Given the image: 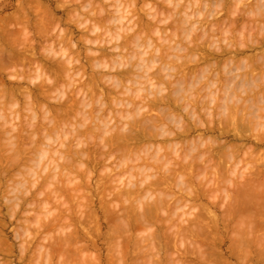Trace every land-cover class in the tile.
<instances>
[{
	"label": "bare ground",
	"instance_id": "6f19581e",
	"mask_svg": "<svg viewBox=\"0 0 264 264\" xmlns=\"http://www.w3.org/2000/svg\"><path fill=\"white\" fill-rule=\"evenodd\" d=\"M35 1L38 2L37 0H35ZM65 1L67 2V0H65ZM71 1H72V2H70V3L74 4L76 1H79V0H76V1L71 0ZM73 1H74V2H73ZM83 1H85V0H81V2H82L81 4H80V2H79L80 6L83 5ZM87 1H89V0H86V2H84V5H83L82 8L85 9V12H86V13H90V12H91L90 14L93 13L92 16L95 14V17H96V16H97V17L99 16V17H98V19H97V17L95 18V17L93 16L95 19H97V21H95V20L90 21L92 25L88 24V26H89V34H88V31H86L87 33H86V32H85V33H82V34H86V35L84 36V35L81 34V37H82V38L80 37L78 43H76L75 45L73 44V43H74V42H73V37H74L73 35L75 34V33L73 32L74 30H72V32H73L74 34H72V35H70V36L68 35L70 38H67L66 35H64V34H62V33L59 32L60 34L58 33L59 35H58V34L56 35L57 39L55 38V39H56V40H55V41H56V45L54 44V45H55V48H54V45H53V46L51 45L53 42L55 43V41H53L54 39H51V40H50V39H49L50 36H49V37L47 36L48 38H47V37H44V38H43L42 36H40V37H42L44 40L46 39V42H49V43L51 42L49 47H48V45L45 44L46 47L49 48V49L47 48V50H45V49H46V48L44 47L45 45H44V46H42V45H41V46L38 45L40 50H43V49H44V51H41V52H40V50L38 49L40 53H42V52L45 53V51H46V54H47V52H48L47 55H46V54L43 55V53L40 54L41 56H42V55L44 56V57H41V56H40L43 60H45V58H46V61H45L46 63H45V62H44V63H45L47 66L43 63V61H42L40 58H37V57H39V55H36L37 52H34V51H36V50H35L34 48H32V44H33V43H32V42L29 43V41H33V42H34V40H32V38L35 39L36 37H35V36H32V35H31V36H30V35H29V36H28V35H25L27 32H25V34H21V30H23L22 28H24L25 26H26V28H24V30L27 29L26 31L30 32L29 29H28V27H29V23H28V22L30 21V19L28 20V22L25 21V19L27 20V18L30 17L29 15H28L27 18H25V19L22 20V18L25 17V14L23 15V14H21V13L19 12V13H17L16 15H14V17H15V16H19V17H20V15H23L22 18L20 17V19H19L18 17H15L14 19H11L12 22H14L15 20L18 19V21H15V22H17V23L20 22V21L22 20L21 22L24 21V22H26V24L28 25V26H27V25H24V26L22 25V26H23L22 28H20V27H21V26H20V27H19V28H20V31H19V30H16V31H19V32H17V34L19 33V34L23 35V39H22V36L19 35V37H18V35H15L16 33L14 34V32H13V34H14L15 38H13V37H14L13 35H12V36H9V35H10V34H9V33H10V32H9L10 30L7 31V29H3V26H2L3 24H4V26L7 25V22H5V21H3V20H0L1 22H2V21L4 22L3 24L1 23L2 25L0 24V28H1V26H2V28L0 29V30H1L0 32H2V34H4V36H2V37H4L3 39H4L5 41L7 40L5 43H7V42L9 43V42H10V44L12 45V41H11L12 39H9V40H8V36H9V38L11 37V38H13V39H16L17 41H18V39H21V40H23V42L21 41V44H22L21 47L23 46V48H25V50L23 49V51L26 52V50H27V52H28L29 50H32V49H33V50L31 51V53L33 52V53L36 55V56H35V55L32 53L31 58H30V59H27V57L29 58L30 55H28L27 53H26V54L23 53V51L21 50L22 48H19L18 46H16V45L20 44V43H18V42H20V41L17 42V41L15 40V43H13V44H15L14 46L17 47V48L15 47L16 49L19 48V49H18L19 51L12 50V49H15V48H13V47H12L13 45L11 46L10 44H8V46L10 45V47L12 48V49H11V48H10V49H11L12 51H14V52H12L11 50L9 51V50H8V47H7L5 44H3V45L1 44V46H0V60H1V62H0V120H1V122H0V147H1V145H2V143H1L2 140H3V141H2V142H3V145L5 144V141H7V142L9 141L8 143H6L7 146L9 145L8 148L6 147V148L8 149L9 154L7 153V154H8V155H7V154L5 153V151H6L7 149L5 148V146L3 147V145H2V147H1V148H3V149L0 148V153H1L2 150L4 151V152L2 151L3 153H1V155L4 154V155H3V161H5V160L9 161V160L11 159V157H12L11 161H9V163H6V164H9V166H12V164H13L14 168L17 170L18 168H16V167H18L19 162H20L19 160H21L20 158L23 157L22 155H25L26 152H27V154H30V152H31L30 155H32V154H33L32 152L34 151V154L32 155V157H33V156H34V157H35V156L39 157V159L37 158L38 160L36 159L37 162H35V163L33 162V160H34L36 157H35V158L33 157L34 159H31L32 157H31V158H30V157L27 158V156H26V158L29 159V161L27 160V163L23 164L24 160L26 161V158L23 157L24 160H22V161H23L22 164H23L24 166H25L26 164H27V165H28V164L31 165V162H33V163H34V164H33L34 166L32 165L33 168H35V164H37V163H38V165H40V164L43 162V161H41V159H42L43 157H45L44 159L46 160V158H47V157H46V154H47V155L51 154V152L53 151V149L57 148V146L55 147V146H52V145H57V143H59V142L55 141L56 144H54L53 140H52L53 143H51V142L48 143L49 141H46V142H45V143H47L46 145H49V148H48V149L46 148L47 146H46V147L44 146V147H45V148H44V147H42V146H40V145L44 143V142H43L44 140H50V138H51L52 135H53L52 137H55V138H58V139L60 138V135H59V137H56L57 134H58L57 132H59L60 130L63 131V130H62L63 127L61 128V124H62V125L64 124V125H65L64 127H67V126H66V122H67L69 119H71V117L74 116L75 113L72 115V113L74 112V110H75V112L77 111V112L80 113V114H75V117H77V115H81V116L85 117V118H83V117H79V116H78V117L76 118L77 120H75V121L78 122V121H79L78 118H80V119L82 118V120L84 119V120H83L84 122H83V121H82V122L79 121V123H76V122H73L74 120H72V119H71L70 121H68L70 124H71L72 122L74 123V128H75L74 135L72 134V133H73V130H72V132H71V130H68V129H67L68 131H70V133H68V131H66V128H65V129L63 128L64 131H63L62 133H66V137H67V133L70 134V136H71V138H72V141L70 140V139H71L70 137H67V139L70 138V139H68V141H67V139H65V138H64V141H60V139H59L58 141L61 142L60 144H63V142H64V146H61V148H64V149H61V148L58 146V148L56 149V151H53L54 153L52 152V155H53V154H56L58 157H61L62 155L59 156V154H60L59 152H61L60 149L62 150V152H64V153L61 152V154H63V155H67V154L70 155V154H71V153L69 152L70 149L67 151L68 153H67V152L65 153L64 150H67V149H68V146H69L70 144L74 143V141H73V137H74V140L76 139L75 141H77V143L73 144L74 147H76L75 145L78 144V143H80L81 140H82V138H84V137L86 136V134H87V135H90V134H91V137H93L92 134H98V133H99V135H97V136H98L100 139H102L101 141H103V145H104V142L106 141V142H105V145H107V146H105V148H106L107 150L109 149V148H107L108 145H109V147H112V148H113V146H115V150H116L117 152L120 151L121 148H124V149L127 150L128 153H130L131 151H129V150H131L132 148L128 150L129 144H127V143H128L130 140L133 141L137 136H138V137H137L136 140H137L138 142H141V140H142V144H141V143L139 144V143L134 142V141H133V142L130 141L132 144H134V143H135V144H136V143L138 144L137 146H136V145H133V146H132V145L130 144L132 147L135 146L134 149H135V148L137 149V147H138L139 150H141V147H143L144 145L147 144V143H146L147 141H146V139H145V141H146L145 143H146V144L143 145V143H144V142H143V141H144L143 138H147V140L150 141V140H152V139H158L157 137L160 138V136H162V137L164 136V138L162 139L163 141H161V138H160V141H161L160 145H161V147H163L162 145L164 144V143H163V142H164V139H165V137L169 134L168 131H167V132H168V134H167L166 130H168V129H169V131L171 130L169 135L173 136V137L170 136V137L173 138V139H174V138L177 139V138H179V137H181V136L184 137V136H186V135H188V134H192L191 132H193V128H191L193 125L190 126V124H192V123H190V124L188 123V125H189L190 127H189L188 125H187L188 127H185L184 125L186 124V122H184L185 124H184V123L181 124V122H180V121L183 120L182 118H184L185 116L182 115L183 113H182V114L179 113V114H180V115H179L177 112H175L174 114L177 113L178 116L181 117V118H179L180 121L177 120L178 117H176V118H177L176 120H177V123L180 122L179 125L181 124L180 126H181L182 129H181V131L178 130V129H180V128H179V125H178V124L175 122V120H174L173 122H175V123H173V124H177V125H178V127H177L178 129H176L175 131L178 130V132H175V131L173 132V131H172L173 127H172V129H171L169 126H174V125H169V124H167V123L165 122V121H167V120H170V119H168V118H169L173 113L167 112L166 110L169 111V109H171V108L168 107V108H169V109H168V108H166V107H167V106H172V105L176 107V105L178 104V107L181 106L182 111L185 112L186 109L189 110V111H186V112H188V114L190 113L191 115H194V116H195V117L192 118V119H191L192 116H190V119H191L192 121L195 119V120H194V123L196 122V123H195V126H196L195 129H196V131H197V127L199 126L198 128H200L201 124H200V125L198 124V123H200V122H198L199 119L196 120V118H198L199 115H201V114H199V111H200V110H195V109H196V108L199 109V107H200L199 105L203 106V108L200 107L201 109H205V105H208L209 100H211L212 97H216V96L218 95V94H215V93H217V92L215 91L216 89H218V90L221 89L220 94H221L222 92L225 91V93H227L228 95H229V93L231 92V90H232V93H235L236 91H235V90L233 91V89H236V88H239L238 90H242V91H240L241 93H242V92H243V93H244V92H247V91L249 90V91H248V94L246 93V94H247V97H243L242 95H244V94L242 93V95H241L237 89H236V90L238 91V93H236V94H234V95L231 93L232 96H237L238 98H237V97H235V98H237L238 100L241 99V100H242V104L244 105V103H245V107L242 106V104L239 103L240 101H238V100H237V102H235L238 106L235 107V103L233 104L235 108L233 107V105H230V106H232V107H229V104H228L227 107H228L229 109L232 108V109H233L232 112L234 111V109H235V110L240 109V111H241V108L243 107L244 109L242 108V110H244V113H245V114H244L243 112H242V113L244 114V117H245V116L249 113V110L246 109V107L248 106V104H249V107H250V106H251L250 103H252V106H251L252 108H250V109H252V110H250V111H251V112H252L253 110L256 111V108H255V109H253V108H254V107H257V108H258V110H257L258 112H252V113H255V114L257 113V114H256L257 118H254L255 120L253 119V121H252V118H253V117L250 118L252 115H255V114H251V115L249 114L250 116H249V115H248V116H249L250 119H248V117L246 116L247 118L245 117V119H247V120H243V118H242L243 116H241L240 118H242V120H241L240 122H242V121H243L244 123L247 122L246 124L241 123V124H243V125H245V126L247 125V126H246V129H244V130L241 129V131H242V132H243V131L245 132V130H248V132L250 131V133H252V131L256 128L257 130L255 129L256 131H254V132H256V133L259 132V131H258L259 124H260L261 122H264V121H262V119L264 120V117H263V118L260 117V116H262V115L264 114V112L262 111V110H263L262 108H264V103L261 104L262 102H264V96H263V94H262V93H264V50H263L262 53H261V52L258 53V51H261L260 48H264V0H257V2H256L257 5H254L255 3H254V4H253V3H248L247 0H235V2H232L233 0H205V1H204V0H193V1L190 0V2H188V3L185 2V0H153V2L155 1L154 3L151 2V0H128V1H126V0H109L110 2H112V4L109 5V3H108V4L105 3V5H107L106 8H108V10H107L106 8L103 9L102 6H101V8H100V6H98V4L95 6V4H96L97 2L100 4V2H102L101 0H99L100 2L96 0V3H95V0H93L92 2L90 1L91 3H88L89 5H88V4H87V5L85 4V3H87ZM103 1H104V2H106V1L108 2V0H103ZM183 1H184V2H183ZM186 1H189V0H186ZM248 1H249V0H248ZM255 1H256V0H255ZM31 2H32V1H31ZM203 2H204V3H203ZM250 2H251V1H250ZM252 2H254V1H252ZM33 3H34V2H33ZM39 3H40V4H39ZM61 3H62V2H61ZM76 3H77V2H76ZM102 3H103V2H102ZM102 3H101L100 5H102ZM140 3H142V4L140 5ZM21 4H22V3H21ZM28 4H29V2H28ZM34 4H35V3H34ZM36 4H37V3H36ZM36 4H35V5H36ZM41 4H43V3H41L40 0H39V2H38V6L41 5ZM77 4H78V3H77ZM77 4H76V5H77ZM92 4H94V5H92ZM213 4H214V5L216 4V5H215V8H216V9H214V6H213V8L210 6V5H213ZM218 4H219V5H218ZM24 5H25V4H24ZM24 5L22 6V10L25 9V8H23ZM35 5H32V6H35ZM45 5H46V4H45ZM65 5H69V4H66V3H65ZM90 5H92L93 7H92V8L90 7V9H86V8H88ZM139 5H140V7H139ZM201 5H202V6H201ZM29 6H30V5H29ZM38 6L35 7V9L37 8V10H35V11H37V12L39 11L38 8L40 7V6H39V7H38ZM42 6H44V5H41V7H42ZM48 6H50V4H49ZM62 6H63V5H62ZM70 6H71V5H70ZM94 6H95V7H94ZM97 6L99 7L100 10L98 9ZM103 6H104V4H103ZM208 6H209L211 9H210ZM216 6H221V7H219V8L221 9V11H226L227 13H225V15L228 16V17H226L227 20H225L226 18L223 20V22H222V26H221V22H219L218 19H215V20H217V22L220 23V24H219V23H217V24H218V28H220L221 30H220V29H216V31H215V29H214L213 32H218V31L220 32V31H221V32H220V35L224 34V36H223V35L221 36L222 38L225 37V34H226L228 37H230V36L233 37L232 35H234V33H235L234 36L237 37V38L235 37L237 40L234 39V41H235V42H234V41L232 40V38L225 37V39L228 38V39H226V41H225L224 39H222V38L219 36V37H220V40H224V42H225L224 44H225V45L222 46L221 44H223V43H222V41H221V44H220V42H218V44H217L218 47H217L216 44H215V42L217 43V41H218V39H219L218 35H217V37H218L217 40H215L216 36H215V35L213 36V40H215V42L211 39V37H212V33H213V32L211 33V31H212L211 29H213L212 26H214V28H215L216 26H215V25H212V26L209 27V28H208V27H207V28L205 27V26H207V25H205V23H207V22H205L206 19H207V18H208V19L210 18V17H206V16H210V15H207L210 11H213V12H210L209 14L213 13V15H214V16L211 15V18H210V19L214 18L215 16H216L215 18H217V17L220 15V14L217 15V12H218V13H222L221 11L219 12L220 9H219L218 7H216ZM46 7H47V6H46ZM77 7H78V6H77ZM77 7H75V9H76ZM104 7H105V6H104ZM203 7H205V8H204L205 11H207V8L210 9V10H208V13H205L206 15H204V16H203V14H204L205 11H204ZM206 7H207V8H206ZM3 8H4V7H3ZM18 8H19V7H18ZM48 8H49V7H48ZM61 8H62V7H61ZM61 8H60V9H61ZM79 8H81V7H79ZM94 8H95V10L98 9L97 13H96V11L94 10ZM110 8H112V9H110ZM113 8H114V10H113ZM20 9H21V8H20ZM30 9H33V8H31V6H30ZM44 9H45V6L42 7L41 10L43 11ZM62 9H64V8H62ZM73 9H74V8H73ZM190 9H191V12H189ZM213 9H214V10H213ZM218 9H219V10H218ZM25 10H26V9H25ZM25 10H24V11H25ZM77 10L79 11L80 9H76V11H77ZM89 10H91V11H89ZM109 10H111V11H110L111 13H110V12H107V11H109ZM112 10H113V11H112ZM215 10H217V11H216V14L214 13ZM20 11H21V10H20ZM24 11H21V12L26 13V12H24ZM42 11H40V12H42ZM45 11H46V10H44L43 12L45 13ZM49 11H50V10H49ZM49 11H48V9H47L46 12L49 13V14H45V16H44L45 18H47L46 15H50L51 13H52V15H54V14H53L54 12H52L53 10H52L51 12H49ZM73 11H74V10H73ZM78 11H77V14H78ZM81 11H82V10H81ZM87 11H88V12H87ZM203 11H204V12H203ZM14 12H15V11H14ZM14 12H13V13H14ZM17 12H18V11H17ZM32 12H33V10H32ZM37 12H36V13H37ZM43 12H42V13H43ZM70 12H72V9H71V11H69V12H67V13H70ZM83 12H84V11L79 12L80 16H83V14L85 13V12H84V13H83ZM42 13H41L40 15L37 14L38 16L36 15L38 19H39V18H40V19L43 18V16L40 17L41 15H44V14H42ZM72 13H73V12H72ZM81 13H82V15H81ZM86 13H85V14H86ZM109 13H110V14H109ZM128 13H137V14H138V13H142L141 15H143V13H146L145 16H146V18L148 19V21H146V20L144 21V19H142L143 17L140 18V16H139L140 14H138V16H139V17H138L137 14H136V15L133 14V16H132V15L129 16L130 14L128 15ZM168 13H171V14H172V17H170V14H168ZM174 13H175V14H174ZM176 13H177V16L179 15V13H181V15H183V14H184V15H183V17H182L181 15H179L178 17H181V18L179 19V18H177ZM182 13H183V14H182ZM188 13H189V14H188ZM192 13H193L194 16L198 15V17L196 16L197 19L194 18L193 15H190V14H192ZM223 13H224V12H223ZM229 13H231V14H230L231 16H230V15H227V14H229ZM7 14H8V13H7ZM19 14H20V15H19ZM27 14H28V13H27ZM33 14H35V13H33ZM79 14L76 15V13H75V15H76V20H77V18H78V20L83 18V17L80 18ZM90 14H88V16H91ZM115 14H116V15H115ZM167 14H168V15H167ZM173 14L176 16V18H174V19H173V17H174ZM195 14H196V15H195ZM200 14H202V16L205 17V18L200 17V16H201ZM8 15H9V14H8ZM86 15H87V14H86ZM86 15H85V16H86ZM189 15H190V16H189ZM199 15H200V16H199ZM221 15L224 16L223 14H221ZM221 15H220V17H222ZM233 15H234V18H233ZM10 16H12V14H11ZM26 16H27V15H26ZM55 16H56V15H55ZM72 16H73V15H72ZM77 16H78V17H77ZM85 16H84V18H85ZM88 16H87V17H88ZM92 16H91V17H92ZM134 16H136V17H135L136 19H137V18L142 19V20H140V22H141L140 27H141V28H139V29H137V28H138L137 25H139V22H136L135 20H133V17H134ZM191 16H192V17H191ZM48 17H50V16H48ZM52 17H53V16H52ZM169 17H170V18H169ZM220 17H219V18H220ZM230 17H231V18H230ZM16 18H17V19H16ZM30 18H31V17H30ZM37 18H35V19L37 20ZM45 18H44V21L46 20ZM58 18H59V17H58ZM72 18H73V17H72ZM88 18L90 19V17H88ZM144 18H145V17H144ZM190 18H193V19H196V20L199 19L200 21H199V20H198L199 22H198V21H195V20L191 21ZM0 19H1V18H0ZM4 19H6L5 16H4ZM40 19H39V21H41ZM50 19H51V18H50ZM50 19H48V20H50ZM54 19L58 20V19L55 18V17H54ZM69 19H70V18H69ZM85 19H87V18H85ZM89 19H88V20H89ZM171 19H172V20H171ZM176 19H179V20H176ZM201 19H205V21H203L204 27H205V29H209L210 31H209V30H203L204 27H203V28H202V27L197 28V25H198L199 23H200L201 25H203V24L201 23V21H202ZM208 19H207V20H208ZM210 19L208 20V22H210ZM221 19H223V18H221ZM13 20H14V21H13ZM19 20H20V21H19ZM48 20H46L45 22H47ZM51 20H53V19H51ZM51 20H50L49 22H47L45 26L43 25V24H45L44 21H42L43 23H41V25H40V22L37 23V21H36V22H34L35 20L33 21L34 23H36L35 25L38 24V25H37L38 28L40 27L39 29H41V30H39V29L37 28L38 31H37V29H36V31L38 32V34H39L40 31H42V25L44 26L43 29H45L46 26H48V27H46L47 29L49 28L48 30H47V29H45V31L43 30V31H42L43 33L41 32V33H42L41 35H44V36H45L44 32H45V33L50 32V29H51V27H53V25H54V27H56L57 24L55 23V24H56V25H55ZM56 20H55V21H56ZM76 20L74 19V23H76V22L78 23V21H76ZM100 20H101L102 22H101ZM168 20H169V21H168ZM219 20H220V19H219ZM245 20H247L248 22H253V24L256 25V26L254 25L255 28H253V27H254L253 24L250 25V23H249V26H250V27L247 28V26H248L247 24H248V23H247ZM53 21H54V20H53ZM66 21H67V19H66ZM93 21L95 22L94 26H93V23H94ZM138 21H139V19H138ZM167 21H168V23H171L170 25L173 26V27H174V24H175V23H177V27H180V25H179L178 23H180L181 26H183L182 30H181L179 33H178V32H177V33L179 34L178 36H179L180 39H181V37H183L184 35H185L184 38L188 36L187 38L190 39V40H188V39L185 38V39L187 40V43L189 42L188 44H183V41H181V40L177 37V35H175V36H176L181 42L179 41V42H180V43H179L178 41H176L175 44H174V42H172V40L175 41V39H177V38L174 39L175 36L172 37V39H170V38H171L170 36H173V35H170V36H168V35H165V36H164V35H163V34L165 33V32H164V28H160L159 26L167 24V23H166ZM172 21H176V22L173 23ZM177 21H178V22H177ZM212 21H214V19H213ZM224 21H225V22H224ZM244 21H245V22H244ZM258 21H260V23L257 24ZM24 22H23V23H24ZM31 22H32V21H31ZM50 22L53 23V24H51V25H52L51 27L49 26L50 24H48V23H50ZM70 22H71V21H70ZM92 22H93V23H92ZM204 22H205V23H204ZM241 22H242V23H241ZM17 23H16V24H17ZM65 23H66V22H65ZM67 23H69V22H67ZM77 23H76V24H77ZM107 23H108V24H107ZM163 23H165V24H163ZM172 23H173V25H172ZM214 23H215V22H214ZM13 24H14V23H13ZM18 24H19V23H18ZM18 24H17V25H18ZM21 24H22V23H20L19 25H21ZM30 24H31V23H30ZM59 24L61 25V23H60V19H59ZM71 24H72V23H71ZM105 24H107L108 26H106ZM109 24H110L111 26H109ZM210 24H211V23H210ZM239 24H241V26H240ZM242 24H244V27L246 26V29L244 30L245 32H244L243 30H241V29H243V25H242ZM245 24H246V25H245ZM32 25H33V24H32ZM35 25H34V26H35ZM39 25H40V26H39ZM77 25H79V24H77ZM80 25H81V26L83 25V26L85 27V30H87V29H86V26H87V25H84V24H80ZM186 25H188V27H186ZM223 25H224V26H223ZM225 25H226V26H225ZM9 26H10V24H9ZM9 26H8V27H9ZM12 26H13V25H12ZM12 26H11V28H13ZM14 26H15V25H14ZM37 26H36V27H37ZM58 26H59V25H58ZM58 26H57L56 28H59V27H60V26H59V27H58ZM83 26H82V27L77 26V29L81 28L80 31L83 30L82 32H84V28H83ZM175 26H176V24H175ZM208 26H209V25H208ZM236 26H237V27H236ZM238 26H240V27H242V28H241V29H238V28H239ZM252 26H253V27H252ZM31 27H33V26H31ZM36 27H34V28H36ZM78 27H79V28H78ZM90 27H91V28H90ZM136 27H137V28H136ZM163 27H164V26H163ZM184 27H186V28H184ZM198 27H199V25H198ZM224 27H226V29H225ZM228 27H229L230 29H229ZM235 27H236V28H235ZM257 27H259V30H260V31L262 30L261 32L258 33V34H261V33H262L261 36H260L259 38H256V37H255V36L257 35V34H256V31H257L256 29H258ZM4 28H7V27L5 26ZM11 28H9V29H11ZM19 28L17 27V29H19ZM82 28H83V29H82ZM201 28H202V30H201ZM250 28H251V29H250ZM252 28H253V31H254L255 33H253ZM14 29H15V27L13 28V30H14ZM30 29H31V28H30ZM53 29H54V28H53ZM64 29H65V28H64ZM64 29H63V31H64ZM66 29H67V28H66ZM74 29H75V28H74ZM144 29H145V30H144ZM146 29H147L148 32H152V31H153L152 35H155V33H157L156 35H159V36H160L162 42H161V41L158 42V44H157L158 47L160 46L159 43H161V45H162L163 42L165 43V41H167L166 44H164L165 47H164V46H163V47L160 46V47H162V49H161L160 47L157 48V47H156L157 45L153 46V43H152V42H153L154 39L152 38V36H151L150 38H148L149 35H150V33H149V35H145L146 37L143 36V33H144L143 31H146ZM199 29H200V30H199ZM228 29H229V30H228ZM236 29H238V31H237L238 35H241V33L243 34V35H242L243 37L241 38V41H240V36L238 37V36L236 35L237 33H236L235 31H233V30H236ZM254 29H255V30H254ZM2 30H4L5 32H3ZM13 30H12V31H13ZM31 30H32V29H31ZM46 30H47V31H46ZM217 30H218V31H217ZM225 30H226V31H225ZM239 30L241 31V33H239V32H240ZM249 30H250V31H249ZM259 30H258V31H259ZM6 31L9 32V33H8L9 35H6L7 38L5 39ZM14 31H15V30H14ZM51 31H52V30H51ZM66 31H67V30H66ZM69 31H70V30H69ZM197 31H198V33L201 31V32H200L201 34L199 33V34H200V35H199V34L197 33ZM228 31L231 32V35H229ZM242 31H243V32H242ZM248 31H249L251 34H250ZM251 31H252V32H251ZM258 31H257V32H258ZM148 32H146V33H148ZM154 32H155V33H154ZM195 32H196L198 35H196ZM222 32H223V33H222ZM232 32H234V33H232ZM22 33H24V32H22ZM31 33L34 35V32H31ZM51 33H53V32H50V35H51ZM56 33H57V32H56ZM168 33H169V32H168ZM177 33H175V34H177ZM180 33H181V34H180ZM182 33H183V35H182ZM194 33H195V34H194ZM227 33H228V34H227ZM245 33H246L247 35H246ZM2 34H1V35H2ZM11 34H12V32H11ZM27 34H29V33H27ZM35 34H37V33H35ZM61 34H62V35H61ZM67 34H68V33H67ZM69 34H70V33H69ZM87 34H88V35H87ZM192 34L194 35L193 37L191 36ZM213 34H214V33H213ZM254 34H256V35H254ZM24 35L26 36V38H25ZM39 35H40V34H39ZM89 35H91V36H89ZM156 35H155V37H156V39H158V37H157ZM180 35H181V36H180ZM195 35H196V36H195ZM244 35H245L246 37L248 36V37L250 38V39H249V38L247 37V38L249 39V42L253 43L254 45L251 44V45L249 46V44H247V43H248V42H247L248 39H246V37H244ZM16 36L18 37V39H17ZM53 36H54V34H53ZM71 36H72V37H71ZM147 36H148V37H147ZM257 36H259V35H257ZM28 37L30 38V40H29V41H26V39L28 40ZM40 37L38 36V38H40ZM54 37H55V36H54ZM54 37H53V38H54ZM83 37H84V38H83ZM169 37H170V38H169ZM191 37H192V39H191ZM38 38H37V39H38ZM50 38H52V37H50ZM74 38H75V37H74ZM146 38H147V39H146ZM168 38H169V39H168ZM184 38H183V40H184ZM1 39H2V38H1ZM47 39H48L49 41H48ZM71 39H72V40H71ZM151 39H153V40L151 41ZM178 39H177V40H178ZM201 39H202V40H201ZM229 39H230V40H229ZM255 39H256V40H255ZM40 40H41V39H40ZM44 40H43V41H44ZM66 40H69V41L71 40V42H73L72 44H73L75 47L78 46V48H80V47L85 48V49H83L85 52H86V51H87V52H89V51L92 52V50L95 51L96 48L98 49V50L96 49L97 51H95V52H92V53L90 52V54H89V53L86 54V56H87V60H86V61L88 62V63H87L88 67H87L85 64H83V63H81V62H80V63L78 62V61H80V59H81V58H80L81 56H79L78 54L82 55V54H85V53H83V52L77 53L76 51H75L76 53H75V52L72 53L71 51H70V52H71V53H70L69 50L73 49L74 46H72L71 42H70V44H69V41H66ZM200 40H201V42H202V45H201V43L199 42ZM203 40L205 41V43H204ZM227 40H228L229 42H228ZM242 40H243V41H242ZM24 41H25V42H24ZM154 41L156 42V40H154ZM168 41H169V42H168ZM197 41H198V42H197ZM230 41H231V42H230ZM232 41H233V42H232ZM237 41H239V43L241 44L240 46H239V43H236ZM0 42L2 43L3 41L0 40ZM13 42H14V41H13ZM26 42L28 43V45L30 44V45L28 46V47H30L29 50H28L27 46L25 47V45H27ZM44 42H45V41H44ZM171 42H172V44H171ZM213 42H214L215 45L213 44ZM3 43H4V42H3ZM25 43H26V44H25ZM34 43H35V42H34ZM49 43H48V44H49ZM57 43L59 44V46H58ZM67 43H68L69 45H67ZM167 43H168V45H167ZM184 43H186V41H185ZM203 43L205 44V45H204L205 47L203 46ZM208 43H209L210 45H209ZM234 43H235V44H234ZM24 44H25V45H24ZM39 44H40V43H39ZM41 44H42V42H41ZM61 44H63L64 47H65V45H66V47L64 48ZM236 44H238V45H236ZM89 45H90V46H89ZM132 45L135 46V49L133 48L134 46L132 47ZM166 45H167V46H166ZM190 45H191V46H190ZM206 45L209 46V47H206ZM219 45H221V46H219ZM19 46H20V45H19ZM34 46H35V45H33V47H34ZM51 46H52V47H51ZM69 46H70V47H69ZM91 46H92V47H93V46H96V47H95V48H92ZM130 46H131V48H132V50H133V53H131L132 50H131ZM40 47H43V48H40ZM56 47H57L58 49H57ZM59 47H60V48H59ZM67 47H68V48H67ZM143 47H144V48L146 47V48H148V49H149V48H152V50H151V51H141V49H144ZM153 47H154V48L156 47V48L154 49ZM129 48H130V51L127 52L126 50H128ZM146 48H145V49H146ZM257 48H259L260 50H258ZM81 49H82V48H81ZM137 49H138V50H137ZM145 49H144V50H145ZM252 49H257V50H256V51H257V55L259 54L258 56L255 55V56H256V57H255V56H253V55L256 54V53H253V55H252V56H253V59H251V56H249L250 54L248 55V53H249L248 50H252ZM20 50H21V51H20ZM73 50H74V49H73ZM75 50H76V49H75ZM134 50H135V51H134ZM153 50H154V51H153ZM67 51H68L70 54L67 53ZM98 51H99L100 53H99ZM125 51H126L127 53H124ZM163 51H164V52H163ZM183 51H185V52H183ZM199 51H201L200 53H202V54H201V56H198L199 58H197V56H196V52L198 53ZM182 52H183V53H182ZM194 52H195V53H194ZM246 52H248V53H247V57H245L246 55L244 56V54H246ZM251 52H253V51H251ZM254 52H255V51H254ZM28 53H30V52H28ZM31 53H30V54H31ZM184 53H185V54H184ZM22 54H24V55H26V56H24V55H22ZM71 54H73V55H71ZM189 54L193 55L194 57H191V55H189ZM70 55H71V56H70ZM74 55H75V56L77 55V57H74ZM202 55H203V56H202ZM50 56H51V57H50ZM57 56H59V59H56V58H58ZM78 56H79V58H78ZM83 56H84V55H83ZM240 56H241V57L243 56V57L241 58ZM22 57H24L23 60H22ZM32 57H33L34 59H35V57H36V59H35L36 62H37V59L40 61V62H37L38 64L41 65V63H42V66L44 65L43 67L46 66V69H45V70H47V69L49 70V71H48V76H49V73L52 72L51 69H52V70L54 69V72L57 71V73H58V74H57L58 77H57L56 73H54V74L56 75V76H54V77H56V78L53 80L54 82L52 81L53 83H51V76L53 77V75L50 74V75H51L50 78L47 76L48 79H46V78H45L46 76H43V75H42V70L39 68V67H41V66H39V65L35 62V63L37 64V66H38V67H37L36 64L34 63L35 60H34ZM49 57H50V58H49ZM84 57H85V56H84ZM248 57H249V58H248ZM26 59H27V61H28L29 64H33V65H31V66H33V67H32L33 69H34V67H35V69L33 70V71H35V72L32 71L34 74H30V73L27 74V69L24 68V67H27L29 64L27 63V61H25ZM53 59H54V60H53ZM55 59H56L57 61H56ZM213 59H217V60H218V61L215 60V62H217V64H215V62H212V61H211V60H213ZM248 59H249V60H248ZM81 60H82V59H81ZM49 61H50V62H49ZM53 61H54V62H53ZM55 61H56L57 63H55ZM203 61H204V63H205L206 65H204V67H203V65H202V66H201V70L198 69V71H197V69H196L194 66H193V67H194V68H193L194 71H193V70H190V65H192L193 63H198V64H199L200 62H202V63H200V64H203ZM221 61H225V62H223V63H224V64L226 63V64L224 65L223 63H220ZM226 61H227V62H226ZM7 62H8V63H7ZM76 62H78V63H76ZM6 63L8 64V66H7ZM219 63H220V64H223L222 66H224V71H226V72L224 73L225 75H224V74L222 75V73H223L224 71H223V69H222L223 67H222V68L218 67V66H219ZM9 64L12 65V69H11V71H10V69H9V68L11 67ZM55 64H57V68H58L57 70H56V68H54ZM76 64H78V65L80 64L79 68H78V66H77ZM235 64H236V65H235ZM19 65H20V66H21V65H24L23 68L26 69L25 72H26L27 76L30 77V75H31V78L28 77V81H26V82L29 83V82H30L29 79L32 80V78H33L34 75H36V76H34V80H35V82L38 80V83H36V84L33 82V80L31 81V82H33L34 85H33V87H31V88L29 87L30 91L28 90V88H27V86H26V89H25V90L29 91V92H27V93H25L26 91H24V89H23V88H25V87H23V84L25 83L24 81L27 80V77H26V75H24V74H25L24 72H21V73H20V71H23V69L21 68L22 70H19V73L21 74V76H22V73H23V76H25L26 78H24L23 76L20 77V78H23L24 81L21 80V79H19L20 74H18V72L16 71V70H18V69L20 68V67H18ZM26 65H27V66H26ZM34 65H35V66H34ZM53 65H54V66H53ZM81 65H82V66H81ZM193 65L196 66V64H193ZM207 65H209V67L206 68V70H204L205 67H206ZM215 65H216V66H215ZM233 65H234L237 69H236V68L233 69ZM9 66H10V67H9ZM13 66H16L15 68H17V67H18V68L15 69ZM52 66H53V68H51ZM6 67H7V68H6ZM8 67H9V68H8ZM21 67H22V66H21ZM81 67H82L83 71L86 70V68H90V69H91L90 71H92V74H90L89 72H88V74L91 76L90 78H92V79L88 78V80H90V82H91L92 80H95V79H96L95 81H92L93 84H94V89L96 88V89H95L96 91H97V89H98L97 86H99L98 84H103V85L105 84V85H107L106 87H108V92H109V91L112 92V90H115L114 92H112V94H114V93L117 92V91L120 92V93L118 92L120 95L117 94V93H115L114 96L117 94V95L121 98V95H123V94L126 93L127 91H128V92H127L126 94H128L129 92H132L133 95L129 96L131 93L128 94L127 96H126V95H123V96H125L124 100L126 99V100H125L126 102L123 100V98H122V100H121L119 97H116V98H115L114 96H111V97H112V99H111L110 95H108V96L110 97V98H109V101H110L109 103H110L111 105L114 104V102H115L113 98H115V100H116L115 105L111 106L110 104H108L107 101L105 102V100H106L105 97H106V96H105L103 99L101 98V100H100L99 98L96 97L97 95L101 94V92H102L103 90H101L100 87H99V89H98V92H99V93H98V94L96 93V91H95L94 89L91 90V88H92L91 84L89 85V81H86V80H85V78L87 77V75H85V74L87 73L88 70H87V71H84V72H86V73H84V72L82 73V71H81V70H82ZM83 67H84V68H83ZM199 67H200V66H199ZM28 68L30 69V72H31L32 68H30V65H29ZM38 68H39V69H38ZM135 68H136V69H135ZM197 68H198V67H197ZM215 68H219L220 70H219V69H218V70L216 69L217 72H215ZM258 68H259V69H258ZM7 69H9L8 72H6ZM13 69H15V70L13 71ZM42 69H44V68H42ZM137 69H138L139 71H138ZM240 69H241L242 71L244 70V73H243L242 71H241V73H238V72H240ZM257 69H258L259 71H258ZM40 70H41V72H40ZM72 70H73V71H72ZM135 70H137V71H135ZM221 70H222L223 72H221ZM233 70H234V71H235V70H238V72L236 71V72H235V75H234V71H233ZM249 70H250V71H249ZM12 71H13V73H12ZM15 71L17 72V74H15V73H16ZM71 71H72V72H71ZM191 71H193V72H191ZM219 71L221 72V75H222V76L219 75V74H220ZM256 71H257V72H256ZM59 72H61V73H59ZM138 72H143L144 74H143V73H142V74H141V73L139 74ZM170 72H171V73H170ZM174 72H175V73H174ZM185 72H186V73H185ZM189 72H191V75H192V76H194L195 72H198V75L195 74V76H194L195 78H192V76H191V78H190V77H188V76H190V73H189ZM218 72H219V74H215V73H218ZM254 72H256V73H254ZM11 73H12V74H11ZM45 73H46V72H45ZM52 73H53V72H52ZM63 73H64V74H63ZM93 73H94V74H93ZM192 73H193V74H192ZM236 73H238V74H236ZM257 73H259V74L257 75ZM43 74H44V72H43ZM65 74H66V75H65ZM130 74H131V75H130ZM178 74H179V75H178ZM185 74H186V76L188 75L187 78H186V76L184 77ZM240 74H241V75H240ZM44 75H45V74H44ZM60 75H62V76L64 75L63 77L66 76L65 78L67 79V81H66L65 79H63V81H62V79L60 78V77H61ZM89 75H88V76H89ZM92 75H94V77H93ZM128 75L131 76V77H129ZM173 75H176V76L173 77ZM177 75H178V76H177ZM180 75H183V77L181 78ZM214 75H215V77H213ZM256 75H257V76H256ZM84 76H85V77H84ZM197 76H198L199 78H198ZM250 76H251V77H250ZM13 77H14V78H13ZM39 77L42 79V81H41V79H40ZM76 77H77V78H76ZM79 77H80V78H83V77H84V78H83L84 80H83V79H80ZM120 77H121L122 79H121ZM137 77H138V78H137ZM139 77H142V78L145 77V78H144L145 80L143 79V80H144L143 83H145V82L147 81L143 86H145L146 84H151L150 87H148L149 85H148V86L146 85V87L149 88V89H152L151 86H153V82L155 83L156 81H157V84H158V83H162V84L164 83L163 86H165V87L162 88V85L158 84V85L161 86V88H162L163 90H162V89H157L159 86L155 83V84L157 85L156 87L154 86V88L156 89V91L153 90L154 88H153L152 90H148V89L146 90V87L143 89V88L141 87V86H142V81H141L142 78H139ZM178 77H180V79H177ZM196 77L198 78V80H196L197 82H196L195 80L192 81L193 79H196ZM11 78H12L13 80H12ZM35 78H37V80H36ZM78 78L81 80L82 85L79 84V83H81V82H80V80H79ZM174 78H175V79H174ZM213 78H215L216 81H215ZM52 79H53V78H52ZM77 79H78L79 81H77ZM139 79H140V80H139ZM153 79L156 80V81H154ZM173 79L176 81V82H175V85H173V86H174V87H175L176 85L179 86V88H178V86L175 87V89H174L175 91H173V88H174V87H173L172 89L169 87L170 85L174 84V83H173V82H174ZM187 79H188V80H187ZM190 79H191V80H190ZM43 80H44V81L46 80V81L44 82ZM47 80H49L48 82H49L50 85L52 84V85H51V88H52V90H54V92L57 90L56 88H54V86H55V85L57 86L58 84H61L62 82H66L67 85H68V87H69V86H70V87L68 88L67 85H66L65 83H62V86L59 85V88H58V86H57V88H58V89H61V90H60V91L57 90V91H56V92H57V95H55V94L53 93V91L50 90V89H51L50 86L47 87V86H48V84L46 83ZM60 80H61L62 82H61ZM82 80H83V81H82ZM189 80H190L191 82H190ZM200 80H203V82L200 81ZM40 81H41L42 83L44 82V85L47 84V86H43V87L46 88V90H47V91H46V90H44V88H43V91H45L44 93H46V94H43V92H42V87H40V86H41L40 84H42V83H39ZM59 81H60V83H58ZM102 81H104V82H102ZM140 81H141V82H140ZM31 82H30V83H31ZM75 82H76V83H75ZM77 82H79V83H77ZM84 82H86V83L84 84ZM92 82H91V83H92ZM101 82H102V83H101ZM195 82H196V83H195ZM201 82H202L203 84H202ZM260 82H261V83H260ZM45 83H46V84H45ZM55 83H56V84H55ZM57 83H58V84H57ZM129 83H130V85L132 84V87H134V86H135V87H134V88H131V87L129 88V86H130ZM200 83H201V85H200ZM54 84H55V85H54ZM76 84H77V86H76ZM86 84H88V85L86 86ZM127 84H128L129 86H128ZM165 84H169V85H165ZM197 84L199 85V90H200V91H203L204 94H206L205 92L207 91V94L204 95V94L201 92V97H198V98L195 97V99H194V97L192 96V93H193V95H194V92H195V94H196V92L198 91V88H197L198 86L196 87ZM216 84H217V85H216ZM29 85H30V84H29ZM42 85H43V84H42ZM53 85H54V86H53ZM63 85H65V87L68 88V91H69V92L72 90L71 86H73L74 89H73L72 91H73L74 94L76 95V98H77L78 95L81 96V98L74 99L75 95H72L73 93L71 94V92H72V91H71V92H70V95L74 96V97H72V99H74L75 101L77 100V101H76V102H75V101H72V102H70V103H71V104H70V103H69V100H67L68 98H66V100L64 99V97H67V96L69 95V94H68L69 92L67 91V88L63 87ZM105 85H104V86H105ZM139 85H140V87H139ZM52 86H53V87H52ZM88 86L91 87V88H87V90H86V87H88ZM95 86H96V87H95ZM127 86H128V87H127ZM247 86H249L250 88L247 87ZM60 87H61V88H60ZM167 87L169 88V91H167L168 89H165V90H164V88H167ZM194 87H195V90H194ZM200 87H201V88H200ZM214 87H217V88H214ZM218 87H219V88H218ZM47 88H48V89H47ZM49 88H50V89H49ZM53 88H54V89H53ZM64 88H65L66 90H65ZM121 88H122V89L125 88L124 90H125L126 92H125L124 90H122ZM128 88H129V89H128ZM240 88H243V89H244V88H247V89L249 88V89H248V90H247V89H244V91H243V89H240ZM22 89H23V91H22ZM62 89H64V90L66 91V93L68 92V93H67L68 95H67L65 92H64V93H61ZM69 89H71V90H69ZM88 89H89V91H88ZM106 89H107V88H106ZM119 89L123 91V94H122V92H121ZM127 89H128V90H127ZM170 89H171V91L174 92L173 94H172V92H170ZM204 89H205L206 91H204ZM212 89H214V90H212ZM258 89H263V90H261V91H263V92L261 93L260 90H258ZM85 90H86L87 92H85ZM100 90H101V92H100ZM189 90H191L192 92H190L191 95L189 94L188 97L191 98V96H192L193 98H191V99H192L193 101H190L191 99H188V97H187V94H188L187 92H188ZM196 90H197V91H196ZM223 90H224V91H223ZM228 90H230V92H229ZM250 90H251V91H250ZM48 91H50V93H52L53 95H55V97L53 98V96H52L51 94H50V95H51L52 97H50V96L48 97V95H49V92H48ZM144 91H145L146 93H144V94L142 93V94H141V92H144ZM153 91H154V92H153ZM157 91H158V92H157ZM164 91H166L167 93L170 92V93L172 94V96H170V94H167L168 96H167V95H166V96H162V95H161V97H160L159 95H160L161 93H163ZM200 91H198V92H200ZM209 91H210V92H209ZM256 91H258V92L261 93V94L259 95V93L257 92V93H258V95H257V94H256ZM47 92H48V93H47ZM59 92H60V95L62 94L61 96H60V95L58 96ZM88 92L91 93L90 95H91L92 97H91V96H89V97H91L92 100L86 99V98H88V95H89ZM94 92H95V93H94ZM103 92H104V91H103ZM103 92H102L101 95H104ZM149 92H150V93H149ZM185 92H186V95L184 96ZM228 92H229V93H228ZM251 92H253V93H251ZM218 93H219V91H218ZM225 93H224V94L222 93V94H223V97H224V95H226ZM249 93H250V94H249ZM47 94H48V95H47ZM65 94H66L67 96H64ZM95 94H96V95H95ZM107 94H108V93H107ZM164 94H165V93H164ZM197 94H200V93H197ZM197 94H196L195 96H197ZM214 94H215L216 96H215ZM220 94H219L218 96H221ZM231 94H230V95H231ZM237 94H238V95H237ZM239 94H240V97H239ZM246 94H245V95H246ZM251 94H252V95H251ZM253 94H254V95H253ZM32 95H33L34 97H33ZM45 95H47L46 98H45ZM70 95H69V96H70ZM93 95H94L95 99H93V98H94ZM134 95L137 97V100H139V101L135 100V101H133V102H130L131 99H127V98H126V97L132 98V97H134ZM203 95H204L206 98H208V97H209V98L211 97V98H210V99L208 98L209 100L206 99L205 97L202 98ZM213 95H214V96H213ZM228 95L225 96V98L227 99V101H228V99H230V101H231V99L234 100V98H229L230 95H229V96H228ZM261 95H262L263 97H261ZM56 96H58V99H56V98H57ZM123 96H122V97H123ZM150 96H151V97H150ZM241 96H242V97H241ZM259 96H260V97H259ZM20 97H23L24 99L27 100V101L25 100L27 106H25V105H26L25 103H24V105H23L25 108L28 107V104H29V106H30V104L33 105V102H32L33 99H34V100H33V101H34V104H35V101H37V102L41 105V109H42V110L39 109L40 105H39V106L36 105L37 103L35 104V106H38L39 111L41 110V112H42L41 115L43 114V115H42L43 117L41 116L43 119L41 118L40 120H42V123H43L44 120H45V122H47V123L50 122V123H49V124H50L49 127L51 128V130H50L49 128H48V129H49L50 131L47 129V130L49 131V133H48L47 130H46L47 132L44 131V132H45V135H44V134L42 135V133H44V132H43V131H40V130L42 129V127H41V129L38 128L39 125H40V123H37V125H35L34 123H32V124H34V125L36 126V128L40 129V130H39L40 132H39V131L37 132L36 130H33V129H32L33 131H31V128H28V130L31 131V134H32V135L30 134L31 136H33L34 134L36 135V136H34V137H36V140H33L34 137H31L30 135H29L30 137H28V136L25 135V134L28 135L30 132H29V133L26 132L25 134L22 133V136H26V137H28L27 140L30 139V142H29V143H31V141H32V145L34 146V144H35V146H34V148L36 147L35 149L32 147V145H31L32 148L29 147V145H30L29 143H28L27 145H28V147H29L30 149H29V148H26V146H25V148H24V146H23L24 144H22V140L19 139V138L21 137L20 132H21L22 130L19 131V129H18V128H21L22 125L19 126V124H18L19 127L16 128V130H17V132H16V131H15V127H16L17 125H16V124L14 125L13 122H15V121L17 122V120H16L15 118H14L15 121H14L13 119H11L12 116H13L14 114H16L19 110H21V108H20L19 110L16 109V108H18V107L20 106V103H19V102H21V100H20V101L18 100V98H20ZM32 97H33V98H32ZM60 97H61V99H62V97H63V100H64V101H63V100H62V101L59 100ZM82 97H83V99H82ZM136 97H134V99H135ZM183 97H184V99H183ZM185 97H187V98H185ZM227 97H228V98H227ZM70 98H71V97H70ZM70 98H69V99H70ZM117 98H119L120 100L117 101ZM150 98H151V99H150ZM166 98H167V99H166ZM200 98H202V99L204 100V102L206 101L205 103H207V104H205V105L199 104V103H198L199 100H200V103H201V100H202V99H200ZM225 98H224V99H225ZM239 98H240V99H239ZM262 98H263V99H262ZM30 99H32V100H30ZM51 99H54V101L57 102V103H55V102H54L53 100H51ZM55 99H56V100H55ZM104 99H105V100H104ZM107 99H108V97H107ZM110 99H111V100H110ZM134 99H132V100H134ZM185 99H187V100H185ZM197 99H198V101H197ZM221 99H222V98H221ZM221 99H219V101H220ZM226 99H225V100H226ZM17 100H18V101H17ZM22 100H23V99H22ZM70 100H71V99H70ZM87 100H89V101L87 102ZM128 100H129V101H128ZM182 100H184V101H182ZM188 100H189V102H188ZM195 100H196V101H195ZM203 100H202V101H203ZM207 100H208V102H207ZM213 100H214V101H213ZM215 100H216V99H214V98L212 99L213 102H215ZM222 100H223V99H222ZM235 100H236V99H235ZM16 101H17V104H18L19 106L15 104ZM30 101H31V102H30ZM58 101H59V102H58ZM103 101H104V102H103ZM111 101H112V103H111ZM113 101H114V102H113ZM127 101H128V102H127ZM181 101L184 102V103H185V101L188 102V103H186V105L184 104V105L186 106L185 110H183V107H184V106H182V104L180 103ZM219 101H218V102H219ZM230 101H229V103H230ZM44 102H46V103H44ZM49 102H51V103H49ZM53 102H54V103H53ZM192 102H193V104H192ZM210 102H211V101H210ZM213 102H212L211 104H213ZM218 102H217V103H218ZM221 102H222V101H221ZM47 103H48V105H47ZM94 103H96V104L98 105L97 107H99V106H100V107H103V108H101V109H100V107H99L100 110H99L98 113L96 112V111H98L96 105L93 106ZM125 103H126V104H125ZM179 103H180V104H179ZM189 103H190V104H189ZM194 103H197V107H196V105L194 106ZM202 103H203V102H202ZM217 103L215 102V104H217ZM223 103H225V102H223ZM238 103H239V104H238ZM246 103H248V104L246 105ZM14 104H15V106H14V109H13L12 107H13ZM45 104H46L47 106H46ZM69 104H70V105H69ZM150 104H151V105H152V104L155 105V106H153L154 108H151V109L154 110V111H155V110L157 111V108H155L156 105H159V108H162V107H163V106H161V105H167L166 107H164L163 109H161L162 111H163L164 109H166L165 111L167 112V113H166L165 111H164L165 113L162 112V114L164 113V116L162 115V116L164 117V120H165V118H166L165 121L162 120V118H161L162 122L164 121V123H162L161 120H160V117H162V116L158 115V113H161V112H158V113H157V116H155L156 119H155V118H154V119H155V120L159 119L160 121L157 120V121L155 122V125H152L153 121H152V123H151L150 121H151V120L153 119V117H154V116H153V117L151 116L153 112L151 113V115H150L149 113H148V115H147V111H148V112H151V111H152L151 109L148 110V109H149L148 105H150ZM198 104H199V105H198ZM215 104H213L215 108H216V107H221V109H220L219 111H217L219 108H216V109H217V110H216V109L213 107V105H212V108H214L213 110H215V111L211 110V108H210V111H213V112H216V111H217L216 114H215L216 116H217V114H219V115L221 114V115H222V118L224 119V120H223V124H225V120H226V122H229L230 125H228V123H227V125H226V126H227L226 129L229 131V132H227V135H228V134H230V131H231L230 127H233L235 124L238 125V124L240 123V122L238 123V119L240 120V118H238V117L236 116V118H237V120H236L237 123H235V124L233 125V121H234L233 119H234V116H235V115H237V114L240 115L241 112L238 111L239 113H230V116L232 115L231 118L233 117V119L230 120V121H227V120H229V119H231V118H230L229 114H227V116L225 115V116L227 117V119H225L226 117H225V118L223 117V113H225L226 111H228V113H229V110L223 111L222 109H224V108H222V107H223L224 105H223V106H222V105L220 106L221 103H218L217 105H219V106H217V105L215 106ZM225 104H227V103H225ZM259 104H260V105H259ZM21 105H22V104H21ZM67 105H68V107H67ZM79 105H80V106H79ZM81 105H83L82 107H83L84 109H86V108H87V109H88V108L91 109V107H96V109H93V108H92L91 110H88V111H90V112L87 113V114H88V116L91 117V119H90V117H86V115H84V113L80 112V111H83V112H85V114H86V111L83 110V109L81 108ZM105 105H106L107 107H105ZM117 105L120 107V109L123 108V109L121 110L122 112H123L124 109H127V110H124V112L127 113V114H129V116H128L127 118L124 117L125 114H122V116L124 117V119L121 120V119H122V118H121V113H118V112H117V113L119 114V117H120V118H119V119H120V120H119V123H120L121 121L126 122V120H127L129 117H131L132 120H131V118H130V120H127V122H128V121H130V122L132 121V122H131V123H130V122H128V123L126 122L128 125L125 126V127H123L125 131L121 130L122 132H120V130H119V129H121V126H120L121 124L118 123L119 125H118V124H117V125H118L119 129L114 127V128H115V129H114V134H112L111 129H113V128H112L113 125L116 124V123L118 122V121H117V120H118V119H117L118 117H117V115H116L117 113L115 114ZM121 105H122V106H121ZM123 105H126V106H132V107H130V108H133V109H132V110L130 109V110H131V111H130L129 108H126V106L123 107ZM209 105H210V104H209ZM209 105L206 106V109L204 110V111H205L204 113L202 112L203 110L200 111V113L205 114L206 111H207V114H206L207 117H209V116L212 117L213 112H210V111L208 112L209 107H211V106H209ZM261 105H263L262 108H261ZM10 106H11V107H10ZM16 106H18V107H16ZM23 106H22V108H23ZM45 106H46V107H45ZM63 106L66 107V108H69V109H70V112L67 113V110H68V109H65ZM78 106L80 107V111H79V109H78ZM89 106H91V107H89ZM108 106L113 107L112 109H114V107H115V109H114L115 112H114L112 109H111V111L114 113V114H113V113H112V114H113L114 116L116 115L117 118H115L116 120L113 119L112 122H113L114 124L111 122V124H113L112 126L109 124L110 122H108V120L111 121V119H112L113 117H112V118H109L110 116H109V117H106L108 120H106V118H105V115H106V116L111 115V114L109 113L110 110H107V109H108ZM192 106H194L195 109H193L194 107H192ZM6 107H7L8 109L11 108V109H10L11 111H13V110H15V111L10 113V111L8 110V111H9V114H6V113H8V112L5 111V110H6ZM15 107H16V108H15ZM31 107H32V106H31ZM43 107H45V108H43ZM59 107H60V108L63 107L62 109H63V110H66V113H67V114L64 112V113L66 114V116H65L64 113H62L63 110H61ZM119 107H118L117 111L119 110ZM146 107H147V109H145ZM191 107H192V108H191ZM237 107H238V108H237ZM239 107H241V108H239ZM54 108H55V110H58V109L61 110L60 112L64 115V121H65L66 119L69 118L68 120H66V122H63V123H62V120H63L62 117H63V115H62L61 113H57V116H56V112H59V110L56 111L55 113H53V116H52L53 118H54V117L57 118L58 115H60L57 119H56V118L53 119L54 121H56V120L62 118L61 121L58 120V121L60 122V124H59L60 127H57V126H56L55 128H54V126H55L56 122H57V123H59V122L56 121V122L54 123V122L51 120L52 118L49 117L50 115H52V114H50V113H51L52 110H54ZM56 108H58V109H56ZM173 108H174V107H173ZM181 108H180V109H181ZM189 108H191V109H189ZM247 108H248V107H247ZM33 109H34V108L32 107V113H31V109H30V107H28V110H30V111H29V112H30V115H31V114H34V115H35L36 112H39V111L37 110V108L34 109V110H37L36 112L33 111ZM44 109H45V110H44ZM50 109H52V110H50ZM87 109H86V110H87ZM192 109H193V110H192ZM225 109H227V108H225ZM259 109L262 111V113H261V111H259ZM16 110H18V111H16ZM24 110H25V109H24ZM55 110H54V111H55ZM95 110H96V111H95ZM106 110H107L108 113H109L108 115L106 114V113H107ZM221 110L223 111V113L221 112ZM245 110H246V111H245ZM72 111H73V112H72ZM142 111L145 113V115H146L148 118H147L146 116H145L146 118L143 116L144 113L142 114V113H141ZM156 111H155V112H156ZM174 111H175V110H174ZM176 111H178V108L176 109ZM193 111H198V112L194 113ZM5 112H6V113H5ZM15 112H16V113H15ZM23 112H24V115H23V116H24V117L27 116V114L25 115V111H23ZM29 112H27V109H26V113H29ZM34 112H35V113H34ZM77 112H76V113H77ZM95 112H96V114H95ZM124 112H123V113H124ZM171 112H172V110H171ZM186 112H185V113H186ZM219 112H221V113H219ZM236 112H237V111H236ZM247 112H248V113H247ZM259 112H260L262 115L259 116V115H258V114H260ZM12 113H14V114H12ZM99 113H101V114L99 115ZM168 113H170V114H168ZM197 113H198V116L195 115V114H197ZM208 113H209V115H208ZM211 113H212V114H211ZM246 113H247V114H246ZM10 114H12V115L10 116ZM17 114H20V113H17ZM17 114H16V115H17ZM49 114H50V115H49ZM68 114L71 115V117H68ZM82 114H83V115H82ZM89 114H90V115H89ZM94 114H95V115H94ZM97 114H98L99 116H98ZM141 114H142V115H141ZM166 114H168L169 117H168V115H166ZM174 114H173V116H174V118H175V115H174ZM177 114H176V115H177ZM186 114H187V113H186ZM188 114H187V115H188ZM234 114H235V115H234ZM7 115H8V116H7ZM30 115H28V116L30 117ZM34 115H31V116L33 117ZM48 115H49V116H48ZM54 115H55V116H54ZM91 115H92V116H91ZM96 115H97V117H96ZM138 115H140V116L138 117ZM181 115H182L183 117H182ZM219 115H218V117H221V116H219ZM241 115H242V114H241ZM9 116H10V117H9ZM19 116H20V115H19ZM23 116H22V117H23ZM28 116H27V119L30 120L31 118L29 119ZM61 116H62V117H61ZM111 116H112V115H111ZM150 116H151V118H150ZM158 116H160V117H158ZM165 116H167V117H165ZM173 116H172L171 119H173ZM204 116H205V115H204ZM216 116H215V117H216ZM256 116H255V117H256ZM263 116H264V115H263ZM24 117H23L24 121H23V119L21 120V117H19L20 120L23 121V123H24V122H27L26 118H24ZM37 117H40V116H37V115H36L34 119H36ZM65 117H67V118H65ZM75 117H74V118H75ZM94 117H96V118H98L99 120H101V124H100V121H98L97 123H99V124H97L96 121H97L98 119L95 118V120H96V121H95V120H94ZM133 117H134V118H133ZM141 117H144V119H149V120L151 119V120L148 121V122H146V120H143V118H141ZM207 117H206V118H207ZM211 117H209V118H211ZM215 117H214V115H213L212 118L214 119ZM218 117H217V118H218ZM228 117H229V118H228ZM17 118H18V116H17ZM19 118H18V120H19ZM49 118H50V119H49ZM86 118H87V119H86ZM88 118H89V119H88ZM104 118H105V119H104ZM139 118H141V120H140ZM188 118H189V117L187 116V119H188ZM199 118H200V117H199ZM222 118H221V119H222ZM10 119H11V121H12V120H13V121L10 122ZM32 119H33V118H32ZM32 119H31V120H32ZM37 119H38V118H37ZM46 119L51 120V121H52V124H51V121H46ZM125 119H126V120H125ZM154 119H153V120H154ZM203 119H205V117H203ZM213 119H211V120L208 119L209 121H207V122H209V123L211 122V123H212V122H213ZM218 119H219V118H218ZM218 119H217V120H218ZM258 119H259V120L261 119V120L258 121ZM40 120H38V122H39ZM89 120H90V121H89ZM92 120H93V121H92ZM215 120H216V119H214V121H215ZM248 120H250L252 123L257 122V124L255 123L256 125L254 124V126H256V127H254L253 124H252L251 122H250V124H252V125L249 124L250 126H248V122H249ZM256 120H257V121H256ZM85 121H89L90 123H93V122L95 121L93 124L96 126V128H97L98 131H95V130H94L95 127H92L93 125H92V126H88V124H90V123L87 124ZM115 121H116V123H115ZM144 121L146 122V124H148V126L145 124ZM158 121H159L158 125H159V124H160V125L162 124V126L165 127V128H167L166 126L169 125V126H168L169 128H167V129L164 128L165 131H162L163 128H161L160 125H159L160 127H158V125H156V123H157ZM183 121H185V120H183ZM183 121H182V122H183ZM200 121H201V120H200ZM231 121H232V122H231ZM28 122H29V121H28ZM30 122H31V121H30ZM32 122H33V121H32ZM45 122H44V124L46 125L47 123H45ZM149 122H150V124H149ZM160 122H161V123H160ZM167 122H168V121H167ZM187 122H188V121H187ZM201 122H203V121H201ZM218 122H219V121H218ZM11 123H13V125H12ZM53 123H54V125H53ZM69 123H67V125H68ZM80 123H81V124H80ZM82 123H83V126H84V127H85V125L87 124V127L84 129L83 126H82L83 129L81 130V129H79V128H80V126L82 125ZM95 123H96V124H95ZM165 123H166L167 125L164 126ZM169 123L171 124L172 122L169 121ZM213 123H214V122H213ZM215 123H216V122H215ZM220 123H222V122L220 121L219 124H220ZM231 123H232L233 126L231 125ZM8 124H9V125L11 124L12 127L10 128V126H9ZM21 124H22V122H21ZM44 124H43V125H44ZM49 124H47V125H49ZM70 124H69V125H70ZM76 124H77V126L79 125L78 128H77ZM108 124H109L110 127H108ZM122 124H123V123H122ZM153 124H154V123H153ZM196 124H197V125H196ZM47 125H46V126H47ZM69 125H68V126H69ZM71 125H72V124H71ZM117 125H116V127H117ZM124 125H125V124H124ZM130 125H132V127H133V126H134V127L132 128ZM138 125H139V126H138ZM182 125H183L184 127H182ZM202 125H203V126H204V125H207V123L202 124ZM210 125L214 126L213 124H210ZM237 125H236V126H237ZM260 125H261V126H260L259 129H262V127H264V123H263V124L261 123ZM8 126H9V128H8ZM13 126H14V127H13ZM40 126H42V125H40ZM46 126H45V127H46ZM75 126H76V127H75ZM122 126H123V125H122ZM129 126L131 127V129L128 128ZM152 126H153V127H154V126H157L159 129L161 128V129H162V130H161V133L158 132L159 129H158V131H157V127L153 128ZM175 126H176V125H175ZM212 126H210V128L207 126V127L209 128L210 131H214V130H215V129H214L215 127H212ZM217 126H219V125H217ZM220 126H222V125H220ZM223 126L225 127V125H223ZM223 126H222V127H223ZM228 126H229V129H230V130L228 129ZM236 126H234L233 128H234V129H237V128H235ZM240 126H241V125L239 124V126H237V127H240ZM252 126H253V127H252ZM257 126H258V127H257ZM47 127H48V126H47ZM47 127H46V128H47ZM69 127H70V126H69ZM71 127H72V126H71ZM137 127H138V128H137ZM224 127L221 128V129H222V130H225ZM248 127H250L251 129L248 128ZM58 128H59V129L61 128V129L59 130ZM88 128H89V129H88ZM92 128H93V129H92ZM96 128H95V129H96ZM110 128H111V129H110ZM135 128H136V129H135ZM175 128H176V127H175ZM202 128H203V127H202ZM208 128H207V131H208ZM212 128H213V129H212ZM217 128H218V127H217ZM240 128H241V127H240ZM242 128H243V127H242ZM244 128H245V127H244ZM253 128H254V129H253ZM21 129H23V128H21ZM44 129H45V128H44ZM117 129H118L119 131H118ZM126 129H127V130H126ZM154 129H156V130H154ZM219 129H220V128H219ZM221 129H220L219 131H221ZM234 129H232V130H234ZM249 129H250V130H249ZM24 130L27 131L26 129H24ZM54 130H55L56 132H55ZM115 130H117L118 132L115 131ZM182 130H183V131H182ZM227 130H226V131H227ZM237 130L240 131L239 128H238ZM237 130H235V132H237ZM262 130H264V129H262ZM262 130H261V131H262ZM25 131H24V132H25ZM93 131H95V132L92 133ZM241 131H240V134L242 133ZM261 131L258 133L260 137H261L262 135H264V134H262V133H264V132L262 131V133H261ZM35 132H36V133H35ZM41 132H42V133H41ZM52 132H54V133L52 134ZM96 132H98V133H96ZM115 132H116V133H115ZM200 132H201V131H200ZM208 132H209V131H208ZM215 132H217V131L215 130ZM224 132H225V131H222V132H221V135L224 134ZM233 132H234V131H232V133H233ZM37 133H38V134L40 133L42 138L45 137L43 140H41V138H39L40 136L38 137V138L41 140V144L39 143L40 140H37V139H38V138H37V136H38ZM62 133L60 132L59 134L62 135ZM107 133H109V137H107V136H108V135H106ZM50 134H52V135H50ZM55 134H56V136H54ZM111 134H112V135H111ZM163 134H164V135H163ZM184 134H185V135H184ZM199 134H200V133H199ZM214 134H215V133H214ZM234 134H235V133H234ZM236 134H237V133H236ZM240 134H239V133L237 134V135L240 136V137H238V136H236V135H235V136L238 137L239 139H241L242 136H245V135H240ZM243 134H244V133H243ZM260 134H262V135H260ZM110 135H111V136H110ZM165 135H166V136H165ZM169 135L167 136L168 138H169ZM248 135H250V134H248ZM46 136H47V137H46ZM68 136H69V135H68ZM202 136H203V133H202ZM232 136H233V135H231V137H232ZM253 136H254V135H253ZM253 136H251V137H253ZM257 136H258V135H257ZM63 137H65V135H64V136H61V138H63ZM81 137H82V138H81ZM87 137H88V136H87ZM91 137H88V138L85 137V138H84L85 141L83 140L84 142L81 143V144H83V145H86L87 148L85 147V149L88 150V151L91 150V149L89 150L90 147L87 146L88 143L90 144V141H91L92 144H93V141H94L96 144L98 143V145L101 143V141L99 140V138H98V141H100V142H97V139H95V135H94V137L92 138L93 141L91 140ZM106 137H107V138H106ZM140 137H141L142 139H141ZM167 137H166V139H167ZM200 137H201V134H200ZM200 137H198V139H201V140H202V138H200ZM204 137H205V136H204ZM204 137H203V138H204ZM211 137H212V135H211ZM214 137H215V136H214ZM220 137H221V136H220ZM247 137H248V136H247ZM260 137H259V139H260ZM14 138H18V140H17V139H14ZM48 138H49V139H48ZM78 138H80V140H78ZM139 138H140V140H139ZM187 138H189V137H187ZM187 138H185L184 140H187ZM206 138H208V137L206 136ZM216 138H217V137H216ZM254 138L257 139V140L255 139V141H258V140H259L257 137H254ZM261 138L264 139L263 136H262ZM12 139H13V140H12ZM88 139H89L90 141H88V143H87L86 141H87ZM166 139H165V140H166ZM194 139H195V138H194ZM211 139H212V138H210V141H209V139H208V140L203 139V140L206 141V142H201V141L199 140V143H198L199 146H197V144H196V143H197V142H196L197 140H195L194 142H192V141H193V140H192V141L189 142V143H188V141H186V143H187V146H189L188 144H190V143L194 144V145H191V146H195V145H196V149H198V148L200 147V144H201V143H205V145H208V146H210V144H211L212 147L215 146V148H216L215 150H216L217 152H219V154H220V151H218V150L221 149V148H219V147H221L223 144H224V146H225V145H226V144H225L226 141L223 142V144H221L222 142L219 143L221 146L219 145V147H218V145H217V147H218V149H217L216 144H217V142H220V141L217 140V139H215V140H217V141L215 142L216 144H215V145H212V143H214V142H211V141H215V140H214V139L211 140ZM221 139H222V138H221ZM242 139H243V138H242ZM244 139H246V138H244ZM11 140H12L11 143H13V146H14V140H16V141H18V142H21V143H19V144H20V147H21V144H22V147H23V148H22V147H21V148L23 149V151L25 150V152L22 153V150H21V149H20L21 152L18 151L19 148H17L16 151L14 150L15 148H14V149H13V148H10V151H9V147H12V145L9 144ZM19 140H20V141H19ZM56 140H57V139H56ZM61 140H62V139H61ZM95 140H96V141H95ZM181 140H182V139H181ZM181 140H180V141H181ZM184 140L182 141L183 143L185 142ZM226 140H227V139H226ZM237 140H238V139H236V141H237ZM250 140H251V139H250ZM70 141H71L72 143H69V145H68V142H70ZM168 141L170 142V139H168ZM168 141H167V142H168ZM173 141L176 142V141H178V140H176V141L173 140ZM173 141H171V144H169V145H171V146L173 145V146H174V144H176V147H175V148H176V151H177L178 146H179V145L181 146L183 143H179V142H178V146H177V142L174 143ZM189 141H190V138H189ZM207 141H209V142L207 143ZM18 142H15V145H16L17 147L19 146ZM65 142H67V144H65ZM152 142H153V141H152ZM154 142H155V141H154ZM154 142H153V145H155ZM157 142H158V141H157ZM165 142H166V141H165ZM195 142H196V143H195ZM210 142H211V143H210ZM228 142H229V141H228ZM243 142H244V141H243ZM250 142H251V141H250ZM260 142H261V141H260ZM260 142H258V143H260ZM16 143H17L18 145H17ZM38 143H39V144H38ZM86 143H87V144H86ZM95 143H94V144H95ZM150 143H151V142H150ZM158 143H159V142H158ZM158 143H156V145H157L156 147H157V148L160 147V145H159ZM162 143H163V144H162ZM172 143H173V144H172ZM206 143H207V144H206ZM235 143H236V142H235ZM252 143H253V142H252ZM256 143H257V142H256ZM258 143H257V144H258ZM50 144H51V145H50ZM81 144H79L80 146L77 145V147H78V148L81 147ZM89 144H88V145H89ZM148 144H149V143H148ZM148 144H147V145H148ZM151 144H152V143H151ZM151 144H150V145H151ZM230 144H232V143H230ZM233 144H234V142H233ZM233 144L230 145V146H231L230 149H227V150H226V148H227L228 146H226V147L222 146V147H224L225 151H227V152H228V150H229V152L234 151L235 154H234L233 152H232L233 154H231L232 156H233V155L236 156V157L233 156V157H234V158H233V161H234V160H235V161H238V160H239L238 157H239V155L241 154V153L239 154V152L241 151V149L239 148V149L237 150V151H239V152H235V150H233L235 147H232ZM236 144H237V143H236ZM25 145H26V144H25ZM43 145H45V144H43ZM65 145H67V146H65ZM100 145H102V144H100ZM100 145H99L98 147H96V148H98L99 150H101V149L99 148ZM116 145L119 146V147H116ZM142 145H143V146H142ZM167 145H168V144H167ZM201 145H202V146H205V145H203V144H201ZM234 145H235V144H234ZM259 145H260V144H259ZM16 146H14V147H16ZM51 146H52V149H51L52 151H50ZM90 146H91V145H90ZM95 146H96V145H95ZM95 146H93L92 150L96 149V148H94ZM126 146H128V147H126ZM131 146H130V147H131ZM140 146H141V147H140ZM173 146H172V149H171L170 146H168V150H169V149H170V150L167 151V152L170 153L171 156H173L172 158H171V156L168 157V153H166V150H165V148H164V147H166L165 145H164V147H163V149L165 150V152H164L163 150H161L162 148H161V149H160V148L157 149L156 147H155V148H152L153 150L156 149V151H154V152H155V153H154L155 156H153V154H152V156L154 157L153 160L156 161V159L158 158V159H157L158 162L160 161L159 163H158V162L156 163L157 165H156L155 162L152 160V158H151L152 156H150V153H151L153 150H151V152H150V149L147 148V146H145L144 148H147V151L149 152V155L147 154L148 152L145 153L146 149H145V150L143 149V150H144L143 152H141V151H139V150L137 149L136 152H134L133 154L130 153V154H132V155H130V154L128 155L127 152H125L126 154L123 153L124 151H123V149H122V150H121V151H122V154H120V155H122L123 160H122V157H121L119 154H118V155H119V158H120L122 161L119 160V159L117 160V159L115 158V155H114L113 158H115L118 162H120V163H118L119 165L121 164L122 167L124 166V167H123V168H124V169H123L124 171H120V170H122V167L119 166V167H120V170H117V171H113V170H112L111 173L117 172V174H118V172H119V173H123V172H124V173H123V176L125 177L124 180H126V182H127V179H126V178H127L129 175H130V177H132V178H134V179H135V177L137 176V175H133V176H135V177H133V176H131V173H132V174H137V173H138V175L140 174L139 172L141 171V168H140V163H141V161H143V163H144V164L141 163V167H142V165H143V166H145V167L147 168V166H146L145 163H146V161H149V160L151 159V162H152V163H150V161L147 163V165H148V164L150 165V166H148V168L150 167V168H149L150 170L147 171L148 174H149V172H150V175L146 174V176H145V174H144V170H147V169H146L145 167H142V168H143V169H142V172H141L142 175L140 174V176H143V174H144L146 180H147V178L150 176L151 178L149 177V180L155 184L154 187H157V186L160 187V186H164V185H165V182H163V181H166V179L168 180V177H169V176H170V178H171V176L174 175L173 178H172V180H171V179L168 180V181H170V180L172 181V182L170 181V183H171L172 186L169 187V184H170V183H168V187L170 188V191L172 192L171 187H175L174 183H175V184H176V183H180L182 180H185V182H186V180H188V182H189V179H190V174L187 175V174H185V173H184V175H186L188 178L185 177L186 179H184V176H183V173H182L183 170H182V172H180V173L178 172L179 174H181V175H180V179H181V181H180V179H176L177 177H179L177 171H181V170H177V169H182V167H183L184 165H185V167L188 166L189 162H187V163H183V164H182V163H181L182 160H181V162H180L181 165H179V162H178L179 160L176 159L177 163H173V164H176V167H175V165H174V167H175L176 169L173 170L174 167H173V164H171V163H170V165L167 166V162H170V161L174 160L175 157H176V158L178 157V156H175V157H174V153H175V152H174L173 154L171 153V152H173V149H174ZM182 146H183V148H184L185 150L188 148V147L186 146V144H185V147H186V148L184 147V145H182ZM208 146L205 147V148H206V151H205V152H204V151H203V152L201 151V150H205V148H202V149L199 148L200 151H201L202 153H204V154H207L206 152H208L207 156L209 155V151H208L209 148H208ZM211 146H210V148H211ZM237 146L240 147L239 145H237ZM241 146H242V145H241ZM263 146H264V144H263ZM66 147H67V149H66ZM77 147H76V148H77ZM91 147H92V146H91ZM101 147H102V146H101ZM125 147H126V148H125ZM197 147H198V148H197ZM238 147H237V148H238ZM69 148H73V146H72V147H69ZM78 148H77V150H78ZM117 148H118V149H117ZM189 148H190V146H189ZM237 148H236V149H237ZM255 148H257V146L254 147V149H255ZM4 149H6V150H4ZM11 149H13V151H11ZM26 149H27V150H30V152L28 153V151H27ZM31 149H32V150H31ZM98 149L96 150L97 152L93 151V152H94V155H95V153H97V155H98V151H99ZM102 149H103V147H102ZM106 149H103V150H101V151H99V152H100L101 154H103L104 150H106ZM184 149H182V147H181V149H180V150H183V152H184L183 154H185L186 151H188V150L191 151V149H188V150H186V151H184ZM207 149H208V150H207ZM222 149H223V148H222ZM222 149H221V150H222ZM224 149H223V150H224ZM231 149H232V151H230ZM242 149H244V148H242ZM251 149H252V148H251ZM48 150H49L50 152H49ZM57 150H58V151H57ZM71 150H74V148L71 149ZM77 150H75L76 152L74 151L75 153H72V154H75V155H76L77 157H79L80 159L75 158L74 155L72 156V154L69 156V157H71V158H68V159H67V157H66V159H67L69 162H70V160L72 159L71 162H72L73 164L75 163V166H76V167H75V166H74V168H73L72 166H71V167H72V169H74V170L76 171L75 173H76L78 176L81 175V176L79 177L80 179H81V178H83V179H85V178H89V177H90L89 174L91 173V171H89L90 166L88 167V165H87V169H88V171L90 172V173L88 172L89 174L87 175V177H84V175L82 174V173H84V172H85V173L87 172V171H85V169H86V165H85V163L83 164L85 168L82 167V169H84V170H81V169H80L81 166H82L81 164L79 165L80 167H77V165L80 163L79 161L82 159V156H81V155L84 153L85 150H83V152H82V151L79 152V150H81V148H79L78 151H77ZM113 150H114V148H113ZM126 150H125V151H126ZM158 150H160V151H158ZM171 150H172V151H171ZM178 150H179V149H178ZM192 150H193V149H192ZM215 150H214V147L210 149V154H211V155H209L210 157H211L212 155H215V154H216V153H215V152H216ZM247 150H248V149H247ZM247 150H246L245 152H247ZM17 151H18V153L20 152V154H21L22 157L20 156V154L16 153ZM47 151H48V152H47ZM88 151H87V152L85 151L86 154H83V155H84L83 159H86V158H87V160H83V159H82L83 161H88V162H89L90 158H89V157H86V156H89V155H88V154H89ZM108 151H109V150H108ZM108 151H105L104 153H105V154H106V153L109 154V152H112V154H113V152H114V151H111V150H110L109 152H108ZM133 151H135V150H133ZM174 151H175V149H174ZM190 151H189V153H190ZM195 151H196V150H195ZM200 151H198V152L196 151V153H197V154H198V153H201ZM212 151H215V152H214L215 154H214ZM252 151H253V150H252ZM252 151H251V152H248L249 154L246 153L248 156L246 155L245 157H249L250 153H251V154H252V153H253V154L256 153L255 150H254L253 152H252ZM261 151H262V150H261ZM13 152H14V154H13ZM36 152L39 154V156H38V154H37ZM55 152H56V153H55ZM57 152H58L59 154H57ZM140 152L143 153L144 157H145V155H146L147 158L150 157L149 160H144L145 158L143 159V157H141V156H142L141 154H140V156H139V153H140ZM161 152H162V154H161ZM163 152H164L165 154H163ZM192 152H193V151H192ZM229 152H228V153H229ZM241 152H242V151H241ZM263 152H264V151H263ZM10 153H11V154H10ZM35 153H36V155H35ZM81 153H82V154H81ZM100 153H99L98 156H100L101 159L98 158V156H95L96 158L99 159V160H97V162H100L101 160L104 161V158H106V155H107V154H106V155L103 154V155H105V156L102 157L103 155L101 156ZM118 153H120V152H118ZM144 153H145V154H144ZM152 153H153V152H152ZM158 153H159V154H158ZM180 153H182V151H181V152L178 151V155H179ZM222 153H223V151L221 152V154H222ZM228 153L226 154V152H224V153L222 154V155H223L222 157H221V154H220L219 158H220V157L222 158V160H223L222 162H223V163H226V161L228 160V158H226L227 155H228ZM17 154H18V157L20 156L19 158L17 157ZM27 154H26V155H27ZM91 154H92V155H91V156H92L91 159H92V158H93V153H91ZM110 154H111V153H110ZM110 154H109V155H110ZM114 154L117 155V153H114ZM124 154H125V156H123ZM137 154H138V156H137ZM160 154H161V155H164V157H162V158H161V157H158V156H160ZM166 154H167V155H166ZM176 154H177V153H176ZM183 154H182V156H183ZM194 154H195V152H194L192 155H190V157L186 156V157H188V161L191 160V159H190L191 157H193V156L196 155V154H195V155H194ZM217 154H218V153H217ZM225 154H226V155H225ZM229 154H230V153H229ZM237 154H239L238 157H237ZM244 154H245V153H244ZM253 154H252V155H253ZM261 154H262V153H261ZM261 154H260V155H261ZM9 155H10V156L13 155V156L10 157ZM52 155H51V156H52ZM118 155H117L116 157H118ZM135 155H136V156H135ZM147 155H148V156H147ZM165 155L167 156V159H164V158H166ZM180 155H181V154H180ZM185 155H186V154H185ZM199 155L201 156V154H199ZM231 155H230V156H231ZM252 155H250V157H249L250 161H251V159H252V161H253V159H254L253 162H255V160H259V159L257 158V157H259V156H256V157H255V156L253 155V156H254V158H253V157H251ZM262 155H263V154H262ZM4 156H5V160H4ZM6 156H7V158H8V157H10V158L7 159ZM14 156H15V157H14ZM53 156H54V155H53ZM53 156H52V158H53ZM57 156H54V159H55V157H56L55 160H56V161H59V160H57V158H58ZM80 156H81V157H80ZM196 156H197V155H196ZM196 156H195V157H196ZM215 156H216V155H215ZM225 156H226V157H225ZM230 156L228 155V157H230ZM232 156H231V157H232ZM0 157H1V156H0ZM13 157L16 158L17 161H15L16 159L14 160ZM108 157H109V156H108ZM134 157H135V159H134ZM139 157H140V158H139ZM156 157H157V158H156ZM201 157H202V158H201ZM201 157H200V159H204V158H203L204 155H202ZM205 157H206V155H205ZM210 157H209V158H210ZM212 157H213V156H212ZM216 157H218V155H217ZM216 157H214L215 159H214V158H210V159H211L210 161H209V159H208L207 157L205 158L206 160H208V161L210 162V163H209L208 161L205 160L206 162H208V163H207L208 166H209V164H213V162L216 161V159H217ZM223 157H224V159H223ZM245 157H243V158H245ZM262 157H263V156H262ZM74 158H75V159H78V161L76 160V162H73V161L75 160ZM88 158H89V159H88ZM132 158H133V160L131 161ZM136 158H139V159L142 158L143 160H139V159L136 160ZM147 158H146V159H147ZM179 158H180V157H179ZM198 158H199V157L196 158V159H197L196 161H195V158H193V161H195V162L198 163V162L200 161V160L198 161ZM219 158H218V159H219ZM221 158H220V159H221ZM236 158H237L238 160H237ZM240 158H241V156H240ZM255 158H256V159H255ZM60 159H61V158H60ZM63 159H64V160H63ZM73 159H74V160H73ZM93 159H94V158H93ZM109 159H110V158H109ZM109 159H107V161H108ZM115 159L113 160V159L111 158V160H113V161H115ZM124 159L126 160V162H125ZM127 159H129L130 161L127 160ZM160 159H161V160L164 159V161H165V160H167V161L162 162ZM171 159H172V160H171ZM180 159H181V158H180ZM182 159H186L185 156H184V158H182ZM212 159H213L214 161H213ZM218 159H217V162H218ZM229 159H230L229 161H231V158H229ZM263 159H264V158H263ZM0 160H1V159H0ZM13 160L15 161V164L18 163L17 166H15ZM31 160H32V161H31ZM36 160H34V161H36ZM45 160H44V162H45ZM48 160H49V158H48ZM55 160H54V163H55V164H54V163L52 162L53 160L51 161V159H50V160H49V161H50L49 164H51V162H52L51 165L54 164V166H56V162H55ZM61 160H63V161L65 162V156H63V158H62ZM82 160H81V162H83ZM95 160H96V159L93 160L92 165L95 163ZM111 160H110V162H109L110 164L113 162V161H111ZM135 160L137 161V162H134V164H136V166H138V163L140 162V163H139L140 171H139L138 168H137L138 170L135 171V168L131 167L133 161H135ZM138 160H139V161H138ZM261 160H262V159H261ZM1 161H2V160H1ZM3 161H2V162H3ZM30 161H31V162H30ZM90 161H91V160H90ZM102 161H101V162H102ZM105 161H106V159H105ZM117 161H115V162L117 163ZM123 161H124L125 163L128 164V165L126 164L127 167L129 166L128 168H127L125 165H123V164H125ZM127 161H128V162H127ZM144 161H145V162H144ZM174 161H175V160H174ZM176 161H175V162H176ZM191 161H192V160H191ZM203 161H204V160H203ZM203 161H202V163H200L201 165H204V162H205V161H204V162H203ZM211 161H213V162L211 163ZM219 161H220V160H219ZM224 161H225V162H224ZM229 161L227 162V163H228L227 165H229L230 163H231V164H233V163L235 164V163H236L235 161H234V162L232 161L233 163H232V162L229 163ZM244 161H245V160H243V162H244ZM252 161H251L250 163H252ZM5 162H6V161H5ZM10 162H11L12 164H10ZM28 162H29V163H28ZM47 162H48V161H47ZM77 162H79V163L77 164ZM101 162H100V164H101ZM115 162H114V163H115ZM121 162H122L123 164H122ZM129 162H130V163H129ZM161 162L164 164L163 166H167L166 168H168V174H167V172H166V173L164 172V173H162V175H161V176H163V175H165V176L168 175V177L166 176V179L164 178V180H163V179H162L163 177L160 176L161 179H162L163 181L160 180V178H157V176L159 177V175H157V176L155 175L156 177L153 178V177H154V176H153L154 174H153V175L151 174V173L154 172V171H158V170L160 171V169L156 170L157 168H160V167H162V168H161V171H162V172H163V170H164V171H167V170L165 169V167H164V169H163V166H162ZM183 162H185V160H184ZM195 162H193V163L195 164V166H196L195 168L198 169V170H196V173H197L198 171H199V172H202V171L205 172V173H204L205 175H204V174H201V173H200V174L198 173L201 177H205V178H207V176H208V179H209V176H213V173H214V176H215V175L217 176V177H216V180H217V179H220V182L222 181L221 183L225 184L224 187L221 188V187L223 186V184L219 183L220 185H219V184H218V185L221 186V187H219V189H224V188H226V187H227L226 183L229 184L230 181L232 180L231 183H232V185H235L234 187H236V190H237V188H239L238 190H239V191H242L240 188L244 187V185H245V186L248 185L247 188L250 187V189H251V187H252V186H251V185H252L251 182H252V181H255V178L252 179V177H251V179H250L251 181L248 180L249 183H250V185H249L247 179H246L247 184H246L245 181H244L245 183H243V181H242L241 178H243V176H245V175H244L242 172H246V173L248 172V173H249V170L247 171V170H245V169H244L245 171H244V170H243V171L240 170V171H241V174H238L239 171H238L237 174H234V175L237 176V177H239L238 175H240V177H241V178L239 177V178H237L236 180H234L233 178H236V177H234V175L230 172L231 170H233V169H235V168L238 167V166H235V167H234V166H233L234 164H233V165L230 164L231 166H233V168L231 167L230 171H229V170H228V171L226 170L227 167H225V168L222 170L221 167H216V166L214 165L215 168H217V169L220 168L218 172L221 171V173H222V172H224V170H225V172L222 173V174L226 175V176H224V177H225L224 180L226 181V180L229 179L230 181H228V182L226 181V183H224L225 181L223 182V180H222V179H223V175H222V177L220 176L221 178H220V177L218 178L219 175L216 173V172H217V169H215L214 167L211 168V169H206V168H209V167H211V166H209V167H208V166H207V167L202 166V167H204L203 170H202L201 165H200L199 163L196 164ZM217 162H216V163H217ZM220 162H221V161H220ZM220 162H218V163H220ZM238 162H239V161H238ZM238 162H237V165H238ZM245 162H246V161H245ZM258 162H259V161H258ZM258 162H257L256 164H257L258 166H260V165L263 164L264 161L262 160V164L260 163V165L258 164ZM58 163H59V164H57V166L60 165V166H61V168H60L61 170H62V168H63V170L67 168V169H66L67 171H68V169H70V171H68V172L73 171V172H71V173H66L67 171H65V170L62 171L63 174H66V177L68 176V177H70L71 179L73 178L72 181H74L75 179H77V177L75 176L76 174L74 175V176H75V179H74V176H73V174H74V170H72L71 168H68L67 166H66V167L64 166V167H65V168H64V167H62L63 165H61L60 162H58ZM102 163H103V162H102ZM107 163H108V162H107ZM107 163H106V166H104V167H107ZM109 163H108V164H109ZM116 163H115V164H116ZM214 163H215V162H214ZM216 163H215V164H216ZM218 163H217L216 165H218ZM247 163H249L248 159H247ZM247 163H246V164H247ZM4 164H5V163L3 162V165H4ZM6 164H5V165H6ZM22 164L19 165L20 168H21V166L23 167ZM43 164H44V163H43ZM43 164H41V165H43ZM49 164H46V165H49ZM76 164H77V165H76ZM86 164H91V163H87V162H86ZM100 164H99V165H100ZM118 164H117V169H119V168H118ZM134 164H133V165H134ZM152 164H154V165H153L154 167H155V165H156L157 168H156V167H155V169L152 168ZM160 164H161V165H160ZM168 164H169V163H168ZM177 164H178V165H177ZM194 164L190 163V164H189V167H191V166L194 165ZM207 164L205 163V165H207ZM252 164H253V163H252ZM30 165H28V166H30ZM44 165H45V164H44ZM44 165H43V166H44ZM95 165H96V166H95ZM95 165H93V166H95V167H94L95 170H96L97 168L100 167V166L98 165V163H95ZM97 165H98V166H97ZM101 165L103 166V164H101ZM104 165H105V164H104ZM111 165L113 166V164H111ZM133 165H132V166H133ZM190 165H191V166H190ZM198 165H199V166H198ZM235 165H236V164H235ZM254 165H255V163H254ZM254 165H253V166H254ZM0 166H2V164H0ZM28 166H27V167L25 166V168H27V170H28L29 172H28L24 167H23L22 169H23V170L25 169V172L21 169L23 173H27V174H23V173L21 174V173H20V172H21L20 169H19V173H17L18 170L15 172V174L17 173V176H18V177L22 175V177H20V178H21L23 181H22L21 179L18 180V181H21V182H22V183L20 182V185L22 184V185H21V186H22L21 188H22V189H25L24 191L27 190L26 193H28V194L25 193V194H24L25 196L22 195V193H24V192H22L23 190H22L21 188H20V189H21V190H20L19 187H18V186H20V185H18V183H16V182H18V181L15 182V180L13 179V177H15L16 180L19 179L17 176L11 174L13 177L10 175L11 177H10V176H9L10 178L8 177L10 180H8V181L5 180V181H7V182H6V184H7L9 181H11V178H12V179L14 180V181L12 180V182H14V184H15V183L17 184V185H16V184L14 185V184L10 183V184L13 185V187L17 186V187H18L17 189H19L20 192H21V195H20V193H19V194H16V197H18L17 200H18V201H19V200H22V201L18 202V204L21 203L20 205H22V204L24 203V202H23V201H24V200H23L24 197H26V199H27V198L31 195V194H30L31 191L28 192V191L30 190L29 188H31V187H29V186L27 185V183H28L29 185H31L30 182H31V181H34L33 183H35V184H34V185H31V186H33V188H36V187L39 185V184H38L39 181H37V180H39V179L36 180L35 178H39L40 175H41V173H39L40 175H39V174L37 175V173H34V172L31 170V169H33V168H31L32 166H30V167H28ZM60 166H59V167H60ZM136 166L134 165V167H136ZM177 166H179V168H177ZM180 166H182V167L180 168ZM197 166H198V167H197ZM5 167H6V169L8 168L7 171H10V170H9L10 167H8L7 165H6ZM45 167H46V166H45ZM45 167H44V168H45ZM50 167H51V166H48V169H47V167H46L47 170H45V171L48 172ZM115 167H116V165H115ZM115 167H114V168H115ZM125 167H126L127 169H125ZM130 167L133 168V170H134L133 172L131 171ZM170 167H171V169H169ZM189 167H186L185 169H187V168H189ZM192 167L194 168V166H192ZM192 167H191V168H192ZM199 167H200V169H199ZM240 167H241V169H242L243 166H240ZM11 168H12V167H11ZM36 168H38V169H36ZM36 168H35L36 170H35V169H34V170H35L36 172H39L38 170L40 169V171H41V168H42V167L40 166V168H39V167H36ZM44 168H43V169H44ZM52 168H54V167H52ZM52 168H51L50 170H52ZM76 168H79L81 171H78V172H77ZM191 168H189L190 170L188 169V171H191V172L195 173V171H193V168H192V169H191ZM195 168H194V169H195ZM256 168H257V167H256ZM0 169H1V171L4 170V171H3L4 173L6 172V170L4 169V167H3V168L1 167ZM2 169H3V170H2ZM29 169H30V170H29ZM55 169H59V168H58V167H55ZM55 169H54V170H55ZM87 169H86V170H87ZM128 169L131 171L130 174L128 173V171H129ZM151 169H152V170H151ZM153 169H154V170H153ZM183 169H184V167H183ZM204 169H205V170H204ZM212 169H215L214 172H213ZM258 169H260V168L258 167ZM12 170H13V169H12ZM12 170H11L10 172H12ZM90 170H91V169H90ZM102 170H103V168H102ZM106 170H107V169H106ZM106 170H105V172H106ZM109 170H110V169H109ZM115 170H116V169H115ZM175 170H177V171H176V174H175ZM207 170H208V172H207ZM251 170H253V169L251 168ZM251 170H250V171H251ZM30 171H32L33 174L37 175V176H35V178H34V177H33L34 175H32V173H31V176L34 178V179L32 178L33 180H31V181H30V179H31L30 177H31V176H29V175H30ZM58 171H59V170H57V171H53L54 173H53L52 171L49 172L50 174L53 173L52 175H54V174L56 173L55 176H56V175H57V176H56V177L54 176V177H55V178H54L55 180L58 179V178L60 177L59 174L62 173L61 171H59L60 173H59ZM82 171H84V172H82ZM98 171H99V169H98ZM125 171H126V173L129 174V175L125 174ZM130 171H129V172H130ZM137 171H138V172H137ZM169 171H170V172H171V171H174V172H171V173H170ZM188 171H187V172H188ZM211 171H212L213 173H212ZM215 171H216V172H215ZM51 172H52V173H51ZM57 172H58L59 174H57ZM64 172H65V173H64ZM79 172H81V173H79ZM93 172H94V171H93ZM93 172H92V173H93ZM103 172H104V171H103ZM105 172H104V173H105ZM107 172H108V171H107ZM136 172H137V173H136ZM147 172L145 171V173H147ZM187 172H186V173H187ZM203 172H202V173H203ZM209 172H210V173H209ZM228 172H230V173H228ZM253 172H254V170H253ZM4 173H3L2 177L5 178L6 175H5ZM6 173H9V172H6ZM43 173H45V172H43ZM49 173H48V175H50ZM72 173H73V174H72ZM92 173H91V174H92ZM111 173L109 172V174H111ZM154 173H155V172H154ZM173 173H174V174H173ZM206 173H209L210 175L207 174V176H206ZM211 173H212V174H211ZM226 173H228V174H226ZM251 173H252V172H251ZM262 173L264 174V172H262ZM262 173H261V175H262ZM0 174H2V172H1ZM20 174H21V175H20ZM28 174H29V175H28ZM45 174H46V173H45ZM67 174H68V175H67ZM70 174H71L73 177H72V176H69ZM79 174H80V175H79ZM86 174H87V173H86ZM105 174H106V173H105ZM155 174H157V173H155ZM159 174H160V173H159ZM171 174H172V175H171ZM229 174H231V176L233 177L232 179L227 178V176H228ZM249 174H250V173H249ZM254 174H255V173H254ZM254 174H253V175H254ZM4 175H5V176H4ZM8 175H9V174H8ZM23 175H24V176H25V175H28V176H27V177L25 176V178H24ZM48 175L46 174V177H45V175H44V176L41 175V177L43 176V177H42L43 180H46L45 182H47V177H49ZM52 175H50V176H52ZM82 175H83V177H82ZM100 175H101V174H100ZM103 175H104V174H103ZM112 175H114V174H112ZM115 175H116V174H115ZM120 175H122V174H120ZM120 175L118 174V176H116L117 178H116L115 176H114L115 178H114L113 176L110 177L109 175H108V177H110L111 180H112V177H113V179H115V180L117 181V183H120L119 181L122 180V179H120V178L122 177V176H120ZM126 175H127V176H126ZM151 175H152L153 177H152ZM193 175H194V174H193ZM199 175H198L199 178H197V179H198L197 181H198L199 184L201 185V184H203L204 182H201L200 179H201L202 181H203V179H204V181H205V178H201ZM202 175H203V176H202ZM242 175H243V176H242ZM246 175L248 176V174H246ZM251 175H252V174H251ZM257 175H258V174H257ZM261 175H258V176H257V177H259L258 179H260ZM63 176H64V175H63ZM63 176L61 175L62 178H61V177L59 178V179H63V180H59V179H58V180H56V181H54V179H53V181H52V178H53V177H51V178L49 177L50 179L48 178V183H51V181L53 182L52 184H49V187H50V185H51V186H53V187H50V188H55V189H53V190L51 189L50 191H48V189H49V188L47 187L48 184L46 185V184L44 183V185H46V186H43V185H42L43 187H41V188H44V189H45L44 191H46V187L48 188V189H47V192H45V195L40 193V192L43 191V189L40 188L41 190H40L39 192H37V189L35 190V189H32V188H31L32 191L35 190L37 194H39V195L41 194V195H42V197H41V195H40V196H37V194H35L34 192H31V193L35 194V197H34V196H33V197H34V198L39 197V199H41V198H44L43 195L46 196V195H47L46 193H48V192H49L48 195H49L50 192H51V194H52V193H57V195L59 196L58 193H60V189H64V187H65V190H66V191H65V190H63V191L67 194V190H69V191H70V190H73V191H74V190L77 189L76 186H77V187H80V186L83 184V183H82V182H83L82 180L80 181L81 183H79L78 180H80V179H78V180H76V181H74V182L72 183V181H71L70 178H66V179H69V180H67V183H66V182H65L66 179H65ZM88 176H89V177H88ZM92 176H93V175H92ZM101 176H102V175H101ZM101 176H100V177H101ZM144 176H143V177H144ZM165 176H164V177H165ZM176 176H177V177H176ZM181 176H183V177H182L183 179L181 178ZM191 176H192V174H191ZM229 176H230V175H229ZM229 176H228V177H229ZM247 176H245V178H247ZM255 176H256V175H255ZM41 177H40V178H41ZM103 177H105L104 179H106V176H103ZM119 177H120V178H119ZM124 177H123V178H124ZM175 177H176V178H175ZM195 177H197V174H196ZM195 177H194V179L191 178V180L193 179V180L195 181V180H196ZM253 177H254V176H253ZM23 178H24V179H23ZM26 178H27L26 181L29 180L30 182H29V181H28V182H25L24 180H25ZM42 178H41V180H40V183H41V181L43 182ZM45 178H46V179H45ZM128 178H129V177H128ZM140 178H141V177H140ZM140 178H139V176H137V179H135V180H133V179L130 178L132 181H131V182L129 181L130 184H128V182H127V184H128V186H129V188H131L130 185L132 186V184H134V185L132 186V187H133V190H132V188L129 189L128 187H126L125 190H123V191H125V195H126V196H125V195H122V192H123V191H122L121 189H124V187H122V186L120 187V186H119L120 189H118V185H117V183H115V180H113V182H114L115 184H114L113 187H112V186H111V187H112V188H116V187H115V185H116V186H117V191H118V193L115 192V193H116L115 196L120 195L119 191L121 190V191H120V192H121V195L119 196V198H116V199L118 200V199H120V197L125 196V198H126L127 196L130 197V195H132V198L129 200L130 203L132 202L133 197H134V200H137V201H138V199H135V198L137 197V194H139V193L141 192L142 188L145 189L146 192H148V193L151 192V193H150L151 196H152V192L155 193L156 190H157V191L159 190V192L161 193V191H162L161 189L153 188L154 190L152 191V190H151V189H152L151 187H153V183H151L149 180H148L149 182L146 183L147 181L143 178V179L140 180L139 182L145 180L144 183H143V184L146 183V184H145V188H144V185H143L142 183H139L138 181H136V180H139ZM245 178H243V180H244ZM249 178H250V176H248V179H249ZM263 178H264V177H263ZM263 178H261V179H263ZM1 179H2V178H1V176H0V180H1ZM5 179H6V178H5ZM64 179H65V180H64ZM101 179H103V178H101ZM151 179H152V180H153V179H154V180L156 179V181H155L156 183L154 182V180L152 181ZM157 179L160 180L159 182H160L162 185L158 182ZM173 179H175V180H174L175 182L173 181ZM208 179L206 180L207 185H206V184H205V185H201V186H204V187H202L203 189L205 188V186H206V187L209 186L208 183L210 184V182H211V184L213 185L214 182L217 183V182L219 181V180L216 181V180L214 179V182H213L212 179H210V180H208ZM238 179H239V180L241 179L240 181H241V183H243V184L238 183V182H240ZM258 179H257V182H255L256 185H255V183L253 182L252 190H253V189H254V190H253V191L251 190L253 194H252L251 192L248 191V190H250V189L246 190V189H247L246 187H244V188H246V189H245L246 191H242V192H243V193L246 192V193H244L245 195L243 194L245 197H246V194L249 193V196L251 197V198L249 197V200H250V201H248V200H247L248 197H246V198H245V199H246L245 202H248V203L250 202V203H251V200L253 199V201L256 203V206L254 205L255 208H254L253 210H254V212L257 211L258 214H260V213H262V212L264 211V209H261V210H263V211L259 213V211H261V210H259V211L257 210V209H259L258 207H260V206H262V205H263L262 208H264V204H262V203H264V202L262 201V200L264 199V198L262 197L263 194H264V192H263V191H264V190H263V189H264V185H263L264 181H261V183H260ZM35 180H36L37 182H35ZM99 180H100V178H99ZM108 180H109V179H108ZM124 180H123V183H122V184H124ZM191 180H190V182H191ZM237 180H238V182H237V183H238L237 186L240 184V185H242V187H241L240 185H239L238 187L236 186V184H235L234 181H237ZM3 181H4V180H1V181H0V184H3V183H4ZM60 181H61V182L63 181V184H62ZM85 181H86V180H85ZM87 181H88V180H87ZM177 181H178V182H177ZM194 181L191 182V183L189 182L191 185H192V183H193V186H194V187L191 186L190 184H189V186L186 187V185H188V184H186L184 181H182V183L184 182V183L186 184V185H184L186 188H183V189H182V187H184V186H182L181 183H180V186H179L178 184H176V187H175V188H179V189L181 188V189H180V192H182L181 190L184 191V189H186V191H184V192H187V191H188L187 189H188L189 187H191V188L193 187L192 189L189 188V192L191 191V192H190L191 194H190V193H189L190 195L187 194V196L189 195L188 197H190V196L192 195V190H193V192H194V190L196 189V188H195V183H194ZM207 181H208V182H207ZM209 181H210V182H209ZM2 182H3V183H2ZM23 182L25 183L26 186L24 185ZM56 182H58L59 184L56 183ZM64 182H65L66 184H65ZM69 182H71V184H70ZM77 182L79 183V185H78ZM90 182H91V181H89V182H87V183L90 184ZM97 182H99V181H97ZM104 182H105V181H104ZM104 182H103V180H102V184H103ZM110 182H112V181H110ZM126 182H125V184H124L125 186H126ZM133 182H134V183H133ZM135 182H136V184L139 183V185H140V184L143 185V187H142V185L140 186L141 189L139 190V191H140L139 193H137L136 190H137L138 188H140V187H138V185H137L138 188L135 189V188H136V184H135ZM157 182H158V183H157ZM162 182H163L164 184H163ZM200 182H201V183H200ZM258 182H259V184H258ZM33 183H32V184H33ZM54 183H55V184H54ZM76 183H77V184H76ZM87 183H86V184H87ZM99 183H100V182H99ZM108 183H109V182H108ZM150 183H151V185H150ZM166 183H167V182H166ZM216 183H215V184H216ZM233 183H234V184H233ZM10 184L7 185V186H10V187H11L12 185H10ZM36 184H37V185H36ZM41 184H42V183H41ZM41 184H40V185H41ZM53 184H54V185H53ZM57 184H58V185H57ZM64 184H65V185H64ZM67 184H68V186H67L68 189H66V185H67ZM74 184H75V185H74ZM97 184H98V183H97ZM109 184H110V183H109ZM112 184H113V183H112ZM122 184H121V185H122ZM147 184H148V186H147ZM156 184H157V185H156ZM211 184H210L208 190L211 189V188H210V187H211ZM260 184L262 185L261 188H262V190H263V191H262L263 194H261V192H260V190H261V189L259 188V187H260ZM35 185H36V186H35ZM55 185L58 186L57 189H56ZM62 185H64V186H62ZM70 185H71V187L73 186V187L76 188V189H74L73 187L71 188ZM90 185H91V184H90ZM90 185H89V186H90ZM119 185H120V184H119ZM166 185H167V184H166ZM177 185H178V186H177ZM196 185H197V184H196ZM254 185L257 186V187H258V185H259L258 189H260V190H258L257 187H254ZM1 186H4V185H0V189H2ZM7 186H6V187H7ZM23 186H25V188H23ZM61 186H62V188H61ZM82 186H83V185H82ZM82 186H81V188H83ZM85 186H87V185H84V187H85ZM91 186H92V185H91ZM106 186H108V185L106 184ZM109 186H110V185H109ZM134 186H135V188H134ZM150 186H151V187H150ZM213 186L215 187V185H213ZM228 186H229V187H232V189L234 188V187L231 186L230 184H229ZM26 187H29V188H28L29 190L26 189ZM97 187H98V186H97ZM148 187H149V188H148ZM159 187H157V188H159ZM168 187L166 186V188H168ZM196 187H197V186H196ZM214 187H213V189H214ZM70 188H71V189H70ZM89 188H90V187H89ZM99 188H102V185H101V187H99ZM103 188H104V187H103ZM109 188H110V187H109ZM127 188H128V189H127ZM146 188H147L148 190H147ZM160 188H161V187H160ZM163 188H164V187H163ZM166 188H165V189H166ZM194 188H195V189H194ZM199 188H200V187H199ZM207 188H208V187H207ZM216 188L218 189V187H216ZM244 188H242V189H244ZM6 189H7V188H6ZM13 189L15 190L16 188H13ZM13 189L10 188L11 191H14ZM17 189H16V192H15V193H18V192H17V191H18ZM110 189H111V188H110ZM155 189H156V190H155ZM179 189H178V190H179ZM200 189H201V188H200ZM203 189H202V190H203ZM228 189H229V188H228ZM228 189H227V188H226V190L224 189L225 191H223V192L226 193V196H227V197L229 196V192H230L229 199H231V198H232L231 196L234 195L233 197H234V199H235V204H236V201H237V204H238L237 206L239 207L240 204H241V203H240V199L243 198V196H241L242 194H240L241 197L238 198V199H239V201H238V200L236 199V197L238 196V193L235 191V189H233V190H234V192L237 193V194H236V195H237L236 197H235V194H233L234 192L232 193V192H231V189H229L230 191H229ZM255 189H256V190H255ZM55 190H57V191L55 192ZM58 190H59V191H58ZM79 190H81V191H85V188H84V190H82V189H79ZM79 190H76V193H75V191H74V192L72 191V194H73L74 196H73L72 194H70V195H71V198H72V196H73V197L75 198V200H76V198H78V197H79V199H80V197H82L81 195H85V193L82 194V192H81V194H78ZM97 190H98V188H97ZM106 190H109V189L106 188ZM114 190L116 191V189H114ZM126 190H127V191H126ZM128 190H129V191H128ZM130 190H132L133 192L135 191L136 195H134L135 193H133V192L130 191ZM145 190L142 191L138 196H140L143 192L145 193ZM150 190H151V191H150ZM160 190H161V191H160ZM166 190H167V189H166ZM205 190H206V189H205ZM227 190H228V193H227ZM233 190H232V191H233ZM0 191H1V190H0ZM3 191H5V190H3ZM8 191H9V190H8ZM53 191H54V192H53ZM61 191H62V190H61ZM77 191H78V192H77ZM86 191H87V190H86ZM101 191L103 192V190H101ZM104 191H105V189H104ZM109 191H111V190H109ZM256 191H258V195H259L260 197L257 195V193L254 195V192H256ZM6 192H7V191H6ZM64 192H63V193L61 192L63 195L60 194V195H62V197H61V196L59 197V198H61L62 200H63V197L66 195V194H64ZM112 192H113V190H112ZM127 192H128V193H127ZM131 192H132V193H131ZM164 192H165V190H164ZM167 192H168V191H166V193H167ZM176 192H177V191H176ZM196 192H198V191H196ZM196 192H195V193H196ZM199 192H200V191H199ZM202 192H203V191H202ZM208 192H209V191H208ZM213 192H214V191L212 190V191H211L212 195L214 194ZM15 193L13 194V193L11 192V194L13 195V197L15 196ZM42 193H44V192H42ZM69 193H71V191L68 192V194H69ZM103 193H104V192H103ZM103 193H102V195H103ZM123 193H124V192H123ZM130 193H131V194H130ZM144 193H143V194H144ZM166 193H165V195H162L163 193H161V195H162L161 198H163V201L166 200V201H164L165 203H167V201L169 202V200H170V199H169V196H166ZM169 193H170V192H169ZM209 193H210V192H209ZM209 193H208V195H209ZM211 193H210V194H211ZM231 193H232V194H231ZM6 194H7V193H6ZM6 194H5V195H2L3 197L6 196L4 199L7 198V195H8V194H7V195H6ZM9 194H10V192H9ZM75 194H78V195H77L78 197H75V196H76ZM96 194H97V193H96ZM98 194H99V193H98ZM111 194H112V193H111ZM127 194H130V195H127ZM150 194H149V195H150ZM156 194H157V193H155L154 195H156ZM170 194H171V193H170ZM173 194H175L174 190H173ZM197 194H198V193H197ZM202 194H204V193H202ZM206 194H207V193H206ZM251 194H252V195H251ZM12 195H10V196H12ZM48 195H47V196H48ZM79 195H80V196H79ZM109 195H110V194H109ZM109 195H107V196H108L107 199H109V197H110ZM112 195L114 196V193H113ZM146 195H147V193H146ZM159 195H160V194H159ZM161 195H160V196H161ZM167 195H168V194H167ZM175 195H176V194H175ZM178 195L181 196V194H177V196H178ZM198 195H199V194H198ZM247 195H248V194H247ZM253 195H254V196H253ZM53 196H55V195L53 194ZM53 196L49 195L47 198H49V197H53ZM67 196H68V195H67ZM97 196L99 197V195H97ZM103 196L106 197V195H103ZM142 196H145V194H144V195H141L140 197H137V198H140V200H139L140 202H138V203L142 204V208H141V209H142V211H143V205H145L144 207H147V206L152 205V204H151L152 199L150 198L151 201H150V202H147L146 200H147V197H149V196H146V199L144 198L143 201H142V198H141ZM151 196H150V197H151ZM157 196H158V194H157ZM160 196L157 197V198H159V200H158V199H154L156 196H155V197L152 196V198H153L154 200H157V202H159V204H161L160 202H163V201H160V199H161ZM163 196L165 197V199H164ZM180 196H178V198H179ZM204 196H205V194H204ZM204 196H203V197H204ZM256 196H257L258 198H257ZM3 197H2V198H3ZM13 197H12L13 200H12L11 197H10L11 205H12L14 202H17ZM16 197H15V198H16ZM20 197H23V198H20ZM55 197H56V196H55ZM55 197H54L55 200H53V198H52V199L50 198V199H51V202L59 201V200H60V199H59V200H56ZM65 197H66V196H65ZM68 197H69V196H68ZM92 197H93V196H92ZM117 197H118V196H117ZM191 197H192V196H191ZM211 197H213V196H211ZM230 197H231V198H230ZM252 197H253V198H252ZM2 198H1V199H2ZM8 198H9V197H8ZM8 198H7V199H8ZM47 198H44V199L47 200ZM84 198H85V197H84ZM103 198H104V197H103ZM111 198H112V197H111ZM111 198H110V199H111ZM170 198H172V195H171ZM173 198H175V199L177 200L176 197H173ZM182 198H183V199H182ZM193 198H195V197L193 196ZM256 198H257V199L260 198V200H261L260 202H262L261 204H260V202L258 203L259 206L257 205V202H258L259 200H257ZM39 199L36 198V200H34V199H33V200H32V199L29 200V198H28V200H29L31 203L36 202L37 200L39 201ZM50 199L47 200V201H49V204L51 203V202H50ZM64 199H66V198H64ZM68 199H69V198H68ZM72 199H73V198H72ZM85 199H86V198H85ZM87 199H88V198H87ZM93 199H94V198H93ZM104 199H105V198H104ZM122 199H123V201L125 200L124 198H121L120 200H118V202L120 203V206L123 205V207L121 206L120 209L122 210V212L124 211V214H126V213H125V210L127 211V209H125V208H127L128 206H126V205L124 206V203H125V201L128 200L129 198H128V199L126 198V200L124 201V203L121 204V203H122ZM148 199H149V198H148ZM168 199H169V200H168ZM175 199H172V200H170V201H173V200H174L173 202L176 204ZM181 199L184 200L185 198H184V197H181ZM232 199H233V198H232ZM232 199H231V200H232ZM234 199H233L232 201H234ZM245 199L243 198V200H245ZM254 199H255L257 202H256ZM45 200L42 199V200H40V201L43 202V201H45ZM66 200H67V199H66ZM73 200H74V199H73ZM77 200H78V199H77ZM111 200H112V199H111ZM117 200H116V202H117ZM144 200H145V201H144ZM154 200H153V205H155L154 202H156V201H154ZM241 200H242V199H241ZM7 201H8V200H7ZM12 201H13V202H12ZM26 201H27V200H26ZM32 201H33V202H32ZM38 201H37L36 203H38ZM40 201H39V202H40ZM69 201H70V199H69ZM84 201H85V200H84ZM101 201H102V198H101ZM113 201H114V200H113ZM120 201H121V202H120ZM129 201H127V202H129ZM184 201H186V200H184ZM232 201H231L230 203H232ZM5 202H6V201H5ZM22 202H23V203H22ZM41 202H40V203H41ZM76 202H77V201H76ZM79 202H80V203H83V202H81V201H79ZM99 202H100V201H99ZM102 202H103V201H102ZM116 202H114L115 205L118 204V203L116 204ZM127 202H126V204H127ZM145 202H147V203H145ZM164 202H163V203H164ZM178 202H179V203H178ZM178 202H177L178 205L176 204V207H177V206L179 207V205H180V203H181V200H180V201L178 200ZM238 202H239L240 204H239ZM25 203H26V202H25ZM25 203H24V205H27V204H25ZM40 203H38V207H37V205H36V207L40 209V210H38V211L43 212L44 210L46 211L47 209L50 208V207H48V205H46V204H48V202H46L45 205H44L45 202H44L43 204L41 203L44 207H43V206H39V205H41ZM104 203H105V202H104ZM132 203H133V202H132ZM132 203H131V204L128 203V204H129V205H132ZM148 203H150V204H148ZM163 203H162V204H163ZM165 203H164V205H165ZM169 203H170V202H169ZM230 203L227 205L228 207H229ZM243 203H244V202H242V204H241L242 206H243ZM248 203H247V204H248ZM252 203H253V202H252ZM252 203H251V204H252ZM9 204H10V203H8V205H9ZM14 204H15V205H14ZM14 204L12 205L13 208L11 209V211H12L13 209H15V206L18 205L17 203H14ZM34 204H35V203H34ZM51 204H52V203H51ZM51 204H50V205H51ZM64 204H65V202L63 201V205H64ZM128 204H127V205H128ZM136 204H137V202H136ZM136 204H135V202H134V206L132 205L133 208H132V206H129V207L133 210L134 214L137 212L136 210H138V212H137L138 214H139V211H140L139 216H141V214L144 213V215H143V216H145L144 219L146 218V219H145V222H146L147 220L150 219V218H149V219L147 218V217H149V215H150L151 218H153V217H152V213H153V216H154V213L156 214V212H155L156 209H155V208L152 209V207H156V208H158L156 211H159L160 209H162V208H164V207H167V209H168V207H169V206H166V205H165V206L162 205L163 207L160 208L161 206H158L159 204L157 203V204H156L157 206H156V205H155V206L152 205V207L150 206V208H148V207H147L146 209L144 208V211L141 213V209L139 210V208H140L139 206H141V205L137 204V206H138V207H137V206H135ZM146 204H147V205H146ZM167 204H168V203H167ZM235 204H234V205H235ZM244 204H245V203H244ZM253 204H254V203H253ZM3 205H4V204H3ZM6 205H7V203H6ZM11 205H10V206H11ZM24 205H22V206H24ZM28 205H29V203H28ZM50 205H49V206H50ZM66 205H68V203H67ZM69 205H70V203H69ZM82 205H83V204H82ZM101 205H106V207H107V205H110V203H109V202H108V204H107V203H106V204H102V203H101L100 206H101ZM173 205H174V204H173ZM173 205L171 204L170 206H173ZM181 205H182V203H181ZM181 205H180V207H182L184 204H183L182 206H181ZM232 205H233V204L230 205L231 208H232V209H231V208L229 209L230 211L227 210L228 207H227V208L225 207V208H226L225 210H226L227 212L225 211V212H226V213H225L226 215H225V214H224V215L226 216V218H227L228 213L231 212V210L236 212L237 210H239L240 207L242 208V206H240L239 208H238L237 206H235V207H237V210H236V208H235V209L233 208L234 205H233V206H232ZM245 205H246V204H245ZM30 206H32V205H30ZM46 206H47L48 208H47ZM52 206H53V205H52ZM60 206H61V205H60ZM60 206H59V207H60ZM72 206H73V205H72ZM110 206H114V204H113V205H110ZM117 206H118V205H117ZM117 206H116V207H117ZM174 206H175V205H174ZM254 206H253V207H254ZM18 207H19V205H18ZM18 207H17V208H18ZM59 207L57 206L58 209H60ZM61 207H62V206H61ZM64 207H65V205H64ZM66 207H67V206H66ZM68 207H70V206H68ZM68 207H67V208H68ZM74 207H75V206H74ZM79 207L81 208V204H79ZM79 207H78V208H79ZM101 207H102V206H101ZM103 207H104V206H103ZM103 207H102V209H104ZM116 207H115V206H114L113 208L107 207V208L109 209V211L107 210V208H105L106 210H105V209H104V210L110 212V209H113V212H114V208H116ZM124 207H125V208H124ZM129 207H128V208H129ZM134 207H137L136 210H135L136 212L134 211V209H135ZM256 207H257V209H256ZM26 208H27V206H26ZM26 208H25V209H26ZM30 208H31V207H30ZM42 208L44 209L43 211L41 210ZM45 208H47V209H45ZM53 208H54V206H53ZM55 208H56V206H55ZM84 208H85V207H84ZM117 208H118V207H117ZM122 208H124L125 210L122 209ZM159 208H160V209H159ZM169 208H170V207H169ZM241 208H240V209H241ZM244 208L246 209L247 207H244ZM250 208H251V207H250ZM260 208H261V207H260ZM50 209H52V207H51ZM64 209H65V211H68V210H66V208H64ZM68 209H69V208H68ZM74 209H75V208H74ZM131 209H130V210H131ZM148 209H149V210H148ZM154 209H155V210H154ZM165 209H166V208H165ZM176 209H177V208H176ZM248 209H249V208L246 209V213H247V215H248V212H249V211H247ZM251 209H252V208H251ZM255 209H256V210H255ZM16 210H17V209H15V211H16ZM19 210H20V209H19ZM26 210H27V209H26ZM78 210H79V209H78ZM78 210H77V211H78ZM82 210H83V209H82ZM116 210H118V209H116ZM150 210L153 211V212H152L151 214H148V212H149ZM11 211H10V209H9V212H11ZM24 211H25V210H24ZM36 211H37V210H36ZM62 211H63V210H60V212H62ZM69 211H70V209H69ZM72 211H73V209H72ZM74 211H75V210H74ZM105 211H104V213H105ZM209 211H210V210H209ZM209 211H208V212H209ZM17 212H18V211H17ZM22 212H23V211H22ZM41 212H39V213H41ZM120 212H121V211H120ZM133 212H129L128 214H131V213H133ZM160 212H161V211H160ZM172 212H174V211L172 210ZM235 212H231V213H229V215H230V214H233V213H234V214H237V215L239 214V213H235ZM237 212H239V211H237ZM242 212H243L244 217H243V215H242ZM244 212H245L244 210H240V213H241L240 215H241L242 217L240 216L241 218L238 219V223H239V222H240V223H239V224L237 223V228H239L240 226L243 227V225H241V223H243V222H244V223L247 222L246 220H248V223L250 222V223H249V224H250V227H249V224H244V225L247 226V229H246V230L243 229L245 226H244L243 228L241 227V229H240V228L238 229V230H240V231H239V232H240V235H241V231H243L244 233H243L241 236H240V235H237V236H239V237L236 236L235 238L243 239L244 241H243V240L239 241V240H237V239L234 240V238H233L232 240H233V242H236V241H237V242H236L237 245H238V246H241V247L244 245V242H246V243H245L246 246L244 245V247H242V248H244V250L246 249L245 251L242 250L241 247H240V248H239L238 246H236V247H237V250L240 251L241 253H246V252L249 253L250 249H249L248 247H249V246L251 247L252 244L249 245V244H248V241H249L250 239H252V242L256 240V239H253V238H254L253 235H254L257 239H259L258 242L255 241V243H253V244H256V243L259 244V243H260V244L262 245L263 240H264V238H263V236H262V235H264V231H263L262 228H264V227L261 226L262 224H261V220H260V218H259V220H258V221H260V222H259V223H260L259 226H261V227H260L261 229H260V228H259V229H260L261 231H260L259 229H255V227H254V229H255V230H258V231H259V235H260V234H261V235L258 236V235H255V233H254L255 231H252V230L249 231L250 228L252 229L251 226H253V225L255 226V219L257 220L258 218H257V217H253L254 220H253V218H252V220L249 221V219H248L247 217H245V216H246V215H245L246 213L244 214ZM254 212H253V216H256V215H254ZM18 213H19V212H18ZM20 213H21V212H20ZM20 213H19V214H20ZM44 213H45V212L41 213V214H42V217L39 216V215H40V214H39L38 217L34 218V220L37 219V218H38V219L41 218L40 221H42L43 219L45 220L44 216H45V217H46V216H47V217H48V216L51 217V215H52V214L54 215L55 212L53 213V212L50 211V212H47L48 214H47V213L44 214ZM49 213H50V214H49ZM62 213H63V212H62ZM74 213H76V212H74ZM106 213H107V212H106ZM145 213H146V215H145ZM209 213H210V212H209ZM37 214H38V213H36L35 216H37ZM43 214H44V215H43ZM57 214H58V213H57ZM57 214H55V215L57 216ZM60 214H61V213H60ZM70 214H72V213H70ZM70 214H69V216H71ZM109 214H110V213H108V215H109ZM111 214H112V212H111ZM114 214H115V212H114ZM114 214H113V215H114ZM117 214H118V212H117ZM128 214H127V215H128ZM210 214H211V213H210ZM14 215H15V214H14ZM58 215H59V214H58ZM63 215H64V216H62V217H63L64 220H62L61 216L59 217V219L61 218V220L64 222V225L62 226V224H63L62 221H60L59 224H61V226H60L61 229H60V230H62V232H63V231L65 232V230H63V229H64V228L66 229V225H67V224H70V222L68 223V221L66 220V218H64L66 215H65V214H63ZM72 215H73V214H72ZM76 215H77V213H76ZM79 215H80V214H79ZM85 215H86V213H85ZM113 215H112V217H113ZM120 215H121V214H120ZM136 215H137V214H135V216H136ZM147 215H148V216H147ZM157 215H158V214H157ZM171 215H172V213H171ZM229 215H228V216H229ZM263 215H264V214H263ZM11 216H12V214H11ZM35 216H34V217H35ZM73 216H74V215H73ZM104 216H105V215H104ZM106 216H107V214H106ZM109 216H110V215H109ZM123 216H124V219H125V217H126V219H128L129 216H130V217H131V216L133 217L134 215H129V216L122 215L121 219H122V221H123V224L120 223L121 221L118 222V220H120V217H118V215H117V218H119L118 220H116V223L118 222L117 225H118V224H122V225L124 226V228H122V227H123L122 225H120V227H119V228L121 229V231H120L121 233H122V229H127V228L129 227V226H127V225L124 224V221H125L126 219L124 220V219H123ZM238 216H239V215H238ZM258 216H259V215H258ZM261 216H262V215H260V217H261ZM14 217H15V216H14ZM71 217H72V216H71ZM110 217H111V216H110ZM136 217H137V218L134 217V219H136V222L139 221L140 225H141V224L143 225V220H144V219H142V217H141V218L138 217V216H136ZM156 217L158 218V216H156ZM162 217H163V216H162ZM172 217H173V216H172ZM198 217H199V216H198ZM198 217H197V218H198ZM212 217H213V216H212ZM216 217H217V216H216ZM216 217H215V218L213 217L214 220H213V219H211V220H213V221L218 220V218L216 219ZM12 218H13V217H12ZM42 218H43V219H42ZM67 218H68V217H67ZM69 218H70V217H69ZM69 218H68V220H69ZM117 218H116V219H117ZM138 218H139L140 220H142V223L140 222V220H138ZM163 218H164V217H163ZM173 218H174V217H173ZM197 218H196V220H197ZM199 218H200V217H199ZM199 218H198V219H199ZM226 218H224V219L226 220ZM243 218H244V219H243ZM246 218H247V219H246ZM59 219H58V217H57V220H59ZM227 219H228V218H227ZM240 219H241L242 221H241ZM245 219H246V220H245ZM71 220H72V219H71ZM128 220H130V218H129ZM128 220H126V221H128ZM131 220H132V219H131ZM155 220H156V219H154V222H156ZM163 220H164V219H163ZM199 220H200V222H198V224L200 223V225H199L200 227H199V228H201L202 225H203V229H204V228H205V225H206L208 222L206 223V221H204V220H201V219H199ZM225 220H223V218H222V222H223V223H224ZM239 220H240V221H239ZM244 220H245V221H244ZM69 221H70V220H69ZM126 221H125V223H127ZM149 221H150V220H149ZM151 221H153V219H151ZM151 221H150V222H151ZM166 221H167V220H165V222H166ZM168 221H169V220H168ZM201 221H204L203 223H205V225L202 224ZM219 221H220V219H219ZM251 221H254V222L252 223ZM258 221H257L256 223H258ZM30 222L33 223L32 225H36V224H34V221H33V222L30 221ZM30 222H29V223H30ZM37 222H39V221H37ZM45 222H46V220H45ZM45 222H44V223H45ZM65 222H67V224H66ZM128 222H129V221H128ZM130 222H131V221H130ZM130 222H129V223H130ZM136 222L134 221L135 224H136ZM150 222H149V223H150ZM157 222H158V221H157ZM216 222H218V221H216ZM216 222H215V224H218V223H216ZM39 223H40V222H39ZM42 223H43V222H42ZM46 223H47V222H46ZM46 223H45V224H46ZM139 223H138L137 227H139ZM147 223H148V221H147ZM149 223H148V224H149ZM163 223H164V222H163ZM189 223H190V222H189ZM192 223H193V222H191V224H192ZM262 223H263V222H262ZM49 224H51V223L49 222ZM65 224H66V225H65ZM148 224H147V228H148ZM152 224H154V223H152ZM224 224H225V223H224ZM251 224H253V225H251ZM41 225H43V224H41ZM41 225H40V226H41ZM53 225H54V224H53ZM128 225H130L129 228H131V225H132V224L130 223V224H128ZM171 225H173V224H171ZM196 225H197V223H196ZM239 225H240V226H239ZM263 225H264V223H263ZM36 226H37V225H36ZM50 226H52V225H50ZM67 226H68V225H67ZM70 226H71V225H70ZM114 226H115V224H113V228H114ZM133 226L135 227L136 225H133ZM149 226H150V225H149ZM208 226H210L209 223H208ZM208 226H207V227H208ZM29 227H30V226H29ZM41 227H43V226H41ZM48 227H49V226H48ZM137 227H136V228H137ZM142 227H143V226H142ZM144 227H146L145 224H144ZM169 227H170V226H169ZM216 227H217V225H216ZM218 227H219V225H218ZM37 228H38V227H37ZM45 228H46V227H45ZM50 228H51V227H50ZM58 228H59V226H58ZM58 228H57V229H58ZM117 228H118V227H117ZM147 228H146V230H147ZM149 228H150V227H149ZM173 228H174V226H173ZM186 228L189 229L190 226H189V227H186ZM199 228H197V229H199ZM245 228H246V227H245ZM248 228H249V229H248ZM256 228H257V227H256ZM26 229H27V227H26ZM26 229H25V230H26ZM39 229H40V228H39ZM39 229H38V230H39ZM42 229H44V227H43ZM42 229H41V230H42ZM46 229H47V228H46ZM54 229H56V228H54ZM69 229H70V228H69ZM138 229H140V227H139ZM142 229H143V228H142ZM182 229H183V228H182ZM182 229H181V231H182ZM25 230H24V233H25V234H26L27 231H30V230H27V231H25ZM44 230H45V229H44ZM47 230H48V229H47ZM67 230H68V227H67ZM114 230H115V228H114ZM129 230H130V229H129ZM133 230H136V229H133ZM192 230H193V228L190 230V232H194V231H192ZM194 230H195V229H194ZM236 230H237V229H236ZM48 231H50V230H48ZM48 231H46V232H48ZM51 231H52V230H51ZM51 231H50V232H51ZM57 231H58V230H57ZM161 231H163V230H161ZM181 231H180V229H179V231H178L177 233H175V234L181 235V234H179V233H182V232L184 231V229H183L182 232H181ZM187 231H188V230H187ZM199 231H201V232L198 234L199 237L196 236V237H197V238H196V241L198 240V238H201L200 235H202L201 233H202L204 230L199 229ZM246 231H249V232H247V233H248V234L250 233L251 235H252V233H253V235L251 236V238L249 237V236H250V234H249V236H248V238H249L248 241H247V235H248V234L246 233ZM258 231H257V234H258ZM22 232H23V231H22ZM39 232H41V231H39ZM42 232H43V231H42ZM52 232H53V231H52ZM54 232H55V231H54ZM59 232H60V231H59ZM64 232H63V233L60 232L61 234H63V238H61V236H60L59 241H60V240H61V241L63 240L62 242H64V239L66 240V238H67L68 241H67V240H66L67 242L65 241L66 244H64L65 242H64L63 244H62V242H61L60 245H59V246H60V249H62V246L64 247L63 250L66 249V248H70V249H71V246H72V245L70 246V244L72 243L73 240L71 241L70 238H71L72 236H71V234H69V233L67 232V235L70 236V237H68V236L65 237V236H66V234H65L66 232H65V233H64ZM124 232H125V231H124ZM130 232H131V231H130ZM133 232H134V231H133ZM145 232H146V231H145ZM174 232H175V231H174ZM239 232H237V234H238ZM251 232H252V233H251ZM260 232H261V233H260ZM262 232H263V233H262ZM29 233H30V232H29ZM31 233H32V232H31ZM31 233H30V234H31ZM36 233H37V232H36ZM43 233H44V232H43ZM72 233H73V232H72ZM115 233H116V232H114V234H115ZM117 233H118V232H117ZM117 233L115 234L116 236H118ZM126 233H127V232H125V234H126ZM196 233H197V232H196ZM245 233H246L247 235H246ZM22 234H23V233H22ZM25 234H24V235H25ZM30 234H29V235H30ZM32 234H33V233H32ZM47 234H48V233H47ZM47 234H46V235H47ZM58 234H59V233H58ZM61 234H60V235H61ZM64 234H65V235H64ZM76 234H77V232H76ZM78 234H79V233H78ZM78 234H77V235H78ZM111 234H112V233H111ZM114 234H113V236H115ZM119 234H120V233H119ZM123 234H124V233H123ZM123 234H122V235H123ZM164 234H166V233H164ZM173 234H174V233H173ZM244 234H245V235H244ZM20 235H21V234H20ZM38 235H40V234H38ZM72 235H74V234H72ZM131 235H133V233H132ZM166 235H167V234H166ZM183 235H186V233H183L182 236H183ZM196 235H197V234H196ZM243 235L246 236V237H245V238H244V237L242 238ZM21 236H22V235H21ZM21 236H20V237H21ZM25 236H26V235H25ZM31 236H32V235H31ZM78 236H79V235H78ZM113 236H112V237H113ZM116 236H115V238H116ZM119 236H121V235H119ZM123 236H124V235H123ZM125 236H126V235H125ZM125 236H124V237H125ZM159 236H161V235H159ZM159 236H158V237H159ZM202 236L204 237V235H202ZM206 236H207V235H206ZM206 236H205V237H206ZM257 236H258V237H257ZM261 236H262V237H261ZM29 237H30V236H29ZM32 237H33V236H32ZM32 237H31V238H32ZM34 237H38V236L35 234ZM34 237H33V238H34ZM42 237H43V236H42ZM79 237H80V236H79ZM112 237H111V238H112ZM121 237H122V236H121ZM149 237H150V236H149ZM149 237H148V238H149ZM185 237H186V236H185ZM185 237H184V238H185ZM190 237H191V236H190ZM190 237H186V239H187V238H190ZM192 237L194 238V236H192ZM259 237H261V240H260ZM25 238H26V237H25ZM45 238H47V237H45ZM68 238H69V239H68ZM72 238H73V237H72ZM72 238H71V239H72ZM122 238H123V237H122ZM126 238H127V237H126ZM128 238L131 239V236H129ZM128 238H127V239H128ZM132 238H133V237H132ZM148 238H146V241H147ZM150 238H151V237H150ZM153 238H154V237H153ZM156 238H157V237H156ZM156 238H155L154 240H156ZM193 238H192V240H193ZM29 239H30V238H29ZM36 239H37V238H36ZM38 239H39V238H38ZM78 239H79V238H78ZM83 239H84V238H83ZM112 239H114V238H112ZM112 239H111V241H112ZM118 239H119V238H118ZM124 239H125V238H124ZM127 239H126V240H127ZM129 239H128L126 242H128ZM138 239H139V238H138ZM262 239H263V240H262ZM23 240H24V239H23ZM26 240H27V238H26ZM31 240H33V239H31ZM34 240H35V239H34ZM43 240H44V239H43ZM47 240H49V238H47ZM79 240H80V239H79ZM79 240H77V241H79ZM139 240L141 241L142 238L139 239ZM38 241H39V240H38ZM44 241H45V240H44ZM44 241H41V243L44 242ZM59 241H57L58 244H59ZM70 241H71V242H70ZM115 241H116V240H115ZM115 241H114V243H115ZM130 241H132V239H131ZM135 241H136V240H135ZM149 241H151V240H149ZM238 241H239V242H242V243H241V244H240V243L238 244ZM26 242H27V241H26ZM26 242H25L24 244H26ZM29 242H30V241H29ZM33 242H34V241H33ZM68 242H70V244H69ZM79 242H81V241H79ZM126 242H125L124 245L127 244ZM154 242H155V241H154ZM194 242H195V241H194ZM252 242H251V240L249 241V243H252ZM261 242H262V243H261ZM27 243H28V242H27ZM31 243H32V242H30V244H31ZM41 243L38 242L39 245H40ZM67 243H68V246H67ZM116 243H117V242H116ZM118 243H119V242H118ZM135 243H136V242H135ZM151 243H152V242H151ZM151 243H150V244H151ZM0 244H1V243H0ZM24 244H23V242H22V245H24ZM34 244H35V243H34ZM38 244H37V245H38ZM51 244H52V243H51ZM58 244L56 243L57 246H58ZM72 244H76V243L74 242V243H72ZM77 244H78V243H77ZM83 244H84V246L86 245L85 243H83ZM83 244H81V245H82V248H79V250H80V249H83V247H84ZM129 244H130V243H129ZM147 244H148V243H147ZM191 244H193V241L191 242ZM247 244H248L249 246H248ZM263 244H264V243H263ZM65 245H66V246H65ZM151 245H152V244H151ZM196 245L199 246L200 244L198 245V243L195 242V244L193 245V246H195V249H196ZM235 245H236V244H235ZM256 245H257V244H256ZM0 246H1V245H0ZM31 246H32V244L29 246V243H28V249H29V250H30L29 247H31ZM54 246H55V243H54ZM69 246H70V247H69ZM86 246H87L86 248H88L89 245H86ZM118 246H119V245H118ZM126 246H127V245H126ZM129 246H130V245H129ZM247 246H248V247H247ZM24 247H25V246H24ZM34 247H35L34 249L37 248L36 246H34ZM39 247H40V246H39ZM77 247H78V246H77ZM79 247H81V246H79ZM112 247H113V246H112ZM121 247L123 248L124 246H121ZM245 247H246V248H245ZM260 247H261V246H260ZM22 248H23V247L21 246V249H22ZM25 248H26V247H25ZM42 248H43V247H42ZM42 248L40 247V248L37 249V251H38L39 253H37V251L35 250V253H36V255H37V254H39V255L42 254L43 257L40 256V257H41V258H40V257L37 255L38 257H36L35 259H39V260L41 259V264H44L43 261H42V258L45 257L44 255H46V257L49 258L48 256H51V255H49V254H51V253L46 254L47 251H46V252H42V251L40 252L39 250H41ZM84 248H85V247H84ZM116 248H117V247H115L114 250H116ZM122 248H121V249H122ZM127 248H128V247H127ZM129 248H130V247H129ZM129 248H128V249H129ZM147 248H148V247H147ZM154 248H156V247L154 246ZM193 248H194V247H193ZM247 248H248V249H247ZM261 248L264 249V245H263ZM261 248L257 247V250H258V249H261ZM0 249H1V248H0ZM23 249H24V248H23ZM23 249H22V250H23ZM26 249H27V248H26ZM73 249H74V248H73ZM76 249H77V248L75 247V250H76ZM117 249H118V248H117ZM240 249H241L242 251H244V252H242ZM262 249H261V252H262ZM43 250H44V249H43ZM63 250H61V251H63ZM71 250H72V249H71ZM122 250L125 251V248L122 249ZM126 250H127V249H126ZM197 250H199V249H196V251H197ZM233 250H234L235 252L237 251L235 248H233ZM31 251H32V249H31ZM58 251H59V250H58ZM66 251H67V249H66ZM69 251H70V250H69ZM143 251H144V250H143ZM147 251H148V249L146 250V252H147ZM150 251H151V250H150ZM192 251H194V249H193ZM24 252H25V251H24ZM56 252H57V251H55V254H56ZM59 252H60V251H59ZM79 252H81V251H79ZM117 252H118V251H117ZM121 252H123V251H121ZM144 252H145V251H144ZM240 252H239V253H240ZM257 252H258V254H261V253H259V250H258ZM43 253H44V254H43ZM47 253H48V252H47ZM62 253H63V252H62ZM73 253H74V252H73ZM73 253L70 252V258H71V259H73L72 256H71V254L73 255ZM75 253H76V252H75ZM82 253H83V250H82ZM114 253H115V251H114ZM255 253H256V252H255ZM66 254H67V252H66ZM68 254H69V253H68ZM150 254H151V253H149V255H147V257H149ZM233 254H235V253H233ZM36 255H34V256H36ZM52 255H53V253H52ZM57 255H61V254H57ZM126 255H127V254H126ZM126 255H125V253H124V256H126ZM145 255H146V254H145ZM151 255H152V254H151ZM249 255H250V254H249ZM262 255H264V252H263ZM34 256H33V259H34ZM61 256H63V254H62ZM81 256H82V255H81ZM83 256H84V255H83ZM85 256H86V255H85ZM122 256H123V255H122ZM245 256H247V258L245 257L246 259L249 258L248 255H245ZM258 256H259V255H258ZM46 257H45V258H46ZM147 257H146V259H147ZM47 258H46V260H47ZM51 258H53V257H51ZM62 258H63V257H62ZM93 258H96V257H93ZM138 258H140V257H138ZM138 258H136V259H138ZM150 258H151V257H150ZM152 258H153V257H152ZM240 258H241V260H242V258H244V256H243V257H240ZM240 258H239V259H240ZM85 259H86V258H85ZM87 259H88V257H87ZM91 259H92V258H91ZM91 259H89V260H91ZM100 259H101V258H100ZM143 259H145V258H143ZM146 259H145V260H146ZM258 259H260V258L258 257ZM44 260H45V259H44ZM50 260H51V259H50ZM82 260H83V259H82ZM89 260H87V261L89 262ZM94 260H95V259H94ZM32 261H33V260H32ZM52 261H53V260H52ZM84 261H86V260H84ZM87 261H86V264H87ZM92 261H93V260H92ZM92 261H91V262H92ZM134 261H135V260H133V262H134ZM146 261H147V260H146ZM259 261H260V260H259ZM37 262H38V261H37ZM39 262H40V261H39ZM50 262H51V261H50ZM65 262H66V260H65ZM67 262H68V261H67ZM67 262H66V263H67ZM94 262H95V261H94ZM144 262H145V261H144ZM242 262H243V260H242ZM245 262H248V261L245 260ZM48 263H49V260H48ZM51 263H52V262H51ZM62 263H64V262H62ZM69 263H70V262H69ZM73 263H74V262H72V264H73ZM78 263H79V262H78ZM80 263H81V262H80ZM95 263H96V262H95ZM95 263H94V264H95ZM104 263H105V262H104ZM109 263H110V262H109ZM109 263H108V264H109ZM135 263H136V262H135ZM138 263H139V262H138ZM145 263H146V262H145ZM188 263H189V262H188ZM188 263H187V264H188ZM191 263H192V262H191ZM35 264H37V263L35 262ZM67 264H68V263H67ZM70 264H71V263H70ZM81 264H82V263H81ZM89 264H91V263H89ZM92 264H93V263H92ZM99 264H100V263H99ZM133 264H134V263H133ZM141 264H142V263H141ZM143 264H144V263H143ZM149 264H150V262H149ZM192 264H193V263H192Z\"/></svg>",
	"mask_w": 264,
	"mask_h": 264
},
{
	"label": "rangeland",
	"instance_id": "374dc122",
	"mask_svg": "<svg viewBox=\"0 0 264 264\" xmlns=\"http://www.w3.org/2000/svg\"><path fill=\"white\" fill-rule=\"evenodd\" d=\"M31 1H32V2H31ZM37 1L39 2V0H37ZM74 1H76V0H74ZM74 1H73V2H74ZM90 1L92 2L93 0H89V1H87V3H85V4L87 5L88 3H91ZM97 1H99V0H97ZM101 1H102L103 3L100 2V1H99V2H100V4L102 3V5H100L98 2L96 3V0H95V3H96L95 6L98 4V6H100V8H101V6H102L103 9H104V8H106V6H107V5H105V3H107V4L109 3V5L112 4V2H110L109 0H108V2H107V1L104 2L103 0H101ZM126 1H128V0H126ZM192 1H193V0H192ZM204 1H205V0H204ZM250 1H251V2H250ZM252 1H254V2H252ZM28 2H29V4H28ZM33 2H34L35 4H36V3H37V4L35 5ZM38 2H36L35 0H0V18H1L0 20H3V21H5V22H7V25H5L7 28H4L5 26H4V24H3V23H4L3 21H2V22L0 21V24H1V23L3 24V25L1 24V25L3 26V29H7V31L10 30V31H9L10 33L6 31L5 39L7 38L6 35H9V34H10L9 36H12V35L14 36L15 33H16L15 35H18V37H19V35L22 36V39H23V35H21V34H25V32L29 33V34L26 33L25 35H28V36H29V35H30V36H31V35H32V36H35V37H36L35 39L32 38V40H34L35 43H34L33 41H29V40H30L29 37H28V40L26 39V41H29V43H30V42L33 43V44H32V48H34V49L36 50V51H34V52H37L36 55H39V57H37V58H40V59L43 61V63L46 61V58H45V60H43L41 57H44L43 55L46 54V51H45V53L42 52L43 55L41 56L40 54H42V53H40V52H41V51H44V49H43V50H40L38 45H40V46H41V45L44 46V45L46 44V45H48V47H49V46H50V43H51V42H50V43H49V42H46V39H45V40L43 39L44 37H47V36L49 37V36H50V37H52V38L49 37V39H50V40H51V39H54L53 41H55V40L57 39L56 35H57L59 32L62 33V34H64V35H66L67 38H70L69 36L75 33V34L73 35V36L75 37V38L73 37V42H74V43L71 42L72 39H71L70 41H69V40H66V41H69V44H70V42H71V44L73 43V44L75 45L76 43H78V41H79V39H80L82 33H85L86 31H88V34H89V26H88V24L92 25L90 21H92V20L97 21V19H98V17H99V16H98V17L96 16L97 19H95V18H96V17H95V14L93 15V16L95 17V18H94V17L92 16L93 13L90 14L91 12H90V13H86V12H85V9H83L82 7H83V5H84V2H86V0L83 1V5H81V6H80V4L82 3L81 0L76 1L78 4H77L76 2H75L74 4L70 3V2H72L71 0H67V2H66L65 0H40V2L43 3V4H41V5H44V6H45V9H44V10L47 11V9H48V11L50 10L49 12H51L52 10H53L52 12H54V13H53L54 15H52V13H51L50 15H46L47 18H45V17H44L45 14H49V13H47L46 11H45V13H44V12H43L44 10H43V11L41 10L42 7H44V6L41 7V5H39V6H40V7H39V6H38ZM61 2H62V3H61ZM79 2H80V4H79ZM151 2H153V0H151ZM154 2H155V1H154ZM154 2H153V3H154ZM183 2H184V1H183ZM185 2L188 3V2H190V0H189V1H186V0H185ZM232 2H235V0H233ZM247 2H248V3H253V4L255 3L254 5H257V3H256L257 0H256V1H255V0H249V1L247 0ZM21 3H22V4H21ZM65 3H66V4H69V5H65ZM203 3H204V2H203ZM24 4H25V5H24ZM39 4H40V3H39ZM45 4H46V5H45ZM49 4H50V6H48ZM76 4H77V5H76ZM103 4H104L105 7L103 6ZM141 4H142V3H140V5H141ZM23 5H24L23 8H25L26 10H25V9L22 10V6H23ZM29 5H30L31 8H33V9H30V6H29ZM32 5H35V6H32ZM62 5H63V6H62ZM70 5H71V6H70ZM88 5H89V4H88ZM92 5H94V4H92ZM92 5H90V6H89L88 8H86V9H90V7L92 8V7H93ZM140 5H139V7H140ZM215 5H216V4H215ZM215 5L213 4V5H210V6H211L212 8H213V6H214V9H216V8H215ZM218 5H219V4H218ZM37 6L39 7V8H38V9H39L38 12L35 11V10H37V8L35 9V7H37ZM46 6H47V7H46ZM77 6H78V7H77ZM95 6H94V7H95ZM98 6H97V7H98ZM201 6H202V5H201ZM3 7H4V8H3ZM18 7H19V8H18ZM48 7H49V8H48ZM61 7L64 8V9H62ZM75 7H77L76 9H80L79 11L77 10V11H78V14H79V12L84 11L87 15L83 12V13H84L83 16H80V14H79L80 18H82V17H83V18H82V19H79V20H78V18H77V20H76V15H78V14H77V11H76ZM79 7H81V8H79ZM208 7H209V6H208ZM216 7L219 8V7H221V6H216ZM20 8H21V9H20ZM60 8H61V9H60ZM73 8H74V9H73ZM204 8H205V7H203V9H204ZM206 8H207V7H206ZM209 8H210V7H209ZM209 8H207V11H205V9H204L205 12L203 11V12H204L203 16L206 15L205 13H208V10L211 9V8H210V9H209ZM71 9H72V12H73V13H72V12L67 13V12L71 11ZM98 9H99V7H98ZM98 9L95 10V8H94V10L96 11V13H97ZM106 9L108 10V8H106ZM110 9H112V8H110ZM214 9H213V10H214ZM219 9H220V8H219ZM219 9H218V10H219ZM20 10H21V11H24V10H25L24 12H26V13H23V12H21ZM32 10H33V12H32ZM73 10H74V11H73ZM81 10H82V11H81ZM99 10H100V9H99ZM113 10H114V8H113ZM113 10H112V11H113ZM14 11H15V12H14ZM17 11H18V12H17ZM40 11H42L43 13L40 12ZM89 11H91V10H89ZM110 11H111V10H109V11H107V12H110ZM216 11H217V10L214 11L215 14H216ZM220 11H221V9L219 10V12H220ZM13 12H14V13H13ZM19 12H20L21 14H23V15L25 14V17H24V18H22L23 15H20V14H19L20 17L22 18V20L25 19V18H27L28 15L31 17V18L28 17L27 20L25 19L26 22H28V20L30 19V21L28 22V23H29V27H28V29H29L30 32L26 31L27 29L24 30V28H26V26H25L24 28H22L24 25H27L26 22L23 21V22H24V23H23V22H21L22 20H21V21L19 20L20 22H18V23H19V24L22 23L21 25H19L17 22H15V21H18L17 18H16L17 20H15V21L13 20L14 22H12L11 19H14L15 17H18V18L20 19L19 16H15V17H14V15H16V14L19 13ZM36 12H37V13H36ZM87 12H88V11H87ZM189 12H191V9L189 10ZM210 12H213V11H210ZM210 12H209V13H210ZM221 12H222V13H218V12H217V15H219V14H220V15L223 14L224 16L221 15L222 17H220V15H219L217 18H215V17H216V16H215V17L212 18V19H210V18H211V15H213V13H211V14L208 13L207 15H210V16H206V17H210V18H209V19H210V22H208V20H209L208 18H207L208 20L206 19V21H205V19H201V20H202V21H201L202 24H203V21L207 22V23L204 22L205 25H207V26H205L206 28H207V27L209 28V27H211L212 25H215V26H216L215 28H214V26H212L213 29H211V30H212L211 33L213 32L214 29H215V31H216V29H220V28H218V24H217V23L221 22V26H222V22H223V20H224L226 17H228V16L225 15V13H227L226 11H221ZM223 12H224V13H223ZM7 13H8L9 15H8ZM27 13H28V14H27ZM33 13H35V14H33ZM41 13L44 14V15H41V16H40V17L43 16V18H41V19L39 18V19L41 20V21H39V19L37 18V16H38L37 14L40 15ZM75 13H76V15H75ZM110 13H111V12H110ZM110 13H109V14H110ZM11 14H12V16H10ZM88 14H90L92 17H91V16H88ZM129 14H130V15H129ZM133 14L136 15L137 13H128L129 16H131V15L133 16ZM138 14H140V15H139L140 18L143 17L142 19H144V21H145V20L148 21V19H147L146 16H145L146 13H143V15H141L142 13H138ZM138 14H137V16H138ZM168 14H170V17H172V14H171V13H168ZM168 14H167V15H168ZM174 14H175V13H174ZM174 14H173V15H174ZM182 14H183V13H182ZM188 14H189V13H188ZM230 14H231V13H229V14H227V15H230ZM26 15H27V16H26ZM36 15H37V16H36ZM55 15H56V16H55ZM72 15H73V16H72ZM81 15H82V13H81ZM85 15H86V16H85ZM115 15H116V14H115ZM179 15H181V13H179ZM179 15H178V16H179ZM183 15H184V14H183ZM183 15H181V16L183 17ZM190 15H193V13L190 14ZM190 15H189V16H190ZM195 15H196V14H195ZM200 15H201V16H200ZM200 15H199L200 17L205 18V17L202 16V14H200ZM4 16H5L6 19H4ZM48 16H50V17H48ZM52 16H53V17H52ZM84 16H85V18H87V19H85ZM87 16L90 17V19H89ZM139 16H138V17H139ZM176 16H177V13H176ZM176 16L174 15L173 19L176 18ZM178 16H177V18L180 19L181 17H178ZM196 16L198 17V15H196ZM196 16L193 15L194 18H196ZM213 16H214V15H213ZM230 16H231V15H230ZM54 17L57 18L58 20L54 19ZM58 17H59V18H58ZM72 17H73V18H72ZM77 17H78V16H77ZM135 17H136V16L133 17V20H135L136 22H139V25H137L138 28L136 27L137 29H139V28H141V27H140V24H141L140 20H142V19H140V18H137V19H136ZM144 17H145V18H144ZM170 17H169V18H170ZM191 17H192V16H191ZM219 17H220V18H219ZM35 18H37V20H36ZM44 18H45L46 20H48V19L51 18V19H53L54 21L51 20V19H50V20H51L54 24H55V23L57 24V25L55 24L56 27H57L58 25L60 26V27L58 26L59 28L54 27V25H53V27H51V26H52L51 24H53V23H51V22L48 23V24H50L49 26L51 27L50 32H53V33H51V35H50V32H47V33L44 32L45 36H44V35H41V34L43 33L42 31H43V30L45 31V29H47L46 27H48V26H46L45 29H43L44 26L46 25L47 22L50 21V20H48L47 22H45L46 20L44 21ZM69 18H70V19H69ZM221 18H223V19H221ZM230 18H231V17H230ZM233 18H234V15H233ZM59 19H60V23H61V25L59 24ZM66 19H67V21H66ZM74 19H75L76 21H78V23H77V22H76V23L79 24V25H77L76 23H74ZM88 19H89V20H88ZM138 19H139V21H138ZM179 19H176V20H179ZM196 19H197V18H196ZM196 19L190 18L191 21H193V20L198 21V20H199V19H198V20H196ZM213 19H214V21H212ZM215 19H218L219 22H217V20H215ZM219 19H220V20H219ZM34 20H35V21H34ZM55 20H56V21H55ZM171 20H172V19H171ZM225 20H227V18H226ZM31 21H32V22H31ZM33 21H34V22L37 21V23L40 22V25H41V23H43L42 21L45 22V24H43L44 26L42 25V31L39 32L40 35H39L38 32H37L38 29H39L40 27L38 28V26H37L38 24L35 25L36 23H34ZM70 21H71V22H70ZM100 21H101V20H100ZM168 21H169V20H168ZM168 21L166 22L167 24L163 23V24H165V25H161V26H159L160 28H164V32H165V33H164L163 35H164V36H165V35H168V36L173 35V36H170L171 38L169 37L170 39H172V37H174L175 35H177V37L179 38V36H178L179 34H178V33L182 30L183 26H181V24L178 23V24L180 25V27H177V23H175L176 21H172L173 23L176 24V26H175V24H174V27H173V26L170 25L171 23H168ZM199 21H200V20H199ZM199 21H198V22H199ZM245 21L248 23V24H247V25H248L247 28L250 27V26H249V23H250V25L253 24V22H248L247 20H245ZM245 21H244V22H245ZM65 22H66V23H65ZM67 22H69V23H67ZM93 22H94V21H93ZM93 22H92V23H93ZM101 22H102V21H101ZM177 22H178V21H177ZM214 22H215V23H214ZM224 22H225V21H224ZM13 23H14V24H13ZM16 23H17L18 25H17ZM30 23H31V24H30ZM71 23H72V24H71ZM173 23H172V25H173ZM210 23H211V24H210ZM241 23H242V22H241ZM258 23H260V21H258L257 24H258ZM9 24H10V26H9ZM32 24H33V25H32ZM80 24L87 25V26H86V29H87V30H85V27L82 25L83 28H84V32H82L83 30L80 31L81 28H79V27H82ZM94 24H95V22L93 23V26H94ZM107 24H108V23H107ZM107 24H105V25L108 26ZM219 24H220V23H219ZM12 25H13V26H12ZM14 25H15V26H14ZM22 25H23V26H22ZM34 25H35V26H34ZM40 25H39V26H40ZM198 25H199V27H198ZM198 25H197V28H200V27L203 28V27H204V24L201 25V24L199 23ZM208 25H209V26H208ZM239 25L241 26V24H239ZM242 25H243V29H241L242 27H240V26H238V27H239L238 29H241V30L244 31V30L246 29V26L244 27V24H242ZM245 25H246V24H245ZM254 25H255V24H253V26H254ZM2 26H1V28H2ZM8 26H9V27H8ZM11 26H12L13 28L15 27V29H14L15 31L13 30V28H11ZM20 26H21V27H20ZM27 26H28V25H27ZM31 26H33V27H31ZM36 26H37V27H36ZM77 26H79V27H78L79 29H77ZM109 26H111V25L109 24ZM163 26H164V27H163ZM223 26H224V25H223ZM225 26H226V25H225ZM253 26H252V27H253ZM255 26H256V25H255ZM255 26H254L253 28H255ZM17 27H18V28L20 27V28L23 29V30H21V34H19V33L17 34V32L20 31V28L17 29ZM34 27H36V28H34ZM186 27H188V25H186ZM186 27H184V28H186ZM205 27H204L203 30H209V29H205ZM236 27H237V26H236ZM236 27H235V28H236ZM1 28H0V29H1ZM9 28H11V29H9ZM30 28H31L32 30H31ZM37 28H38V29H37ZM53 28H54V29H53ZM64 28H65V29H64ZM66 28H67V29H66ZM74 28H75V29H74ZM83 28H82V29H83ZM90 28H91V27H90ZM202 28H201V30H202ZM224 28L226 29V27H224ZM228 28H229V27H228ZM253 28H252V31H253ZM257 28H258V29H256V30L258 31V30H259V27H257ZM36 29H37V31H36ZM48 29H49V28H48ZM48 29H47V30H48ZM63 29H64V31H63ZM229 29H230V28H229ZM229 29H228V30H229ZM238 29L233 30V31H235V32L237 33ZM250 29H251V28H250ZM12 30H13V31H12ZM16 30H19V31H16ZM39 30H41V29H39ZM47 30H46V31H47ZM51 30H52V31H51ZM66 30H67V31H66ZM69 30H70V31H69ZM72 30H74V31H73L74 33L72 32ZM144 30H145V29H144ZM199 30H200V29H199ZM220 30H221V29H220ZM254 30H255V29H254ZM0 31H1V30H0ZM2 31L5 32L4 30H2ZM209 31H210V30H209ZM217 31H218V30H217ZM225 31H226V30H225ZM239 31H240V30H239ZM243 31H242V32H243ZM249 31H250V30H249ZM249 31H248V32H249ZM252 31H251V32H252ZM257 31H256V34L259 35V36H257L256 34H254V35H256V36H255L256 38H259V37L261 36L262 33H261V34H258V33L261 32L262 30H261V31L259 30L258 32H257ZM11 32H12V34H11ZM13 32H14V34H13ZM22 32H24V33H22ZM31 32H34V35H33ZM41 32H42V33H41ZM56 32H57V33H56ZM143 32H144V33H143V36H145V35H149V33H150L149 37H148V36H147V37L150 38V37L152 36V38H153L154 40H156V42H155L153 39H151V41L153 40V42H152V43H153V46L157 45L159 41L162 42L160 36H159V35H156L157 33L154 32L155 35L158 37V39H156L155 35H152L153 31H152V32H148L147 29H146V31H143ZM146 32H148V33H146ZM168 32H169V33H168ZM177 32H178V33H177ZM200 32H201V31H200ZM200 32H199V33H200ZM220 32H221V31H220ZM220 32H219V31H218V32H213L214 34L212 33V37H211V39L213 40V36H214V35L216 36L215 40H217L219 36H220V37H221L222 35L224 36V34L220 35ZM244 32H245V31H244ZM8 33H9V34H8ZM35 33H37V34H35ZM60 33H59V34H60ZM67 33H68V34H67ZM69 33H70V34H69ZM86 33H87V32H86ZM175 33H177V34H175ZM195 33H196V32H195ZM195 33H194V34H195ZM197 33H198V31H197ZM197 33H196V35L199 34V33H198V34H197ZM222 33H223V32H222ZM228 33H229V35H231V32L228 31ZM228 33H227V34H228ZM232 33H234V32H232ZM239 33H241V31H240ZM249 33H250V32H249ZM253 33H255V32L253 31ZM1 34H2V32H0V40L3 41L4 43H3V42H2V43L0 42V46H1V44H2V45L5 44V45L8 47V50L10 51V50L12 49V48L10 47V45H11L10 42H9V43H8V42L5 43L7 40L5 41V40L3 39L4 37H2V36H4V34H2V35H1ZM53 34H54L55 37L53 36ZM59 34H58V35H59ZM62 34H61V35H62ZM88 34H87V35H88ZM180 34H181V33H180ZM200 34H201V33H200ZM200 34H199V35H200ZM245 34H246V33H245ZM250 34H251V33H250ZM25 35H24V36H25ZM68 35H69V36H68ZM82 35L85 36L86 34H82ZM182 35H183V33H182ZM196 35H195V36H196ZM217 35H218V37H217ZM234 35H235V33H234ZM234 35H232L233 37H231V36L228 37V36L225 34V37L232 38V40L234 41V39L237 38V37L234 36ZM236 35H237L238 37L240 36V41H241V38L243 37V36H242L243 34L241 33V35H238V33H237ZM246 35H247V34H246ZM9 36H8V40H9V39H12L11 41H12V45H13V46H12V45H11V46H12L13 48H15L16 46H18L19 48H22V49H21L22 51H23V49L25 50V48H23V46L21 47V45H22V44H21V41L23 42V40L18 39V37L16 36L17 39H18V41H20V42H18L16 39H13V38H15V36H14L13 38H11V37L9 38ZM38 36H39V37L42 36L43 38H42V37L38 38ZM89 36H91V35H89ZM180 36H181V35H180ZM184 36H185V35H184ZM184 36L181 37V39H180V38H179V39H180L181 41H183V44H188L189 42L187 43V40H186V39H188V38H187L188 36L185 37L186 39L184 38ZM191 36L193 37L194 35L192 34ZM48 37H47V38H48ZM53 37H54V38H53ZM71 37H72V36H71ZM145 37H146V36H145ZM177 37L175 36L174 39L177 38ZM192 37H191V39H192ZM220 37H219L217 43L215 42V40H213V41L215 42V44H216L217 47H218V45H217L218 42H220V44H221V41H222L223 44H221V45L224 46V45H225V44H224V43H225L224 40L226 41V39H228V38L225 39V37H224V38L221 37V38L224 39V40H220ZM235 37H236V38H235ZM244 37H246V36L244 35ZM247 37H248V36H247ZM247 37H246V39L249 38V37H248V38H247ZM1 38H2V39H1ZM25 38H26V36H25ZM37 38H38V39H37ZM55 38H56V39H55ZM81 38H82V37H81ZM83 38H84V37H83ZM169 38H168V39H169ZM178 38H177V39H178ZM183 38H184V40H183ZM40 39H41V40H40ZM146 39H147V38H146ZM177 39H175V41L172 40V42H174V44H175L176 41L179 42L180 40H179V39L177 40ZM249 39H250V38H249ZM249 39H248V41H247V42H248L247 44H249V46H250V45L253 44V43L249 42ZM15 40H16L18 43H20V44L14 46L15 44H13V43H15ZM43 40H44L45 42H44ZM47 40H48V39H47ZM188 40H190V39H188ZM201 40H202V39H201ZM201 40H200L199 42H200L201 45H202ZM229 40H230V39H229ZM236 40H237V39H236ZM255 40H256V39H255ZM13 41H14V42H13ZM48 41H49V40H48ZM181 41H180V42H181ZM185 41H186V43H184ZM203 41H204V40H203ZM227 41H228V40H227ZM233 41H232V42H233ZM242 41H243V40H242ZM24 42H25V41H24ZM41 42H42V44H41ZM166 42H167V41H165V43L163 42L162 45H161V43H159V44H160V46L163 47L164 44H166ZM168 42H169V41H168ZM172 42H171V44H172ZM180 42H179V43H180ZM197 42H198V41H197ZM214 42H213V44H214ZM228 42H229V41H228ZM230 42H231V41H230ZM234 42H235V41H234ZM26 43H27V42H26ZM26 43H25V44H26ZM39 43H40V44H39ZM48 43H49V44H48ZM204 43H205V41H204ZM204 43H203V46L205 45ZM236 43H239V41H237ZM8 44H10V45L8 46ZM25 44H24V45H25ZM54 44L56 45V41H55V43L53 42L51 45L53 46ZM57 44H58V43H57ZM69 44L67 43V45H69ZM73 44H72V46H74ZM208 44H209V43H208ZM215 44H214V45H215ZM234 44H235V43H234ZM19 45H20V46H19ZM29 45H30V44H29ZM29 45H28V43H27V45H25V47L27 46L28 50L30 49V47H28ZM33 45H35V46L33 47ZM46 45L44 46V47L46 48L45 50H47V48H48V47H46ZM55 45H54V48H55ZM61 45L63 46V44H61ZM167 45H168V43H167ZM167 45H166V46H167ZM209 45H210V44H209ZM221 45H219V46H221ZM236 45H238V44H236ZM240 45H241V44L239 43V46H240ZM253 45H254V44H253ZM52 46H51V47H52ZM58 46H59V44H58ZM89 46H90V45H89ZM133 46H134V45H132V47H133ZM160 46H159V47H160ZM190 46H191V45H190ZM63 47H64V46H63ZM65 47H66V45H65ZM65 47H64V48H65ZM69 47H70V46H69ZM91 47H92V46H91ZM95 47H96V46H93L92 48H95ZM156 47L159 48L158 45H157ZM156 47H155V48H156ZM162 47H160V48L162 49ZM164 47H165V46H164ZM204 47H205V46H204ZM206 47H209V46L206 45ZM10 48H11V49H10ZM16 48H17V47H16ZM16 48H15V49H12V50L19 51V50H18L19 48H18V49H16ZM40 48H43V47H40ZM56 48H57V47H56ZM59 48H60V47H59ZM67 48H68V47H67ZM81 48H82V49H81ZM130 48H131V46H130ZM130 48H129L128 50H126V51L129 52V51H130ZM133 48L135 49V46H134ZM143 48H144V47H143ZM145 48H146V47H145ZM145 48H144V49H145ZM153 48H154V47H153ZM155 48H154V49H155ZM38 49L40 50V52H39ZM48 49H49V48H48ZM57 49H58V48H57ZM73 49H74V50H73ZM73 49L69 50V52L71 51V52L73 53V52L76 51L77 53H80V52L85 53V54H82V55L78 54L79 56H81L80 58L82 59V60L80 59V61H78V62H79V63L81 62V63L85 64V65L88 67V65H87L88 62L86 61V60H87V56H86V54H87V53L90 54L91 51H89V52L86 51V52H85V51L83 50V49H85V48H83V47L78 48V46H76V47L74 46ZM75 49H76V50H75ZM96 49H97V48H96ZM96 49H95V51L98 50V49H97V50H96ZM144 49H141V51H151V50H152V48H149V49L146 48L145 50H144ZM257 49H258V50L261 49V51H258V53H259V52L262 53L263 50H264V48H260V49L257 48ZM257 49L248 50L249 53L246 52V54H244V56L246 55L245 57H247V53H248V55L250 54L249 56H251V59H253V56L257 55V51H256ZM12 50H11V51H12ZM21 50H20V51H21ZM32 50H33V49H32ZM32 50H29L28 52L31 53ZM131 50H132V48H131ZM137 50H138V49H137ZM95 51L92 50V52H95ZM126 51H125L124 53H127ZM134 51H135V50H134ZM153 51H154V50H153ZM251 51H253V52H251ZM254 51H255V52H254ZM12 52H14V51H12ZM28 52H27V50H26V52L23 51V53H25V54L27 53L28 55H30L29 58L27 57V59H30L31 56H32V53H33V52H32L31 54L28 53ZM69 52L67 51V53H69ZM71 52H70V53H71ZM76 52H75V53H76ZM92 52H91V53H92ZM98 52H99V51H98ZM163 52H164V51H163ZM183 52H185V51H183ZM183 52H182V53H183ZM200 52H201V51H199L198 53L196 52V56H197V58H199L198 56H201L202 53H200ZM70 53H69V54H70ZM99 53H100V52H99ZM131 53H133V50H132ZM194 53H195V52H194ZM253 53H256V54L253 55ZM33 54H34V53H33ZM47 54H48V52H47ZM47 54H46V55H47ZM184 54H185V53H184ZM22 55H24V54H22ZM34 55H35V54H34ZM36 55H35V56H36ZM71 55H73V54H71ZM71 55H70V56H71ZM83 55H84L85 57H84ZM189 55H191V54H189ZM252 55H253V56H252ZM258 55H259V54H258ZM258 55H257V56H258ZM24 56H26V55H24ZM40 56H41V57H40ZM79 56H78V58H79ZM202 56H203V55H202ZM50 57H51V56H50ZM50 57H49V58H50ZM57 57H58V58H56V59H59V56H57ZM74 57H77V55H76V56L74 55ZM191 57H194V56L191 55ZM240 57H241V56H240ZM242 57H243V56H242ZM242 57H241V58H242ZM255 57H256V56H255ZM23 58H24V57H22V60H23ZM32 58H33V57H32ZM248 58H249V57H248ZM27 59H26L25 61H27ZM33 59H34V58H33ZM35 59H36V57H35ZM35 59H34V60H35ZM56 59H55V60H56ZM53 60H54V59H53ZM215 60L218 61L217 59H213V60H211V61H212V62H215ZM248 60H249V59H248ZM56 61H57V60H56ZM56 61H55V63H57ZM0 62H1V60H0ZM35 62H36V60L34 61V63H35ZM37 62H40V61L37 59ZM37 62H36V63H37ZM49 62H50V61H49ZM53 62H54V61H53ZM78 62H76V63H78ZM223 62H225V61H221L220 63H223ZM226 62H227V61H226ZM7 63H8V62H7ZM7 63H6V64H7ZM27 63H28V61H27ZM36 63H35V64H36ZM45 63H46V62H45ZM45 63H44V64H45ZM200 63H202V62H200ZM200 63H199V64H198V63H193V64H196V66L193 65V64L190 65V70H193V68L195 67V68L197 69V71H198V69L201 70V66H202V65H203V67H204V65H206V64L204 63V61H203V64H200ZM220 63H219V66H218V67H220V68L223 67L222 69H223V71H224V66H222L224 63H223V64H220ZM28 64H29V63H28ZM37 64H38V63H37ZM37 64H36V66H37ZM215 64H217V62H215ZM225 64H226V63H225ZM225 64H224V65H225ZM9 65H10V64H9ZM29 65H30V68L33 67V66H31V65H33V64H29ZM29 65H28V66L26 65L27 67H24V65H21V66H22V67H21V66L19 65L18 67H20V68H19L18 70H16V71L18 72V74H20L21 72H24V73H25L24 75H26V77H27V80L24 81L23 78H20V77L23 76V73H22V76H21V74H20V76H19V79H21V80H23V81L25 82V83L23 84V87H25V88H23V89H24V91H26L25 93H27V92L30 91L29 87H30V88L33 87V85H34L33 82H34L35 84L38 83L37 78H35V79L37 80L36 82H35V80H34V76H36V75H34L33 78H32L33 82H31V81H32L31 79H29V81H30L31 83H30V82H29V83L26 82V81H28V77H29V76H27V74H28V73H30V74H34L33 72H35V71H33V70L35 69V67H34V69L32 68V70H31V72H30V69L28 68ZM38 65L41 66V67H39V68L42 70V75H43V76H46V77H45L46 79H48V77L50 78V76H51L50 74L53 75V77L51 76V83H53V82H54L53 80L56 78V77H54V76H56V75L58 74L57 71L54 72V69H53V70L51 69V71H52L53 73H52V72L49 73V76H48V71H49V70H48V69L45 70L47 65L45 64V65H46L45 67H43L44 65L42 66V63H41V65H40V64H38ZM76 65H77L78 68H79L80 64H79V65L76 64ZM235 65H236V64H235ZM7 66H8V64H7ZM10 66H11V67H10ZM10 66H9L10 68H9V67H8V68H9L10 71H11V69H12V65H10ZM34 66H35V65H34ZM53 66H54V65H53ZM53 66H52L51 68H53ZM81 66H82V65H81ZM193 66H194V67H193ZM199 66H200V67H199ZM215 66H216V65H215ZM13 67L15 68L16 66H13ZM18 67H17V68H18ZM23 67L27 69V74H26V72H25L26 69H24ZM37 67H38V66H37ZM197 67H198V68H197ZM208 67H209V65H207V66L205 67L204 70H206V68H208ZM6 68H7V67H6ZM17 68H15V69H17ZM21 68L23 69V71H20V73H19V70H22ZM39 68H38V69H39ZM42 68H44V69H42ZM54 68H56V70L58 69V68H57V64H55ZM83 68H84V67H83ZM234 68H236V67L233 65V69H234ZM9 69H7L6 72H8ZM15 69H13V71H14ZM81 69H82V67H81ZM135 69H136V68H135ZM216 69L218 70L219 68H215V72H217ZM236 69H237V68H236ZM258 69H259V68H258ZM258 69H257V70H258ZM41 70H40V72H41ZM87 70H88V71H87ZM90 70H91L90 68H86V70H84V71H87V73L84 72L83 69L81 70L82 73H83V72L86 73L85 75H87V77L85 78V80H86V81H89V85L91 84V86H92V88L89 87V86L86 87V90H87V88H91V90H93V89H94V84H93L92 81H95V80H96V79H95V80H92V81H91L92 83L90 82V80H88V78L91 77V76L88 74V72H89L90 74H92V71H90ZM137 70H138V69H137ZM137 70H135V71H137ZM219 70H220V69H219ZM13 71H12V73H13ZM16 71H15V72H16ZM32 71H33V72H32ZM72 71H73V70H72ZM72 71H71V72H72ZM138 71H139V70H138ZM193 71H194V70H193ZM193 71H191V72H193ZM223 71L221 70V72H223ZM233 71H234V70H233ZM236 71L238 72V70H235V71H234V75H235V72H236ZM241 71H242V70L240 69V72H238V73H241ZM249 71H250V70H249ZM258 71H259V70H258ZM17 72H16L15 74H17ZM43 72H44L45 75L43 74ZM45 72H46V73H45ZM191 72H189V73H190V76L187 75V76L190 77V78H191V76H192V75H191ZM219 72H220V71H219ZM219 72H218V73H215V74H219ZM221 72H220V74H219L220 76H222L226 71H224V72L222 73V75H221ZM242 72L244 73V70H243ZM256 72H257V71H256ZM256 72H254V73H256ZM12 73H11V74H12ZM54 73H56V75H55ZM59 73H61V72H59ZM138 73H139V74H140V73L142 74L143 72H138ZM170 73H171V72H170ZM174 73H175V72H174ZM185 73H186V72H185ZM238 73H236V74H238ZM63 74H64V73H63ZM93 74H94V73H93ZM143 74H144V73H143ZM192 74H193V73H192ZM195 74L198 75V72H195ZM195 74H194V76H195ZM258 74H259V73H257V75H258ZM65 75H66V74H65ZM88 75H89V76H88ZM130 75H131V74H130ZM178 75H179V74H178ZM178 75H177V76H178ZM224 75H225V74H224ZM240 75H241V74H240ZM257 75H256V76H257ZM47 76H48V77H47ZM60 76H61L60 78L62 79V81H63V79H65V80L67 81V79L65 78L66 76H65V77H63L64 75H63V76L60 75ZM92 76L94 77V75H92ZM128 76H129V75H128ZM175 76H176V75H173V77H175ZM180 76H181V78L183 77V75H180ZM185 76H186V74L184 75V77H185ZM187 76H186V78H187ZM194 76H192V78H195ZM23 77L26 78L25 76H23ZM57 77H58V75H57ZM84 77H85V76H84ZM84 77H83V78H84ZM129 77H131V76H129ZM197 77H198V76H197ZM197 77H196V79H193L192 81H194V80H195V81L198 80L199 77H198V78H197ZM213 77H215V75H214ZM250 77H251V76H250ZM13 78H14V77H13ZM29 78H31V75H30ZM39 78H40V77H39ZM52 78H53V79H52ZM76 78H77V77H76ZM79 78H80V77H79ZM79 78H78V79H79ZM83 78H80V79H83ZM120 78H121V77H120ZM137 78H138V77H137ZM139 78H142V77H139ZM144 78H145V77H143L142 80H141V81H142V86H141V87H142L143 89L146 87V85H147V86L149 85L148 87H150V85H151V84H146L145 86H143V85L147 82V81H146L145 83H143V81L145 80ZM11 79H12V78H11ZM40 79H41V78H40ZM78 79H77V81L80 80V79H79V80H78ZM90 79H92V78H90ZM121 79H122V78H121ZM143 79H144V80H143ZM174 79H175V78H174ZM174 79H173V80H174ZM177 79H180V77H178ZM213 79L215 80V78H213ZM12 80H13V79H12ZM83 80H84V79H83ZM83 80H82V81H83ZM139 80H140V79H139ZM153 80H154V79H153ZM187 80H188V79H187ZM190 80H191V79H190ZM190 80H189V81H190ZM41 81H42V79H41ZM41 81H40L39 83H42ZM43 81H44V80H43ZM45 81H46V80H45ZM45 81H44V82H45ZM48 81H49V80H47V82H46V83L48 84V86H47L46 83H45L46 85H44V82L42 83L43 85L40 84V85H41L40 87H42V92H43V94H46V93H44L45 91H43V88H44L43 86H47V87L50 86V88H51V85H52V84L50 85ZM52 81H53V82H52ZM60 81H61V80H60ZM60 81H59L58 83H60ZM62 81H61V82H62ZM141 81H140V82H141ZM154 81H156V80H154ZM200 81L203 82V80H200ZM215 81H216V80H215ZM80 82H81V80H80ZM102 82H104V81H102ZM102 82H101V83H102ZM175 82H176V81L174 80V82H173L174 84H172V85L169 86L171 89L174 87L173 85H175ZM190 82H191V81H190ZM196 82H197V81H196ZM196 82H195V83H196ZM202 82H201V83H202ZM58 83H57V84H58ZM62 83H65V84L67 85L66 82H62ZM62 83L57 85L58 88H59V85L62 86ZM75 83H76V82H75ZM77 83H79V82H77ZM85 83H86V82H84V84H85ZM155 83L157 84V81H156ZM155 83L153 82V86H151L152 89L154 88V86L156 87L158 84L162 85V88L165 87V86H163L164 83H163V84H162V83H158L157 85H156ZM201 83H200V85H201ZM260 83H261V82H260ZM29 84H30V85H29ZM55 84H56V83H55ZM55 84H54V85H55ZM79 84L82 85V82L79 83ZM202 84H203V83H202ZM54 85H53V86H54ZM87 85H88V84H86V86H87ZM98 85H99V86H97L98 89H99V87H100V89L104 91V92L102 91V92L104 93V95H101L102 92H101V90H100L101 94L97 95L96 97L99 98V99L101 100V98L103 99V98L106 96V97H105L106 100H105V99H104V100H105V102L107 101L108 104H110V103H109V102H110V101H109V98H110L111 96H114L115 93H117V94L120 93L119 91H117V92H115L114 94H112V92H114L115 90H112V92H111V91L108 92V87H106L107 85H105V84H104L105 86H104L103 84H98ZM127 85H128V84H127ZM129 85H130V83H129ZM129 85H128V86H129ZM160 85H158L159 87H158L157 89H162ZM165 85H169V84H165ZM216 85H217V84H216ZM26 86H27V88H28L29 91L25 90V89H26ZM53 86H52V87H53ZM57 86L55 85L54 88H56L58 91H60L61 89H58ZM76 86H77V84H76ZM128 86H127V87H128ZM176 86H178V85H176ZM176 86H175V87H176ZM197 86H198V87H197ZM63 87H65V85H63ZM67 87H68V85H67ZM67 87H65V88H67ZM69 87H70V86H69ZM69 87H68V88H69ZM95 87H96V86H95ZM130 87H131V88H134L135 86L132 87V84H131V85L129 86V88H130ZM139 87H140V85H139ZM175 87L173 88V91H175V90H174ZM196 87L198 88V91H200V90H199V85H198V84L196 85ZM247 87H249V86H247ZM50 88H49V89H50ZM54 88H53V89H54ZM60 88H61V87H60ZM65 88H64V89H65ZM68 88H67V91H68ZM71 88H72V90L74 89L73 86H71ZM106 88H107V89H106ZM129 88H128V89H129ZM178 88H179V86H178ZM200 88H201V87H200ZM214 88H217V87H214ZM218 88H219V87H218ZM249 88H250V87H249ZM249 88H248V89H249ZM23 89H22V91H23ZM47 89H48V88H47ZM64 89H62L61 93H64V92L66 93V91H65L66 89H65V90H64ZM95 89H96V88H95ZM95 89H94V90H95ZM98 89H97V91L95 90L97 94L99 93V92H98ZM121 89H122V88H121ZM124 89H125V88H124ZM124 89H122V90H124ZM128 89H127V90H128ZM147 89H148V90H152V89H149V88L146 87V90H147ZM165 89H168L167 91H169V88H168V87H167V88H164V90H165ZM171 89H170V92H172V94H173L174 92L171 91ZM236 89L238 90L239 88H236ZM236 89H233V91H234V90L236 91L235 93H232V90H231V92H230V90H228V91L230 92V93L228 92L229 95H230L231 93L234 95V94L238 93V91H239V93L242 95L243 92H242V93L240 92V91H242V90H238V91H237ZM240 89H243V88H240ZM244 89H247V88H244ZM244 89H243V91H244ZM248 89H247V90H248ZM44 90H46V88H44ZM50 90H52V88H51ZM57 90H56V91H57ZM69 90H71V89H69ZM72 90H71V91H72ZM86 90H85V92H87ZM119 90H120V89H119ZM122 90H120V91H121L122 94H123V91H122ZM153 90L156 91L155 88H154ZM162 90H163V89H162ZM194 90H195V87H194ZM212 90H214V89H212ZM258 90H260L261 93L263 92V91H261V90H263V89H258ZM46 91H47V90H46ZM52 91H53V93H54L55 95H57V92H56V91H55V92H54V90H52ZM71 91H70V92H71ZM88 91H89V89H88ZM124 91H125V90H124ZM154 91H153V92H154ZM196 91H197V90H196ZM198 91L196 92V94H197V93H200V94H197V96H195V95H196L195 92H194V95H193V93H192V96L194 97V99H195V97H196V98L201 97V92L203 93V91H200V92H198ZM204 91H206V90L204 89ZM215 91L217 92V93H215V94H218V95H219L220 92H221V89H220V90L216 89ZM218 91H219V93H218ZM223 91H224V90H223ZM248 91H249V90H248ZM248 91H247V92H244V93H243L244 95H242V96H243V97H247ZM250 91H251V90H250ZM48 92H49V95L47 94L48 97H49V96H50V97L53 96V98L55 97V95H53L52 93H50V91H48ZM48 92H47V93H48ZM68 92H69V91H68ZM68 92H67V93H68ZM70 92L68 93L69 95H70ZM118 92H119V93H118ZM125 92H126V91H125ZM127 92H128V91H127ZM127 92H126V93H127ZM157 92H158V91H157ZM170 92L167 93L166 91H164V92L161 93L159 96H160V97H161V95H162V96H166L167 94H170V96H172V94H171ZM190 92H192V91L189 90V91L187 92V93H188V94H187V97L189 96ZM209 92H210V91H209ZM257 92H258V91H256V94L258 95L259 92H258V93H257ZM67 93H66V94H67ZM72 93H73V94H72ZM94 93H95V92H94ZM107 93H108V94H107ZM126 93H124L123 95H126V96H127V95L130 94V93H131V94H130L129 96L133 95L132 92H129L128 94H126ZM142 93L144 94V93H146V92L144 91V92H141V94H142ZM149 93H150V92H149ZM164 93H165V94H164ZM205 93L207 94V91H206ZM222 93L224 94L225 91L222 92ZM222 93L220 94L221 96H218V95L216 96V95L214 94L216 97H212V98L210 97L211 100H209V99H210L209 97H208L209 99L206 98V97L204 96V95H206V94L203 93L204 95L202 96V98L205 97L206 99H208V100H209L208 105L210 104L209 106H211V107H209L208 112L210 111V108H211V110H213V109L215 108L213 104H215V102L217 103V102L219 101V99L222 98L223 100L221 99V100L218 102V103H221L220 106H221V105H222V106L224 105V106L222 107V108H224V109H222V110H223V111L229 110V113H228V111H226L225 113H223V111L221 110V112L223 113V117H224V118L227 116V114H229V116H230V113H239V112H241L240 115H239V114H237V115L234 114V115H235V116H234V119H233V117L231 118V116H232V115H231V116H230L231 119L227 120V121H230V120L233 119V120H234V121H233V125H234L235 123H237V121H236V120H237L236 116H237L238 118H240L241 116H243V117H242L243 120H247V119H245L246 116L248 117V119H250V118L253 117V118H252V121H253L254 118H257V116H256L257 113L255 114V113H252V112H258V111H257L258 108H257V107H254L253 109L256 108V111H254V110H253L252 112L250 111V110H252V109H250V108H252V107H251V106H252V103H250V104H251L250 107H249V104L246 103V105L248 104V106H247L248 108L246 107V109L249 110V113L247 112L248 114L246 113L247 115H246L245 117H244V114H245V113H244V110H242L243 107H242V108L239 107V108H241V111H240V109H238V110H235V109H234V111L232 112L233 109H232V108L229 109L227 106H228V104H229V107H232V106H230V105H233L235 102H237V100H238L237 98H238V97H237V96H232V94L229 96L227 93H225L226 95H224V97H223V94H222ZM246 93H247V94H246ZM251 93H253V92H251ZM261 93H259V95H260ZM50 94H51L52 96H51ZM66 94H65L64 96H67V95H68V94H67V95H66ZM71 94H72V95H75L73 91L71 92ZM88 94H89V95H88V98H86V99L92 100V98H91L92 96L90 95L91 93L88 92ZM117 94L114 96L115 98H116V97H119ZM240 94H239V97H240ZM245 94H246V95H245ZM249 94H250V93H249ZM262 94H263V96H264V93H262ZM47 95H45V98H46ZM59 95H60V92H59L58 96H59ZM61 95H62V94H61ZM61 95H60V96H61ZM69 95H68L67 97H64L65 100H66V98H68L67 100H69V103L72 102V101H75L74 99L81 98V96H79V95L77 96V98H76V95H75V97L72 96V95H70V96H69ZM95 95H96V94H95ZM108 95H110V97H109ZM119 95H120V94H119ZM123 95H121V98L119 97L121 100H122V98H123V100H124V98H125V96H123ZM185 95H186V92H185L184 96H185ZM190 95H191V94H190ZM214 95H213V96H214ZM227 95L229 96V98H234V100L231 99V101H230V99H228V101H227V99L225 98V96H227ZM237 95H238V94H237ZM251 95H252V94H251ZM253 95H254V94H253ZM32 96H33V95H32ZM58 96H56V97H57L56 99H58ZM89 96H91V97H89ZM122 96H123V97H122ZM167 96H168V95H167ZM192 96H191V98H193ZM242 96H241V97H242ZM263 96L261 95V97H263ZM33 97H34V96H33ZM33 97H32V98H33ZM70 97H71V98H70ZM72 97H74V99H72ZM93 97H94V95H93ZM107 97H108V99H107ZM134 97H136V96L134 95ZM134 97H132V98L126 97V98H127V99H131L130 102H133V101L137 100V97H136L135 99H134ZM150 97H151V96H150ZM187 97H185V98H187ZM235 97H237V98H235ZM259 97H260V96H259ZM69 98H70L71 100H70ZM115 98H113V99H114V101L116 102ZM119 98H117V101L120 100ZM191 98L188 97V99H191ZM202 98H200V99H202ZM213 98L216 99L215 102H213L214 100L212 101ZM224 98H225L226 100H225ZM227 98H228V97H227ZM22 99H23V100H22ZM56 99H55V100H56ZM82 99H83V97H82ZM93 99H95V97H94ZM111 99H112V97H111ZM111 99H110V100H111ZM132 99H134V100H132ZM150 99H151V98H150ZM166 99H167V98H166ZM183 99H184V97H183ZM235 99H236V100H235ZM239 99H240V98H239ZM262 99H263V98H262ZM18 100H19V101L21 100V102H19V103H20V106L17 104V101H18ZM18 100L16 101L15 104L18 105L19 107L16 106V107H18V108H16V107H15V108L18 109V110L21 108V110H19V111L16 110V111H18L17 113H20V114H17L16 112H15V113H16L17 115L14 114V113H12V114H14V115L12 116L11 119L14 120V118H15V119L17 120V122H16L15 120H14L15 122H13L14 125H15V124L17 125V126L15 127V131H16V132H17L16 128L22 125L21 128H23V129L18 128L19 131L22 130V131L20 132L21 137H20L19 139L22 140V144H24V145H23L24 148H25V146H26V148H29V147H31V145H32V141H31V143H29V142H30V139L27 140V138L30 137V136L32 135V134H31V131L36 130V131L38 132V131L41 129V127H42V129H41L40 131H43V132L45 131V132H47L49 129L51 130V128L49 127V126H50V124H49L50 122L47 123V122H45V120H44L43 123H42V120H40V119L43 117V116H42L43 114L41 115V113H42V112H41V110H42V109H41V105H40L37 101H35V104L37 103L36 105H38V106L40 105V107H39V109H41L40 111H39V109H38V106H35L34 101H33L34 99H33V100L30 99V100H32L33 105L30 104V106H29V104H28V107H30V109H31V113H32V107H33L34 109L37 108V110L39 111V112H36L37 110H34V109H33V111H35L36 114H35V115H34V114H31V115H34V116L32 117V116L30 115V112H29L30 110H28V107L25 108V107L23 106L24 103L26 104V101H27V100L24 99L23 97L18 98ZM25 100H26V101H25ZM51 100L54 101V99H51ZM59 100L62 101V100H63V97H62V99H61V97H60ZM89 100H87V102H88ZM125 100H126V99H125ZM125 100H124V101H125ZM185 100H187V99H185ZM202 100H203V99H202ZM202 100H201V103H200V100H199L198 103H199V104H202V105L207 104V103H205L206 101L204 102V100H203V101H202ZM208 100H207V102H208ZM63 101H64V100H63ZM76 101H77V100H76ZM76 101H75V102H76ZM114 101H113V102H114ZM128 101H129V100H128ZM128 101H127V102H128ZM137 101H139V100H137ZM182 101H184V100H182ZM182 101H181L180 103L182 104V106H184V107H183V110H185V108H186L185 105H186V103L189 102V100H188V102L185 101V103L182 102ZM190 101H193V100L191 99ZM195 101H196V100H195ZM197 101H198V99H197ZM210 101H211V102H210ZM221 101H222V102H221ZM229 101H230V103H229ZM238 101H240L239 103L242 104V100H241V99L238 100ZM30 102H31V101H30ZM54 102H55V101H54ZM54 102H53V103H54ZM58 102H59V101H58ZM103 102H104V101H103ZM115 102H114V104H112V105L110 104V105H111V106L115 105ZM125 102H126V101H125ZM202 102H203V103H202ZM212 102H213V104H211ZM223 102H225V103H227V104H225V103H223ZM44 103H46V102H44ZM49 103H51V102H49ZM55 103H57V102H55ZM111 103H112V101H111ZM180 103H179V104H180ZM218 103H217V104H218ZM239 103H238V104H239ZM263 103H264V102H262L261 104H263ZM15 104H14L13 107H12L13 109H14ZM21 104H22V105H21ZM70 104H71V103H70ZM70 104H69V105H70ZM125 104H126V103H125ZM184 104H185V105H184ZM189 104H190V103H189ZM192 104H193V102H192ZM199 104H198V105H199ZM217 104H215V106H216ZM45 105H46V104H45ZM47 105H48V103H47ZM47 105H46V106H47ZM95 105H96V107L98 106L96 103H94L93 106H95ZM195 105H196V107H197V103H194V106H195ZM208 105H205V109H206V106H208ZM212 105H213L214 108H212ZM259 105H260V104H259ZM22 106H23V108H22ZM25 106H27V104H26ZM31 106H32V107H31ZM46 106H45V107H46ZM79 106H80V105H79ZM79 106H78V109H79V111H80V107H79ZM82 106H83V105H81V108H82L83 110L86 111V114H85V112H83V111H80V112L84 113V115H86V117H90V116H88V114H87V113L90 112V111H88V110H91L92 108H93V109H96V107H91V106H89V107H91V109H90V108H88V109L86 108V109H87V110H86V109H84ZM111 106H108V109H107V110H110L109 113H110L112 116H111V115H108L109 113H108V111L106 110V111H107L106 114H107L108 116L105 115V118H106V117H109V116H110L109 118H112V117H113V118L111 119V121H109L107 118H106V120H108V122H110L109 124L112 126V125L114 124V123L112 122L113 119H115V118L118 117V118H117V119H118V120H117L118 122L116 123V121H115L116 124L113 125V127H112L113 129L110 128L111 131H112V134H114V129H115V128H118V129H119V127H118L119 124H121V125H120V126H121V129H119L120 132H122L121 130L125 131L123 127H125V126L128 125L127 123L130 122V121L127 122V120H130L131 117H129L127 120L125 119L127 123L124 122V121H121V122L119 123V120H120L119 118H120V117H119V114H118V113H121V118H122L121 120H123L124 117L127 118V117L129 116V114H127V113L124 112V110H127V109H124V110H123L124 113H123V112L121 111L123 108L120 109V107L117 105V107H116V112H115V110H114L115 107H114V109H112L113 107H111ZM121 106H122V105H121ZM125 106H126V105H123V107H125ZM153 106H155V105H153V104H152V105H151V104L148 105V107H149L148 110H150L151 108H154ZM161 106H163V107H162V108H159V105H156L155 108H157V111L155 110V111H156V112H155L154 110L151 109V110H152L151 112H148V111H147V115H148V113L151 115V113L153 112L151 116H152V117L154 116V117H153V119H154L155 116H157V113H158V112H161V113H158V115H160V116H162V115L164 116V113H165L166 111H167V112H170V113H173V114H174L175 112H177L178 114H179V113H181V114L183 113L182 115L185 116L184 118H182L183 120H185V121L182 120L183 122L180 121L179 118H181V117L178 116L177 113H176L177 115L174 114V115H175V118H174L173 114H172L170 117H169V115H168V114H170V113L166 114V115H168V117H169L168 119H170V120H167L168 122L165 121L166 118H165V120H164V117H163V116H162V117L158 116V117H160V120H161V118H162V120H164L167 124H169V125H174V126H169V125H168L171 129H172V127H173V129H172L173 132H174L176 129H178L177 127H178V125H179L180 122H181V124L184 123V122H186V124L184 123V124H185V125H184L185 127H188V126H189L188 123H189V124L192 123V124H190V126L193 125V126L191 127V128H193V132H191L192 134H188V135H186V136H184V137L181 136V137H179V138H177V139H176V138H174V139L171 138V137H173V136L169 135L171 130H170V131H169V129L166 130V132H167V131L169 132V134H168V132H167V134L169 135V138L167 137L168 135H167V136L165 135V136L167 137V139H166V137H165L166 140L164 139V142H163L164 144L162 143V144H163L162 146H163V147H164V145L166 146V147H164V148H165V150H166V153H168V157L171 156L170 153L167 152V151L170 150V149L168 150V146H170L171 149H172V146H173V145L171 146V145H169V144H171V141H173V140H175V141L178 140V141H176V142H177V146H178V142H179V143H183L182 141H183L185 138L189 137V138H190V141H189V138H187V140H184L185 142L182 144V145H184V147H185V144H186V146H187L186 141H188V143H189V142H191L192 140H193L192 142H194L195 140H197V141H196L197 143H196V142H195V143L197 144V146H199V145H198L199 140H200L201 142H206V141H204L203 139H206V140L209 139V141H210V138H212V139H214V140L217 139V140L220 141V142H217V144L215 143L217 140H215V141H211V142H214V143H212V145H215V144H216V147H217V145H218V147H219V145H220L219 143L222 142L221 144H223V142L226 141V142H225L226 145H225V146H224V144L222 145V146H224V147L228 146V147L226 148V150H227V149H230V147H231L230 145H232L233 142H234L235 145L233 144L232 147H235V148H234L233 150H235V152H239V151H237V150L240 148L241 151H242V152H241V151L239 152V154L241 153L240 155L237 154V157H238V155H239V157H238L239 160H238L237 158H236V159H237L239 162L234 160V161L236 162V163H235L236 165L233 163V162H234V161H233V158L236 157V156L233 155V156H234V157H233V156L231 155V154L234 153V151H232V149H231L230 151H232V152H233V153H232V152H229V150H228V152L230 153V154H229L227 151H225L224 147H222L221 145H220L221 147H219V148H221V149L223 148L224 150H223V149H222V150L219 149L218 151H220V154H221V152L223 151V153L226 152V154L228 153L229 156H230V155L232 156V157H231V156L228 157V155H227V157L225 156L226 158H228V160L226 161V163H223V162H222L223 160H222L221 157L223 156V155H222L223 153L221 154V157H220L221 159L219 158L220 154H219V152H217V151L215 150V149H216L215 146H213V147H214V150H215L216 152H215V151H212V152H213V153L215 152L216 154H215V153H214V154H215L216 156L218 155V157H216L215 155H212L213 157H212V156H211V157L209 156V155H211V154H210V149L213 148V147L211 146V144H210L211 148H210V146L205 145V143H201V144H203V145H205V146H202V145L200 144V147H199V148L202 149V148H205V147L208 146V148H209V150L207 149V150L209 151V155H208V156H207L208 152H206L207 154L202 153L203 151H204V152L206 151V148H205V150H201V151H202V152H201L200 149H199L198 147H197L198 149H196V145H195V146H191V145H194V144H192V143L188 144V145L190 146V148H189V146H187L188 148L186 149V150L191 149V151H190V150L186 151V150L183 148L182 145H181V146L179 145L178 148H177V151H176V148H175V147H176V144H174L173 148L175 149V151H174V149H173V152H171V153L173 154V153L175 152V153H174V157H175V156H178L177 158L175 157L174 160L176 161V159H178V160H179V161H178V162H179V165H181V163L183 164V163H187V162H189V164H190V163L194 164L193 162H195V161L197 160V159H196L197 157H199V158H198V161L200 160V161L198 162L199 164L202 163L203 160L205 161V160H206V159H205L206 157L209 159V161L211 160L210 158H214V157H216L217 159L219 158V159H218V162L221 161L220 163L217 162V159H216V161H214L213 159H212V160H213L215 163L217 162L218 165H216L217 163L215 164L213 161H211V163L213 162V164H209V166H211V167H209L208 164H207L209 161L206 160V161H208V162H206V161L204 162V161H203V162H204V165H201V164H200L201 167H202V166H204V167H207V166H208L209 168H206V169H211V168H213V167L215 168V166H216V167H221L222 170H223L225 167H227L226 170H227V171H228V170L230 171L231 167L233 168V166H234V167H235V166H238L237 168H235V169H233V170L230 171L233 175H234V174H237L238 171H239L238 174H241V171H243L244 169L247 170V171L249 170V173H250V174H249L248 172H247V173H246V172H242L245 176H247L246 174H248V176H250L249 179H248V176H247V178H245V176L242 175L243 178H245L244 180H243V178L240 177V175H238V176L242 179L243 183L246 182V179H247V181H248V180L251 179V177H252V179L255 178V181H252V182H251V183H252L251 186L253 187V182H254V183L257 182V179L259 178V177H257V176H258V175H261V173L264 172V162H263V164H262V160L264 161V159H263V158H264V152H263V151H264V146H263V144H264V139L261 138L262 136L264 137V135H262V134H264V133H262V131L264 132V130H262V129H264V127H262V129H259L260 126H261L260 124H261V123L263 124L264 122H261V123L259 124V127L257 126L259 132L262 130V131H261L262 134H260V135H262L261 137H260L259 134H258L259 132H257V133L254 132V131L257 130L256 128H255L256 130L253 128L254 130L252 131V133H250V131L248 132V130H245V132H244V131L242 132L241 129L244 130V129H246V126H247V125L245 126V125L241 124V123H244L243 121L240 122V121L242 120V118H240V120L238 119V123L240 122L239 124L241 125V126H240L241 128H240V127H237V126H239V124H238V125H237V124L234 125V126L237 125L235 128H237V129L239 128L240 131H241L242 133L240 134V131H238L237 129H234V128H233L234 126H233L232 123H231V125H232L233 127H230V129H231L230 134L227 135V132H229V131L226 129V127H227L226 125H227V123H228V125H230L229 122H226V120H225V124H223V120H224V119L222 118V115H221V114H220V115L217 114V116L215 115L216 112L219 111V110L221 109V107H216V108H219L218 110L215 108V109L217 110L216 112H213V111H215V110L210 111V112H213L214 117L216 116V117L214 118V119H216V120L214 121V119L212 118L213 115H212V117L209 116V117H211V118L207 117V115H206V114H207V111H206L205 114H203V113L205 112V111H204L205 109H201V108H203V106L199 105V106L201 107V108L199 107V109H198V108L195 109V107L192 106V107H194L193 109H195V110H200V111L203 110V111H202L203 113H200V111H199V114H201V115H199L200 118H199V117L196 118V120L199 119L198 122H200V123H198V124H199V125L201 124L200 128H198V127H199V126H198V127H197V131H196V129H195V127H196V126H195V123H196V122L194 123V120H195V119H194L193 121L191 120V119L194 118L195 116H194V115H191L190 113L188 114V112H186V111H189V110L186 109V111H185V112L188 114V115H187L184 111H182L181 106L178 107V104L176 105V107L173 106V105H172V106L161 105ZM166 106H167V107H166ZM217 106H219V105H217ZM236 106H238V105L235 103V107H236ZM242 106L245 107V103H244V105L242 104ZM10 107H11V106H10ZM45 107H43V108H45ZM63 107H64V106H63ZM63 107H61V108L59 107V108H60L61 110H63V109H62ZM67 107H68V105H67ZM99 107H100V106H99ZM99 107H97V110H98V111L95 110L97 113L99 112V110H100L101 108H103V107H100V109H99ZM105 107H107V106L105 105ZM118 107H119V110L117 111ZM130 107H132V106H126V108H129V110H130V109L132 110L133 108H130ZM164 107H166V108L169 107V108H171V109L168 108L169 111L166 110V109H164V110L162 111L161 109H163ZM173 107H174V108H173ZM192 107H191V108H192ZM233 107H234V105H233ZM235 107H234V108H235ZM262 107H263V105H261V108H262ZM64 108H65V109H68V110H67V113L70 112V109H69V108H66V107H64ZM177 108H178V111H176ZM180 108H181V109H180ZM191 108H189V109H191ZM225 108H227V109H225ZM237 108H238V107H237ZM10 109H11V108L8 109V108L6 107V110H5V111L8 112V113H6V112H5V113H6V114H9V111H10V113L15 111V110L11 111ZM24 109H25V110H24ZM26 109H27V112H29V113H26ZM56 109H58V108H56ZM111 109L115 112V114L118 112V113L116 114L117 117H116V115H115V116L113 115L114 113L111 111ZM145 109H147V107H146ZM193 109H192V110H193ZM243 109H244V108H243ZM262 109H263L262 111L264 112V108H262ZM8 110H9V111H8ZM44 110H45V109H44ZM50 110H52V109H50ZM54 110H55V108H54ZM54 110H52L51 113H50V114H52V115H50V114H49L50 116L48 115L49 117L52 118L51 120H52L54 123H55L56 121H58V120L61 121L62 118H63L62 123H63V122H66V120L69 119V118H68V119H66V120L64 121V115H63L62 113H64V112L66 113V110H63L62 113L60 112L61 110H59V109H58L59 112H56V111H58V110H55V111H54ZM131 110H130V111H131ZM165 110H166V111H165ZM171 110H172V112H171ZM174 110H175V111H174ZM23 111H25V115H26V114H27V116L30 115V117L28 116L29 119H30V118H31V119L33 118V119H32V120H31V119L28 120V119H27V116L24 117V116H23V115H24V112H23ZM164 111H165V112H164ZM236 111H237V112H236ZM238 111H239V112H238ZM245 111H246V110H245ZM259 111H261V110L259 109ZM262 111H261V113H262ZM35 112H34V113H35ZM55 112H56V116H57V113H61V114L63 115V117L61 116V117H62L61 119H58V120L54 121L53 119H55L56 117L53 118L52 116H53V113H55ZM72 112H73V111H72ZM76 112H77V111H76ZM76 112H75V110H74V112L72 113V115H73L74 113H75V114H80L79 112H77V113H76ZM96 112H95V114H96ZM162 112H164V113L162 114ZM167 112H166V113H167ZM193 112L196 113V112H198V111H193ZM221 112H219V113H221ZM242 112H243L244 114H243ZM65 113H64V114H65ZM67 113H66V114H67ZM112 113H113V114H112ZM141 113L143 114L144 112L142 111ZM259 113H260V112H259ZM261 113L258 114V115H259V116L262 115ZM12 114H10V116H11ZM66 114H65V116H66ZM75 114H74L73 117H71V115L68 114V117H71V119L74 120L73 122L79 123V121L82 122V121L84 120V119L82 120V118H81V119L78 118L79 121H78V122L75 121V120H77L76 118H77L78 116H79V117H83V116H81V115H77V117H75ZM95 114H94V115H95ZM100 114H101V113H99V115H100ZM122 114H125V116L123 117ZM142 114H141V115H142ZM211 114H212V113H211ZM241 114H242V115H241ZM249 114H250V115H251V114H255V115H252V116L249 118V116H250ZM19 115H20V116H19ZM36 115H37V116H40V117H37L38 119H37V118L34 119ZM82 115H83V114H82ZM89 115H90V114H89ZM97 115H98V114H97ZM97 115H96V117H97ZM99 115H98V116H99ZM179 115H180V114H179ZM182 115H181V116H182ZM195 115L198 116V113L195 114ZM204 115H205V116H204ZM208 115H209V113H208ZM218 115L221 116V117H218ZM225 115H226V116H225ZM248 115H249V116H248ZM263 115H264V114H263ZM263 115L260 116V117L263 118V117H264ZM7 116H8V115H7ZM10 116H9V117H10ZM17 116H18V118L21 117V120L23 119V117L26 118L27 122H24V123H23L24 119H23V121H21L20 118H19V120H18ZM22 116H23V117H22ZM41 116H42V117H41ZM54 116H55V115H54ZM59 116H60V115H58V117H59ZM91 116H92V115H91ZM139 116H140V115H138V117H139ZM143 116H144V117L146 116L145 113L143 114ZM151 116H150V118H151ZM172 116H173V119H171ZM187 116L189 117L188 119H187ZM190 116H192L191 119H190ZM255 116H256V117H255ZM58 117H57V118H58ZM74 117H75V118H74ZM96 117H94V120H95ZM144 117H141V118H143V120H146V122H148V121L151 120V119H150V120H149V119H144ZM146 117H147V116H146ZM146 117H145V118H146ZM165 117H167V116H165ZM176 117H178V119H177ZM182 117H183V116H182ZM203 117H205V119H203ZM206 117H207V118H206ZM217 117H218L219 119H218ZM247 117H246V118H247ZM57 118H56V119H57ZM65 118H67V117H65ZM83 118H85V117H83ZM105 118H104V119H105ZM133 118H134V117H133ZM141 118H139V119L141 120ZM147 118H148V117H147ZM221 118H222V119H221ZM228 118H229V117H228ZM11 119H10V122L13 121V120L11 121ZM42 119H43V118H42ZM49 119H50V118H49ZM71 119H69L68 121H70ZM86 119H87V118H86ZM88 119H89V118H88ZM90 119H91V117H90ZM96 119H98V118H96ZM153 119H152L150 122L152 123V121H153L154 124L152 123V125H155V122H156L157 120H159V119H157V120H155L156 118H155L154 120H153ZM176 119H177L178 121H180V122L177 123V120H176ZM208 119H210V120L213 119V122H214V123H213V122H212V123H211V122H210V123L207 122V121H209ZM217 119H218V120H217ZM225 119H227V117H226ZM38 120H40V121L38 122ZM51 120L46 119V121H51ZM115 120H116V119H115ZM131 120H132V118H131ZM160 120H159V121H160ZM162 120H161V122H162ZM174 120H175V122H176L178 125H177V124H173V123H175V122H173ZM200 120L203 121V122H201ZM254 120H255V119H254ZM260 120H261V119H260ZM260 120L258 119V121H260ZM28 121H29V122H28ZM30 121H31V122H30ZM32 121H33V122H32ZM52 121H51V124H52ZM68 121L66 122V126H67V127H64V126H65L64 124H63V125L61 124V128H62V127H63L64 129L66 128V131L71 130V132H72V130H73V133H72V134L74 135V131H75L74 123L72 122V123H71L72 125H71ZM89 121H90V120H89ZM89 121H85V122L88 124V123H90ZM92 121H93V120H92ZM95 121H96V120H95ZM95 121H94V122H95ZM98 121H100V124H101V120L98 119V120L96 121V123H97ZM159 121L156 123V125H158ZM164 121H163L162 123H164ZM169 121H171L172 123L170 124ZM187 121H188V122H187ZM218 121H219V122L221 121L222 123L219 124ZM248 121H249V122H248V126H250V125H252V124H253V126H254L255 123L257 124V122L252 123L250 120H248ZM256 121H257V120H256ZM262 121H264V120L262 119ZM0 122H1V120H0ZM21 122H22V124H21ZM44 122L47 123V124H49V125L46 124L48 127L44 124ZM58 122H59V121H58ZM83 122H84V121H83ZM94 122H93V123H94ZM111 122H112L113 124H111ZM131 122H132V121H131ZM131 122H130V123H131ZM144 122H145V121H144ZM146 122H145V124H146ZM150 122H149V124H150ZM161 122H160V123H161ZM215 122H216V123H215ZM231 122H232V121H231ZM250 122H251L252 124H250ZM13 123H11V124L13 125ZM32 123H34L35 125H37V123H40V125H42V126L39 125L38 128H40V129H38V128H36V126H35L34 124H32ZM54 123H53V125H54ZM67 123L70 124V125L68 124L70 127L67 125ZM93 123L88 124V126H92V125H93L92 127H95V128H96V126H95ZM96 123H95V124H96ZM118 123H119V124H118ZM122 123H123V124H122ZM166 123L164 124V126L167 125ZM205 123H207V125H204V126H203L202 124H205ZM246 123H247V122H245L244 124H246ZM11 124H10V125L8 124V125L10 126V128L12 127ZM18 124H19V126H18ZM43 124H44V125H43ZM59 124H60V122H59V123L56 122L54 128H55L56 126H57V127H60ZM80 124H81V123H80ZM87 124H86L85 127H84V126H83V123H82V125L80 126L79 129H81V130H82L83 128L85 129V128L87 127ZM97 124H99V123H97ZM109 124H108V127H110ZM117 124H118V125H117ZM124 124H125V125H124ZM181 124H180V125H181ZM210 124H213L214 126H212V125H210ZM249 124H250V125H249ZM256 124H255V125H256ZM116 125H117V127H116ZM122 125H123V126H122ZM146 125L148 126V124H146ZM159 125H160V124H159ZM159 125H158V127L161 126V128H163V130H162L161 128L159 129L157 126H154V127L152 126V127H153V128L157 127V131H158V129H159L158 132H160V133H161V130H162V131H165V129L169 128L168 126H166L167 128L163 127L162 124H161L160 126H159ZM175 125H176V126H175ZM180 125H179V128H180V129H178V130L181 131L182 128H181ZM187 125H188V126H187ZM196 125H197V124H196ZM217 125H219V126H217ZM220 125H222V126L225 125V127L223 126V127L225 128V130H222L221 128H223V127L220 126ZM9 126H8V128H9ZM45 126H46L47 128H46ZM71 126H72V127H71ZM76 126H77V124H76ZM76 126H75V127H76ZM78 126H79V125H78ZM78 126H77V128H78ZM82 126H83V128H82ZM130 126L132 127V125H130ZM130 126H129L128 128L131 129ZM138 126H139V125H138ZM184 126L182 125V127H184ZM190 126H189V127H190ZM207 126H208L209 128H210V126L215 127L214 129H215L217 132H215V130H214V131H210L209 128H208ZM253 126H252V127H253ZM13 127H14V126H13ZM114 127H115V128H114ZM133 127H134V126H133ZM133 127H132V128H133ZM175 127H176V128H175ZM202 127H203V128H202ZM217 127H218V128H217ZM242 127H243V128H242ZM244 127H245V128H244ZM254 127H256V126H254ZM28 128H31V131H29ZM44 128H45V129H44ZM48 128H49V129H48ZM61 128H60V129H61ZM63 128H62V130L64 131ZM95 128H94V130H95V131H98L97 128H96V129H95ZM137 128H138V127H137ZM164 128H165V129H164ZM207 128H208V131H209V132L207 131ZM219 128L221 129V131H219V130H220ZM248 128H250V127H248ZM24 129H26L27 131H25ZM32 129H33V130H32ZM47 129H48V130H47ZM58 129H59V128H58ZM60 129H59V130H60ZM67 129H68V130H67ZM88 129H89V128H88ZM92 129H93V128H92ZM118 129H117V130H118ZM135 129H136V128H135ZM212 129H213V128H212ZM228 129H229V126H228ZM230 129H229V130H230ZM232 129H234V130H232ZM250 129H251V128H250ZM250 129H249V130H250ZM46 130H47V131H46ZM50 130H49V131H50ZM117 130H115V131H117ZM119 130H118V131H119ZM126 130H127V129H126ZM154 130H156V129H154ZM178 130L175 131V132H178ZM226 130H227V131H226ZM235 130H237V132H235ZM24 131H25V132H24ZM40 131H39V132H40ZM49 131H48V133H49ZM54 131H55V130H54ZM63 131L60 130L59 132H57V133H58L57 136H56V134H55L54 136L59 137V135H60V138H59L60 141H64V138L67 139V137H70V138H71L70 134H68V133H70V131H68V133H67V137H66V133H62ZM95 131H93L92 133H94ZM118 131H117V132H118ZM182 131H183V130H182ZM200 131H201V132H200ZM222 131H225V132H224V134L221 135V132H222ZM232 131H234V132L232 133ZM26 132H28V133L30 132V133L27 135V134H25ZM45 132H44V133L41 132L42 135H43V134L45 135ZM55 132H56V131H55ZM60 132L62 133V135L59 134ZM22 133H24V134H25L26 136H28V137H26V136H22ZM35 133H36V132H35ZM53 133H54V132H52V134H53ZM96 133H98V132H96ZM115 133H116V132H115ZM199 133L201 134V137H200V134H199ZM202 133H203V136H202ZM214 133H215V134H214ZM234 133H235V134H234ZM236 133H237V134L239 133L240 135H245V136H242L243 139H242V138L239 139L238 137H240V136H238ZM243 133H244V134H243ZM30 134H31V135H30ZM52 134H50V135H52ZM112 134H111V135H112ZM248 134H250V135H248ZM29 135H30V136H29ZM37 135H38L37 138L40 136L39 138H41V140H43V139L45 138V137L42 138L40 133H39V134L37 133ZM64 135H65V137L61 138V136H64ZM68 135H69V136H68ZM94 135H95V139H97V142H100V141L102 140V139H100V138L97 136V135H99V133H98V134H92L93 137H94ZM106 135H108L107 137H109V133H107ZM111 135H110V136H111ZM163 135H164V134H163ZM184 135H185V134H184ZM211 135H212V137H211ZM231 135H233V136L231 137ZM235 135L238 136V137H236ZM253 135H254V136H253ZM257 135H258V136H257ZM34 136H36V135L34 134V135L31 136V137H34ZM52 136H53V135H52ZM52 136H51L50 140H44V141H43V142H44L43 144H45V145L41 144V140L38 138L37 140H40V141H39V143L41 144L40 146H42V147H44V146L46 147V146H47L46 148L48 149V148H49V145H46V144H47V143H45L46 141H49L48 143H50V142L53 143V142H54V144H56L55 141L59 142V143H57V145H52V146H55V147L57 146V148H58V146H59L60 148H61V146H64V142H63V144H60L61 142L58 141L59 139H58V138H55V137H52ZM87 136H88V137H91V134H90V135H87V134H86L85 137L88 138ZM170 136H171V137H170ZM204 136H205V137H204ZM206 136H207L208 138H206ZM214 136H215V137H214ZM220 136H221V137H220ZM247 136H248V137H247ZM251 136H253V137H251ZM46 137H47V136H46ZM85 137H84V138H85ZM93 137H91V140H92V141H93V139H92ZM107 137H106V138H107ZM137 137H138V136H137ZM137 137H136L133 141H134V142H137V143H139V144H140V143L142 144V140H141V142H138V141L136 140ZM198 137L202 138V140H201V139H198ZM203 137H204V138H203ZM216 137H217V138H216ZM254 137H257L258 139H259V137H260V139H259L258 141H255L256 138H254ZM70 138H68V139H70ZM81 138H82V137H81ZM84 138H82L81 142L78 143V144H76L75 146L77 147V145H79V144H81L82 142H84V141H85ZM98 138H99L100 141H98ZM140 138H141V137H140ZM140 138H139V140H140ZM157 138H158V139H152V140H150V141L147 140V138H143V140H144V141H143V142H144L143 145L146 144V143H147V144L149 143V144H148V145L146 144V145H144V146L142 145L143 147L140 146V147H141V150H139L138 147H137V149H138L139 151H141V152H143V151L146 149L145 153H147V152H148V151H147V148H149V149H150V152H151V150H153L152 148H155V147L157 146L156 143L159 142L158 144L160 145L161 141H163L162 139L164 138V136H163V137L160 136L161 141H160V138H159V137H157ZM194 138H195V139H194ZM221 138H222V139H221ZM244 138H246V139H244ZM14 139H17V140H18V138H14ZM48 139H49V138H48ZM56 139H57V140H56ZM61 139H62V140H61ZM68 139H67V141H68ZM141 139H142V138H141ZM145 139H146L147 142L145 141ZM168 139H170V142L168 141ZM181 139H182V140H181ZM212 139H211V140H212ZM226 139H227V140H226ZM236 139H238V140L236 141ZM250 139H251V140H250ZM12 140H13V139H12ZM12 140H11L10 143H9V144L12 145V147H9V151H10V148H13V149L15 148V149H14L15 151H16L17 148H19L18 151H20V149H21V150H22V153H24L25 150L23 151V149H22V148H23V147H22V144H21V147H22V148L20 147V144H19V143H21V142H18V141H16V140H14V146H16V145H15V142H18V144H19L18 147H17V146L14 147V146H13V143H11ZM20 140H19V141H20ZM33 140H36V137H34ZM52 140H53V142H52ZM70 140L72 141V138H71ZM75 140H76V139H75ZM75 140H74V137H73V141H74V143H72L71 141L68 142V145H69V143H72V144H70V145L68 146V149H67V147H66L67 150H64L65 153H66L69 149H70L69 152H70L71 154L76 152L75 150H77L78 147L76 148V147H74V145H73V144L77 143V141H75ZM78 140H80V138H78ZM83 140H84V141H83ZM180 140H181V141H180ZM256 140H257V139H256ZM2 141H3V140H2ZM2 141H1V143H2V145H3V142H2ZM88 141H90V140L88 139L86 142L88 143ZM95 141H96V140H95ZM130 141H131V140H130ZM130 141L127 143V144H129V147H128V146H126V147H128V150L132 148V149L129 150V151H131L130 153L133 154L134 152H136L137 149H136V148L134 149L135 146H134V147H132V146H133V145H136V146H137L138 144H137V143H136V144H135V143L132 144L131 142H133V141H131V142H130ZM152 141H153V142L155 141V142H154L155 145H153V142H152ZM157 141H158V142H157ZM165 141H166V142H165ZM167 141H168V142H167ZM209 141H207V143H208ZM228 141H229V142H228ZM243 141H244V142H243ZM250 141H251V142H250ZM260 141H261V142H260ZM8 142H9V141H8ZM8 142L5 141V144L3 145V147L5 146V148H6V147L8 148L9 145L7 146V144H6V143H8ZM105 142H106V141H105ZM105 142H104V145H103V141H101V143H100V144H102V145L99 144V145H100L99 148H100L101 150L106 149L105 146H107V145H105ZM145 142H146V143H145ZM150 142H151L152 144H151ZM173 142H174V141H173ZM176 142H174V143H176ZM211 142H210V143H211ZM235 142H236L237 144H236ZM252 142H253V143H252ZM256 142H257V143L260 142V143L257 144ZM28 143L30 144L29 147H28V145H27ZM39 143H38V144H39ZM87 143H86V144H87ZM94 143H95L94 141H93V144H92L91 141H90V144H89V143H88L89 145L87 144V146L90 147L89 150L91 149L90 151L86 150V149H85L86 145H83V144H81V147H79V148H81V150H79V148H78L79 152H81V151L83 152V150H85L86 152L88 151V153H89L88 155H89V156H86V157H89L91 161H90V160H89V162H88V161H83V160H87V158H86V159H83V157H84L83 154H86V152L84 151L83 154L81 153V154H82L81 156H82V159H83V160H82V159H81V160H82L83 162H81V160L79 161L80 163L77 162V164L79 163L78 165L76 164L77 167H80L79 165L81 164L82 166H81L80 169H81V170H84V169H82V167H84L83 164L85 163V165H86V169H87V165H88V167L90 166L89 171H91V173L94 171L92 174L88 171V169H87V170L85 169V171H87V172H86L87 174H86L84 171H82V172H84V173H82V174L84 175V177H87V175L90 173V174H89L90 177L88 176L89 178H85V179H83V178L80 179L79 177H80L81 175L79 174L80 176H78V175L75 173L76 171H75L74 169H72V167L74 168L75 163L73 164V163L71 162L72 159L70 160V162L67 160L68 158H71V157H69L71 154H70V155H68V154H67V155H63V154H61V152H62L61 149H64V148H61V149H60V151H61V152H59L60 154L57 152V154H59V156L62 155L61 157H58L56 154H53L54 156H57V157H58L57 160H59V161H56V160H55L56 157H55V159H54V156L52 155V152H53V151H56L57 148L53 149V151H52V150H51V149H52V146H51V148H50V151H52L51 154H49V155L46 154V157H47L46 160L44 159L45 157H43V158L41 159V161H43L41 164L44 163L45 165H44V164H43L44 166L41 165V164L38 165V163L35 164V168H36V167H39V168H40V166L42 167V168H41V171H40V169L38 170L39 172H36V171H35V170L38 169V168H36V169L33 168V166H34L33 164H34L35 162H37V160L39 159V157H37V156H35L36 158L33 156L35 159L32 157V155L34 154V151L32 152L33 154L30 155V154H31L30 150H27V149H26V150L28 151V153L30 152V154H27V152H26L25 155H22V156L25 157V158H26V156H27V158H28V157H30V158L32 157L31 159H34V160H36V159L38 158L36 161L33 160L34 163L31 162V161H32V160H31V161H30V162H31V165L28 164V165H30V166L33 165V166L31 167V168H33V169H31V170H32L34 173H37V175H38L39 173H41V175H43V176L45 175V177H46V174L48 175V173H49L50 171H52V172H53V171H57V170H59V171H61V172L64 171V170L67 171V170H66L67 168L64 169V170H63V168H62V170H61V169H60L61 166H60V165L57 166V164H59L58 162H60L61 165H63L62 167H64V166L66 167V166H67L68 168H71L72 170H74V174H73V173H72V174H73V176L76 174L75 176L77 177V179H75V176H74V179H75L74 181H76V180H78V179H80V180H78L79 183H81V182H80L81 180L83 181V182H82V183H83V184H82L83 186L81 185L83 188H81V186H80V187H77V186H76V188H77V189H76V188H74V187L72 186V187H73L74 189H76V190H79V189L84 190V188H85V191H81V190H79V192L77 191L78 194H81V192H82V194L85 193V195H81L82 197H80V199H79V197L77 196L78 194H75V195H76L75 197H78V198H76V200H75V198L73 197L74 195L72 194V191H73V190H70L71 193H69V194H68V192H70V191L67 190V194H66V193L63 191V190H65V187H64V189H60V193H58L59 196L57 195V193H52V194H51V192H50L49 195L53 196V194H54L56 197L53 196V197H49V198H47V197L49 196V195H48L49 192L46 193L48 196H47V195L44 196V195H45V192H47V189L49 188L48 191H50L51 189H52V190L55 189V188H50V187H53V186L50 185V187H49V184H52V183H53V182H52L53 179L57 176V175L55 176L56 173H55L54 175H52L54 172H53V173L51 172L52 174L49 173V174L52 175V176H50V175H48V176H49L50 178L53 177L51 183H48V178H49V177H47V182H45L46 180H43V178H42L43 176L41 177V175L39 174L40 177H41L42 180H43V182L41 181V183H42V184H41V183H40L41 178H40V177H39V178H35V176H37V175L33 174V172L30 171V175H29V174H28V175L31 176V173H32V175H34L33 177H34L36 180L39 179V180H37V181H39V182H38L39 185H38L36 188H33V186H31V185H34V184H35V183H33L34 181H31V180L34 179V178L31 176V177H30V178H31V179H30L31 182L28 180V181L31 183V185H29V184L27 183V185H28L29 187H31L32 189H35V190L37 189V192H39L41 189H43L42 192H44V193H42V192H40V193H41V194H44L43 197H44V198H47V200H49L50 198H51V199L53 198V200H55L54 197L56 198V200H59V199H60L59 201H54V202H51V199H50V202L52 203V204L50 203V204H51V205H50V204H49V201L45 200L44 198L39 199V197H36L37 199H39V201L42 200V199L45 200V201H43V202L40 201L42 204L45 202V203H44V205H45L46 202H48V204H46V205H48V207H50V208L52 207V209H50V208L47 209L48 207L46 206V207H47V208H45V209H47L46 211L42 208L41 210H42V211L44 210L43 212H45V213L50 212V211L53 212V213L55 212L54 215H53V214L51 215V217H50V216H48V217H47V216H46V217L44 216V218H45V220H46L47 223L45 222V220H44L43 218H42V219H43L42 221H40L41 218H40V219L37 218V219L34 220V218L38 217L39 214H40L39 216L42 217V214H41V213H43V212H41V211H38V210H40L39 208H37V207H38V203H40L38 200H37L38 203H36L37 201H36V202H33V201H32L33 203H31V202L29 201V200H31V199H32V200H33V199L36 200V198H34V197H35V194H37L35 190L32 191L31 188L26 187V189H28V188L30 189V190L28 189V190H29L28 192L31 191V192H34V193H35V194H33V193L30 192L31 195L28 197L29 200H28V198L26 199V197H24V199H23L24 201H23V202H24V203L26 202L25 204H27V205H24L23 202H22V203H23L22 205H24V206L20 205L21 203L18 204V202H20V201H22V200H19V201H18V200H17L18 197H16V194H19V193H20V195H21L20 190L22 189V188H21V187H22V186H21L22 184L20 185V182H21V181H18V180H20V179H21L20 177H22V175H21V174L23 173V172H22V170H23L22 168H23V167L25 168V166H26V167L28 166L27 164H26L25 166H24L23 164L27 163V160L29 161V159L26 158V161H25L24 158H23V157L21 156V154H20L21 151H20L19 153H18V151L16 152V153L20 154V156L22 157V158H20L21 160H19V161H20V162H19V165L22 164V162H23L22 160H24V162H23V164H22L23 167L21 166V168H20L19 165H18V167H16V168H18V169H17V170H18L17 173H19V169H20V171H21V172H20V173H21V174H20L21 176L18 177V176H17V173L15 174V172H16L17 170L14 168L13 164H12L11 162H10V164H12V166H9V164H6V163H9V161H11V159H12L11 156H13V155H11V156L9 155V156L11 157V159H10L9 161L5 160V156H4V160L6 161V162H5V161H3V155H4V154L1 155V153H3L4 151H3V150H2L3 152L1 151V153H0V156H1L0 159H1V160H2V161H3L8 167H10V169H9L10 171H11L12 169H13V170H12V172L7 171L8 168L6 169V167H5L6 165H5V164L3 165V162L0 160V164H2V166H0V168H1V167H2V168L4 167V169L6 170V172H9V173H6V172L4 173V172H3L4 170L2 169L3 171H1V169H0V173L2 172V174H0V176H1V178H2L1 180H4V181H3L4 183L2 182L3 184H0V185H4V186H1L2 189H0V190H1V191H0V243H1V244H0V245H1V246H0V248H1V249H0V264H35V262H36L37 264H41V259H40V260H39V259H35V258L38 257V256H39V257H40V256L43 257L42 254H40V255L37 254V255H38V256H37L36 253H35V250L37 251V249L40 248V247H41V248L43 247L41 250H39L40 252H41V251H42V252H46V251H47L48 253L46 252V254L51 253V254H49V255H51V256H48L49 258H47L46 255H44V256L47 258V260H46L45 257L42 258V261H43L44 264H67V263H68V264H70V263L72 264V262H74L73 264H81V263H82V264H86V261L89 260V259H91V258H92V259L89 260V262L87 261V264H89V263H91V264L93 263V264H94L95 262H96L95 264H99V263H100V264H108L109 262H110L109 264H133V263H134V264H141V263H142V264H143V263H144V264H149V262H150V264H187L188 262H189L188 264H192V263H193V264H264V255H262L263 252H264V249L261 248V247L264 245V244H263V243H264V240L262 239V240H263V243L261 242L262 245H261L260 243H259V244L256 243L257 245H256V244H253V243H255V241L258 242L259 239H257V238L253 235V233L251 232L252 235H253V237H254L253 239H256V240L252 242V239H250L252 243H249L250 240L248 241V239H249L248 236H249L250 233L248 234L247 232H249V231L252 230V231H255V232H254L255 235L260 236L261 234L259 235V231H258V230H255V229H259L261 226L264 227V225H263V223H264V215H263V214H264V211L261 210V209H264V208H262L263 205L260 206L261 208L258 207L259 209H257V207H256V209H257L258 211L261 210V211H259V213L263 211L262 213L258 214L257 211L254 212V210H253V209L255 208V206H256V203L253 201V199L251 200V203L253 202L254 204H253V203L251 204L250 202H249V203H248V202H245V201H246V199H245L246 197H248L247 200L250 201V200H249V197H250V196H249V193H247L248 195L246 194V197H245V196H244V195H245L244 193H246V192L243 193L242 191H246V190L250 189V187L247 188L248 185H246V186L244 185V187L247 188V189H246V188L242 187V185L239 184L242 188H244V189L240 188L242 191H239V190H238L239 188H237V190H236V187H234L235 185H232V183H231L232 180H231V181H230L229 179L226 180L227 182L230 181L229 184H230L231 186L234 187L233 189H235V191L238 193V196H237V195H236L237 193L234 192V190L232 189V187H229V186H228L229 184H227L226 181L224 180V178H225L224 176H226V175H224V174H222V173H224L225 170H224V172L221 173V171L218 172L220 168H218V169L215 168V169H217V172H216V171H215V172L219 175L218 178H219L220 176L222 177V175H223V179H222V180H223V182L225 181L224 183H226V185H227L226 188H227V189H228V188L231 189V192H232V193L234 192L233 194H235V197L237 196L236 199L239 201L238 198H240L241 196H243V198L245 199V200H243V198H241L242 200L240 199V203L242 204V202H244L246 205L243 203V206H242V205L238 202V203L240 204V206H242V208L239 206V207L241 208V209H240V208L237 206V205H238V204H237V201H236V204H235V199H234V197H233L234 195L231 196V197L234 199V201H232L233 199H232L231 197H230V198H231L232 200L229 199L230 192H229V196H228V197L226 196V193L223 192V191L226 190V188H224L225 190H224V189H219V187H221V186H219V185H220L219 183H221L222 181L220 182V179H217V180H219V181H218L217 183L214 182V179L216 180V177H217L216 175L214 176V173H213L215 169H212L213 172H212V171H211V172L213 173V176H209V179H208L207 174H209L210 172H209V173H206L207 178H205V177H201L199 174H200V173H201V174H204L205 172L202 171V172H203V173H202V172H199V171H198V172L196 173V170H198V169L195 168V167H196L195 164L192 165V166H194L195 169L190 165V166L193 168V171H195V173H193V172H191V171H188V169L191 168V167H189V164H188V166H186V167H189V168L185 169L186 167H185V165H184V166H183L184 169H183V167L180 166V168L182 167V169H177V170H181V171H177V170H175V174H176V171H177V173H178V172L180 173V172H182V170H183L182 173H183L184 179L188 178L186 175H184V173L187 174V175L190 174L189 182H190L191 178L194 179V177H195L196 174H197V177H195L196 180H195V181H194L193 179L191 180V182L194 181V183H195V188H196V189L194 188V189H195L194 192H193V190H192V195H191L192 197H191V196L188 197V196L191 194V193H190L191 191L189 192V188L192 189V188L194 187V186H193V183H192V185H191V184H190L191 182L189 183L188 180H186V182H185V180H182V181H184V182H185L186 184H188V185H186L184 182L182 183V181H181V179H180V175H181V174H179V173H178L179 177L176 176L177 178H176V177H175V178H176V179H180V181H181V182H180L181 185H182V186L186 185V187H187V186H189V184H190V185L193 186V187H192V188L189 187V188L187 189V190H188L187 192H184V191H186V189H184V191L181 190L182 192H180V189H181V188H180V189H179V188H175V187H176V184H178V185L180 186V183H176V184L174 183L175 187H171V190H172V192H171V191H170V188H169L170 186H172L171 183H170V181L172 180V178H173L174 175L171 174V175H172L171 178H170V176L168 177V175H166V176L168 177V180L171 179L170 181H168V180L166 179V176H165V175H163V176H161V175H162V173H164V172H165V173L167 172V174H168V168H166V167H167L168 165H170V163H171V164H173V163H177V161L175 162L174 160L171 159L172 161L167 162V166H163L164 164H163L162 162L167 161V160L164 161V159H167V156H166L167 154H166V155H165L166 158H164L163 160L160 159V160L162 161L161 164H162V166H163V169H164V167H165V169L167 170V171H164V170H163V172H162V171H161V168H162V167H160V168H157V167H156V165H157L156 163L158 162V160H157L158 158L156 157V158H157L156 161L153 160V158H154L153 156H155V155H154V153H155L154 151H156V149H155V150L152 151L153 153H152V152L150 153V156H152V154H153V156H152L151 158H152V160H153V161L155 162V164H156V165H155V167L157 168L156 170L160 169V171H159V170H158V171H154V172L157 173V174H155L154 172H152L151 174H152V175L154 174V175H153L154 177H153L152 175H151V176H152L153 178H155L157 175H159V177L157 176V178H160V180H162V179L164 180V178L166 179V181H163V180H162L163 182H165V185H164V186H160L161 188H160L159 186H157V187H159V188H157V187H154L155 184L149 180V177H150V176L147 178V180L145 179L146 174H148L147 171L150 170V169H149L150 167L148 168V166H150V165H149V164L147 165V163H148L149 161H150V163H152V162H151V159L149 160L150 157L147 158L146 155H145V157H144L143 153L140 152V153H139V156H140V154H141V155H142L141 157H143V159L145 158L144 160H149V161H146V163H145L146 166H147V168H146L145 166L142 165V167H145V168L147 169V170H144V174H145V176H144V174H143L144 177H143V176H140V174H141V172H142V169H143V168L141 167V163H143V161H141V163L139 162V163H140L141 171H140V168H139V163H138V166H136V164H134V162H137L136 160L139 159L140 157H139V158H136V160L133 161V163H132V165L134 164L136 167H134V165H133V166L131 165V167L135 168V171L139 169V171H140L139 173H140V174L138 175V173H137L138 171L136 172L137 174H132L131 171L133 172L134 170H133V168H131V167H130L131 171L128 169V170L130 171V172L128 171V173H129V174L131 173V176H133V175H137V176H139V178L141 177L139 180H136V181H138V182L144 178V179L147 181L146 183H148L149 181H150L151 183H153V187L150 186V187L152 188V189H151L152 191L154 190L153 188L161 189L162 191H161V190H160V191H161V193H163L162 195H165L166 191H168V192L166 193V196H169V199H170V200L175 199V198H173V197H176V198H177V200L175 199L176 204H177L178 200H179V201L181 200L182 205L184 204V205L182 206L181 203H180V205H181L182 207H180V205H179V207H178V206L176 207V204L173 202L174 200H173V201H170L169 199H168V200H169L170 203H169L168 201H167L168 204L165 203L164 201H166V200L163 201V198H161L162 195H161V193L159 192V190L157 191V190L155 189V190H156L155 193H157L158 196H157V194L154 195L155 193L152 192V196H154V197L156 196L154 199H158V200H159V198H157V197H159V196L161 195V196H160V198H161L160 201H163V202L165 203L166 206H169V207H170V208L168 207V209H167V207L162 208V207H163L162 205H164V203H163V202H160L161 204H159V202H157V200H154V199L152 198V196H151V194H150L151 192L148 193V192H146L145 189L142 188L141 192L145 190V193L143 192V193L145 194V196H142V197H141V198H142V201H143L144 198L146 199V196H149V197H147V200H146L147 202H150L151 199H152V201H151V204H152V205H153V200H154V201H156V202H154V204L156 205V204L158 203V204H159L158 206H161L160 208H162V209L159 208L160 210H159V211H156L158 208H156V207H152V205H150V206L152 207V209H153V208L156 209V210L154 209L155 212H156V214L154 213V216H153V213H152L153 211L150 210V211L148 212V214H151V213H152V217H153V218H151L150 215H149V217H147L148 219L150 218V219H149L150 221H151V219H153V221H151V222H150L149 220H147L148 223L150 222V223L148 224L147 221L145 222V219H146V218L144 219V217H145V216H143L144 213L141 214V216H139L140 211H139V214H138V213H137L138 210H136V208L138 207L137 204L141 205V206H139V207H140L139 210L142 208V204L138 203V202H140V201H139L140 198H137V197H140L141 195H144V194L142 193L140 196H138V195L141 193V192L139 191V190L141 189L140 186L144 183L145 180L139 182V183H142V184H140V185H139V183L136 184V182H135V184H136V188H135V186H134V188L137 189L138 187H140V188H138V189L136 190L137 193H139V192H140V193L137 194V197L135 198V199H138V201H137V200H134V197H133V200H132L133 203H132V202H131V203H132V205L134 206V202H135V204H136V202H137V204L135 205V206H137V207H134V208H135L134 211H135V210L137 211V212L135 211V212H136L135 214H137L136 216H138V217H140V218L142 217V219H144V220H143V225H142V224L140 225L139 221L136 222V219H134V217H135V218H137V217L135 216L133 210L129 207V206H132V205H129V204H131L129 200L132 198V195H130V194L133 192V191H132V190H133V187H132V186H133L134 184H132V186L130 185V187L132 188V190H130V191H132V192H131L130 194H127V195H130V197H129V196L126 197L127 199L129 198L128 200H126V198H125V196H126V195H125V191H123V190H125L126 187L129 188V186H128V184H130L129 181L131 182V181H132L131 179H133V180L137 179V176H136V177L133 176V177H135V179H134V178L130 177V175L127 174L126 171H125V174L129 175V176H128L129 178H128V177L126 178V179H127V182H128V184H127L126 180H124V179H125V177L123 176V173H124V172H123V173H119V172H118L119 175L122 174V175H120V176H122V177H121V178L119 177V178L122 179V180L119 181L120 183H117V181H116L115 179H113L114 176H115V177L118 176L117 172L111 173L112 170H113V171L120 170V167H122V165H121V164L119 165L118 163H120V162H118L117 160H118V159L121 160V159L119 158V155L122 154V151H121V150L123 149V151H124L123 153L127 152V150L124 149V148H121L120 151H118V152H120V153H118V152L115 150V146H113V148H114V150H113V148H112V147H109V145H108V147H107V148H109L108 150H109V151L111 150V151H114V152H113V154H112V152H109L107 149L104 150V152H105V151H108L109 154H110V153H111V154L109 155L108 153H106V154H107V155H106V154L103 152V154L106 155V158H104V161L101 160L103 163L100 161L101 164H103V166H102V165L100 164V162H97V160H99L98 158L101 159V157L98 156L99 153H100L99 151H101V150H99L98 148H96V147L99 146L98 143H97V144H96V143L94 144ZM207 143H206V144H207ZM230 143H232V144H230ZM16 144H17V143H16ZM18 144H17V145H18ZM25 144H26V145H25ZM65 144H67V142H65ZM130 144H131L132 146H131ZM150 144H151V145H150ZM167 144H168V145H167ZM172 144H173V143H172ZM259 144H260V145H259ZM2 145H1V147H2ZM50 145H51V144H50ZM90 145H91L92 147H91ZM95 145H96V146H95ZM237 145H239L240 147H238ZM241 145H242V146H241ZM34 146H35V144H34ZM34 146L32 145L33 148H34ZM65 146H67V145H65ZM72 146H73L74 150H71V149H73V148H69V147H72ZM79 146H80V145H79ZM93 146H95L94 148H96V149L92 150ZM101 146L103 147V149H102ZM130 146H131V147H130ZM145 146H147V148H144ZM256 146H257V148L254 149V147H256ZM1 147H0V148H1ZM32 147H31V148H32ZM45 147H44V148H45ZM116 147H119V146L116 145ZM126 147H125V148H126ZM163 147H161V145H160L159 148H160V149L162 148L161 150H163V151L165 152V150L163 149ZM181 147H182V149H184V151H186V153H185L186 155L183 154V153H184L183 150H180ZM218 147H217V149H218ZM237 147H238V148H237ZM7 148H6V149H7ZM35 148H36V147H35ZM35 148H34V149H35ZM86 148H87V147H86ZM156 148H157V147H156ZM159 148H157V149H159ZM185 148H186V147H185ZM236 148H237V149H236ZM242 148H244V149H242ZM251 148H252V149H251ZM1 149H3V148H1ZM6 149H4V150H6ZM13 149H11V151H13ZM29 149H30V148H29ZM97 149L99 150V151H98V155H97V153H95V155H94V152H93V151L97 152V151H96ZM117 149H118V148H117ZM143 149H144V150H143ZM178 149H179V150H178ZM192 149H193V150H192ZM247 149H248V150H247ZM31 150H32V149H31ZM78 150H77V151H78ZM125 150H126V151H125ZM133 150H135V151H133ZM195 150H196L197 152L200 151L201 153H198V154H197ZM246 150H247V152H245ZM252 150H253V151L255 150V152H256V153H254V154L252 153L255 157H256V156H259V157H257L259 160H255V162H253L254 159H253V161H252V159H251V161H252L253 164L250 163L251 161H250V159H249L250 155H252L251 153H250L249 157H245L247 154H249L248 152H251ZM261 150H262V151H261ZM48 151H49V150H48ZM48 151H47V152H48ZM50 151H49V152H50ZM57 151H58V150H57ZM74 151H75V152H74ZM158 151H160V150H158ZM171 151H172V150H171ZM178 151H180V152L182 151V153H180L181 155H180V154L178 155ZM189 151H190V153H189ZM192 151H193V152H192ZM253 151H252V152H253ZM164 152H163V154H165ZM194 152H195V154H196L197 156L194 154L196 157L193 156V157L190 158L192 161H191V160L188 161V157H190V155H192ZM5 153H6V154H7V153L9 154L8 149L5 151ZM36 153H37V152H36ZM36 153H35V155H36ZM53 153H54V152H53ZM55 153H56V152H55ZM62 153H64V152H62ZM67 153H68V152H67ZM91 153H93V158L96 159V160H95V163H98V165L100 164V165H99L100 167L97 168L96 170L94 169V167L96 166L95 163L93 164V165H95V166L92 165L94 159H93V158L91 159V157H92V156H91V155H92ZM114 153H117V155L119 154L118 157H116L117 155L114 154ZM127 153H128V152H127ZM130 153H128V155H129ZM145 153H144V154H145ZM176 153H177V154H176ZM217 153H218V154H217ZM244 153H245V154H244ZM246 153H247V154H246ZM261 153H262L263 155H262ZM8 154H7V155H8ZM10 154H11V153H10ZM13 154H14V152H13ZM18 154H17V157H18ZM26 154H27V155H26ZM37 154H38V153H37ZM103 154L100 153L101 156H102ZM125 154H126V153H125ZM125 154H124L123 156H125ZM132 154H130V155H132ZM147 154L149 155V152H148ZM158 154H159V153H158ZM161 154H162V152H161ZM161 154H160V156H158V157H161V158L164 157V155H161ZM182 154H183V156H182ZM199 154H201V156L204 155V157H203L204 159H200L201 156H200ZM226 154H225V155H226ZM234 154H235V153H234ZM260 154H261V155H260ZM51 155L53 156V158H52ZM73 155H74L75 158L80 159V158L77 157L75 154H72V156H73ZM105 155H103L102 157H104ZM114 155H115V158H116L117 160H116L115 158H113ZM148 155H147V156H148ZM205 155H206V157H205ZM253 155H252L251 157L254 158ZM20 156H19V157H20ZM38 156H39V154H38ZM63 156H65V162L63 161L64 159L61 160V159L63 158ZM81 156H80V157H81ZM95 156H98V158H96ZM108 156H109V157H108ZM120 156L122 157V155H120ZM135 156H136V155H135ZM137 156H138V154H137ZM184 156H185L186 159H182V158H184ZM186 156H188V157H186ZM240 156H241V158H240ZM247 156H248V155H247ZM262 156H263V157H262ZM10 157H8V158H10ZM14 157H15V156H14ZM14 157H13V158H14ZM19 157H18V158H19ZM66 157H67V159H66ZM172 157H173V156H171V158H172ZM179 157H180L181 159H180ZM209 157H210V158H209ZM243 157H245V158H243ZM6 158H7V156H6ZM8 158H7V159H8ZM48 158H49V160L51 159V161L53 160V161H52L53 163H54V160H55V162H56V166H54L55 163H54L53 165H51L52 162H51V164H49L50 161L48 160ZM60 158H61V159H60ZM75 158H74V159H75ZM89 158H88V159H89ZM109 158H110V159H109ZM111 158H112L113 160L115 159V161H117V163H116L115 161L111 160ZM146 158H147V159H146ZM193 158H195V161H193ZM201 158H202V157H201ZM229 158H231V161H229V160H230ZM15 159H16V158H14V160H15ZM74 159H73V160H74ZM78 159H75L73 162H76V160L78 161ZM105 159H106V161H105ZM107 159H109V160L107 161ZM134 159H135V157H134ZM143 159L141 158V159H139V160H143ZM214 159H215V158H214ZM223 159H224V157H223ZM247 159H248L249 163H247ZM255 159H256V158H255ZM261 159H262V160H261ZM14 160H13V162H14V164H15V161H17V159H16L15 161H14ZM44 160H45V162H44ZM110 160L113 161V162L111 163V164H113V166L109 163ZM122 160H123V157H122ZM122 160H121V161H122ZM124 160H125V159H124ZM127 160H129V159H127ZM132 160H133V158L131 159V161H132ZM139 160H138V161H139ZM181 160H182V162H181ZM184 160H185V162H183ZM219 160H220V161H219ZM243 160H245L246 162H245V161L243 162ZM47 161H48V162H47ZM129 161H130V160H129ZM228 161H229V163L233 161L232 163H233L234 165L231 164V163H230V164L233 165V166H231L230 164L227 165V164H228V163H227ZM258 161H259V162H258ZM86 162H87V163H91V164H86ZM107 162H108L109 164H108ZM114 162H115L116 164H115ZM123 162H124V161H123ZM125 162H126V160H125ZM125 162H124V163H125ZM127 162H128V161H127ZM144 162H145V161H144ZM159 162H160V161H159ZM159 162H158V163H159ZM180 162H181V163H180ZM224 162H225V161H224ZM237 162H238V165H237ZM257 162H258L259 165H260V163H261L262 165L258 166V165L256 164ZM28 163H29V162H28ZM106 163H107V167H104V166H106ZM121 163H122V162H121ZM129 163H130V162H129ZM168 163H169V164H168ZM195 163L198 164L197 162H195ZM205 163H206L207 165H205ZM209 163H210V162H209ZM246 163H247V164H246ZM254 163H255V165H254ZM17 164H18V163H17ZM17 164H15V166H17ZM46 164H49V165H46ZM104 164H105V165H104ZM117 164H118V168H119V169H117ZM122 164H123V163H122ZM126 164H127V163H125V164H123V165L126 166ZM143 164H144V163H143ZM161 164H160V165H161ZM98 165H97V166H98ZM115 165H116V167H115ZM127 165H128V164H127ZM153 165H154V164H152V168L155 169V167H154ZM174 165H175V167H176V164H173V167H174ZM177 165H178V164H177ZM214 165H215V166H214ZM253 165H254V166H253ZM30 166H28V167H30ZM45 166L47 167V169H48V166H51V167L49 168V171H48V172L45 171V170H47ZM59 166H60V167H59ZM71 166H72V167H71ZM119 166H120V167H119ZM198 166H199V165H198ZM198 166H197V167H198ZM240 166H243L242 169H241ZM11 167H12V168H11ZM44 167H45V168H44ZM52 167H54V168H52ZM55 167H58L59 169H55ZM65 167H64V168H65ZM75 167H76V166H75ZM114 167H115V168H114ZM123 167H124V166H123ZM123 167H122V170H120V171H124V170H123V169H124ZM126 167H127V166H126ZM126 167H125V169H127L129 166H128L127 168H126ZM175 167L173 168V170L176 169ZM204 167H202V170H203ZM256 167H257V168H256ZM258 167H259L260 169H258ZM43 168H44V169H43ZM51 168H52V170H50ZM84 168H85V167H84ZM102 168H103V170H102ZM137 168H138V169H137ZM177 168H179V166H177ZM192 168H191V169H192ZM251 168L254 170V172H253V170H251ZM21 169H22V170H21ZM25 169L27 170V168H25ZM25 169L23 170L24 172H25ZM34 169H35V170H34ZM54 169H55V170H54ZM80 169H79V168H76L77 172H78V171H81ZM90 169H91V170H90ZM98 169H99V171H98ZM106 169H107V170H106ZM109 169H110V170H109ZM115 169H116V170H115ZM154 169H153V170H154ZM169 169H171V167H170ZM199 169H200V167H199ZM29 170H30V169H29ZM105 170H106V172H105ZM151 170H152V169H151ZM189 170H190V169H189ZM204 170H205V169H204ZM240 170H241V171H240ZM245 170H244V171H245ZM250 170H251V171H250ZM27 171H28V170H27ZM59 171H58V172H59ZM68 171H70V169H68ZM68 171H67L66 173H71V172H73V171H71V172H68ZM103 171H104L106 174H105ZM107 171H108V172H107ZM145 171H146L147 173H145ZM187 171H188V172H187ZM28 172H29V171H28ZM43 172H45L46 174L43 173ZM58 172H57V174L60 173V172H59V173H58ZM88 172H89V173H88ZM109 172H110L111 174H109ZM169 172H170V171H169ZM171 172H174V171H171ZM171 172H170V173H171ZM186 172H187V173H186ZM207 172H208V170H207ZM230 172H228V173H230ZM251 172H252V173H251ZM3 173L6 175V176L4 175L6 179H5L4 177H2ZM64 173H65V172H64ZM79 173H81V172H79ZM159 173H160V174H159ZM198 173H199V174H198ZM212 173H211V174H212ZM228 173H226V174H228ZM254 173H255V174H254ZM8 174H9V175H8ZM11 174L17 176L19 179L16 180L15 177H13ZM23 174H27V173H23ZM100 174H101L102 176H101ZM103 174H104V175H103ZM112 174H114V175H112ZM115 174H116V175H115ZM173 174H174V173H173ZM191 174H192V176H191ZM193 174H194V175H193ZM251 174H252V175H251ZM253 174H254V175H253ZM257 174H258V175H257ZM10 175L13 177V179L15 180V182L18 181V182H16V183H18V185H20V186H18L19 189L21 188L20 190L17 189V188H18L17 186L13 187L12 184H14V182H12V180H13L12 178H11V181H9V182L6 184V182H7L8 180H10V179H9V178L11 177ZM28 175H25V176L27 177ZM59 175H60V177H61V175H62V176L64 175L63 177H64L65 179H66V178H70V177H68V176L66 177V174H63V172H62L61 174H59ZM67 175H68V174H67ZM83 175H82V177H83ZM92 175H93V176H92ZM108 175H109L110 177L113 176V177H112V180L110 179V177H108ZM127 175H126V176H127ZM141 175H142V174H141ZM148 175H150V172H149ZM155 175H156V176H155ZM198 175H199L201 178H205V181H204V179H203V181L200 179L201 182H204V183L201 184V185H205V184L207 185L206 180H207V179H208V180L212 179V181L214 182L213 185H215V187H214V186L211 184V182L209 181L210 184H211V187H210L211 189L208 190V189H209V186H210L209 183H208L209 186H207L208 188L205 186V188L203 189L202 187H204V186H201V185L199 184V182L197 181V180H198L197 178H199ZM204 175H205V174H204ZM209 175H210V174H209ZM229 175H230V176H229ZM229 175H228L229 177L227 176V178L232 179L233 177L231 176V174H229ZM255 175H256V176H255ZM9 176H10V177H9ZM23 176H24V175H23ZM25 176H24V178H25ZM54 176H55V177H54ZM69 176H72V175L70 174ZM73 176H72V177H73ZM100 176H101V177H100ZM103 176H106V179H104L105 177H103ZM160 176L163 177V178L161 179ZM164 176H165V177H164ZM183 176H181V178H182ZM202 176H203V175H202ZM253 176H254V177H253ZM8 177H9V178H8ZM60 177H59V178H60ZM115 177H114V178H115ZM123 177H124V178H123ZM185 177H186V178H185ZM221 177H220V178H221ZM234 177H236V178H233L234 180H236L237 178H239V177H237V176H235V175H234ZM263 177H264V174L262 173L260 179H258L260 183H261V181H264V178H263ZM24 178H23V179H24ZM32 178H33V179H32ZM50 178H49V179H50ZM59 178H58V179H59ZM61 178H62V177H61ZM99 178H100V180H99ZM101 178H103V179H101ZM116 178H117V177H116ZM130 178H131V179H130ZM150 178H151V177H150ZM261 178H263V179H261ZM45 179H46V178H45ZM58 179H56V180H58ZM65 179H64V180H65ZM70 179H71V178H70ZM108 179H109V180H108ZM182 179H183V178H182ZM241 179H240V180H241ZM1 180H0V181H1ZM5 180H7V181H5ZM14 180H13V181H14ZM21 180H22V179H21ZM26 180H27V178H26L24 181H25V182H28V181H26ZM36 180H35V182H37ZM56 180L54 179V181H56ZM59 180H63V179H59ZM67 180H69V179H66V181H65L66 183H67ZM72 180H73V178L71 179V181H72ZM85 180H86V181H85ZM87 180H88V181H87ZM102 180H103V182L105 181L103 184H102ZM113 180H115V183H117V185H118V189H120L119 186H120V187H121V186L124 187V189H121V190L124 192V193L122 192V195H125V196L120 197V199H121V198H124L126 201L124 200V201H125V203H124V201H123V199H122V203H121V204L124 203V206L126 205V206L129 207V208H128V207H127V208L124 207L125 209H127V211H126L124 208H122V209L125 210V213H126V214H124V211L122 212V210L120 209L121 206L123 207V205L120 206V203L118 202V200H120V199H118V200L116 199V198H119V196L121 195V192H120L121 190L119 191L120 195H117L118 197L115 196L116 193H118V191H117V186H116V185H115L116 188H112V187L114 186V184H115V183L113 182ZM123 180H124V184H125V182H126V186H125L124 184H122V183H123ZM148 180H149V181H148ZM151 180H152V179H151ZM153 180H154V179H153ZM153 180H152V181H153ZM157 180H158V182L160 181L159 179H157ZM174 180H175V179H173V181H174ZM217 180H216V181H217ZM238 180H239V179H238ZM238 180H237V181H234L235 184H236V186H237L238 183H241V181L239 180L240 182H238ZM22 181H23V180H22ZM74 181H72V183H73ZM89 181H91L90 184H91L92 186H91L89 183H87V182H89ZM97 181H99L100 183L97 182ZM110 181H112V182H110ZM155 181H156V179L154 180V182H155ZM244 181H245V182H244ZM250 181H251V180H250ZM60 182H61V181H60ZM65 182H64V183H65ZM108 182H109L110 184H109ZM158 182H157V183H158ZM163 182H162V183H163ZM166 182H167V183H166ZM171 182H172V181H171ZM174 182H175V181H174ZM177 182H178V181H177ZM201 182H200V183H201ZM207 182H208V181H207ZM237 182H238V183H237ZM259 182H258V184H259ZM10 183H12V184H10ZM16 183H15V184H16ZM21 183H22V182H21ZM23 183H24V182H23ZM32 183H33V184H32ZM44 183H45L46 185L48 184V185H47L48 188L46 187V191H44V190H45L44 188H41V187H43V186H46V185H44ZM56 183H58V182H56ZM61 183L63 184V181H62ZM66 183H65V184H66ZM69 183L71 184V182H69ZM77 183H78V182H77ZM77 183H76V184H77ZM79 183H78V185H79ZM86 183H87V184H86ZM97 183H98V184H97ZM112 183H113V184H112ZM133 183H134V182H133ZM146 183H145V184H146ZM151 183H150V185H151ZM155 183H156V182H155ZM159 183H160V182H159ZM168 183H170V184H169V187H168ZM215 183H216V184H215ZM243 183H241V184H243ZM248 183H249V181H248ZM9 184L12 185V186H11V187H10V186H7V185H9ZM15 184H14V185H15ZM40 184H41V185H40ZM54 184H55V183H54ZM54 184H53V185H54ZM58 184H59V183H58ZM58 184H57V185H58ZM65 184H64V185H65ZM106 184H107L108 186H106ZM119 184H120V185H119ZM121 184H122V185H121ZM145 184H143V185H144V188H145ZM160 184H161V183H160ZM163 184H164V183H163ZM166 184H167V185H166ZM196 184H197V185H196ZM218 184H219V185H218ZM221 184H223V183H221ZM233 184H234V183H233ZM246 184H247V182H246ZM16 185H17V184H16ZM24 185H25V183H24ZM36 185H37V184H36ZM36 185H35V186H36ZM42 185H43V186H42ZM64 185H62V186H64ZM74 185H75V184H74ZM84 185H87V186L84 187ZM89 185H90V186H89ZM101 185H102V188H99V187H101ZM109 185H110V186H109ZM137 185H138V187H137ZM143 185H142V187H143ZM156 185H157V184H156ZM161 185H162V184H161ZM178 185H177V186H178ZM224 185H225V184H223V186H222L221 188H223ZM239 185H238V186H239ZM249 185H250V183H249ZM255 185H256V183H255ZM255 185H254V187H257V186H255ZM263 185H264V183H263ZM6 186H7V187H6ZM25 186H26V185H25ZM25 186H23V188H25ZM62 186H61V188H62ZM67 186H68V184L66 185V189H68ZM97 186H98V187H97ZM111 186H112V187H111ZM147 186H148V184H147ZM166 186H167L168 188H166ZM196 186H197V187H196ZM238 186H237V187H238ZM261 186H262L261 184H260V187H259V185H258V187H259L261 190L258 189V187H257V189L260 190L261 194H263L262 191H263L264 189L262 190ZM55 187H56V189H57L58 186L55 185ZM70 187H71V185H70ZM72 187H71V188H72ZM89 187H90V188H89ZM103 187H104V188H103ZM109 187H110L111 189H110ZM163 187H164V188H163ZM186 187L184 186V187H182V189H183V188H186ZM199 187H200L201 189H200ZM213 187H214V189H213ZM216 187H218V189H217ZM252 187H251L250 190H248V191L251 192V193H252V191L254 190V189L252 190ZM6 188H7V189H6ZM10 188H11V189L16 188V189L18 190V191H17L18 193H15V192H16V189H15V190L13 189L14 191H11ZM40 188H41V189H40ZM71 188H70V189H71ZM97 188H98V190H97ZM106 188L109 189V190H111V191L106 190ZM128 188H127V189H128ZM131 188H129V189H131ZM148 188H149V187H148ZM165 188H166L167 190H166ZM104 189H105V191H104ZM114 189H116V191H115ZM146 189H147V188H146ZM178 189H179V190H178ZM202 189H203V190H202ZM205 189H206V190H205ZM229 189H228V190H229ZM245 189H246V190H245ZM3 190H5V191H3ZM8 190H9V191H8ZM22 190H23L22 192H24V193H22V195H24V194L26 193L27 190H26V191H24L25 189H22ZM61 190H62V191H61ZM76 190H74L75 193H76ZM86 190H87V191H86ZM101 190H103L104 193H103ZM112 190H113V192H112ZM147 190H148V189H147ZM151 190H150V191H151ZM164 190H165V192H164ZM173 190H174V192H175L176 195L173 194ZM212 190L214 191V192H213V193H214L213 195H212V193H211ZM228 190H227V193H228ZM232 190H233V191H232ZM251 190H252V191H251ZM255 190H256V189H255ZM6 191H7V192H6ZM56 191H57V190H55V192H56ZM58 191H59V190H58ZM65 191H66V190H65ZM74 191H73V192H74ZM126 191H127V190H126ZM128 191H129V190H128ZM176 191H177V192H176ZM196 191H198V192H196ZM199 191H200V192H199ZM202 191H203V192H202ZM208 191H209L211 194H210ZM229 191H230V190H229ZM9 192H10V194H9ZM11 192H12L13 194L15 193V196H14V197H13V195L11 194ZM53 192H54V191H53ZM61 192H62V193L64 192V194H66V195H65L66 197L64 196V197H63V200H62L61 198H59L60 196L62 197V195H63ZM115 192H116V193H115ZM169 192H170L171 194H170ZM195 192H196V193H195ZM263 192H264V191H263ZM6 193H7L8 195H7ZM96 193H97V194H96ZM98 193H99V194H98ZM102 193H103V195H106V197L103 196ZM111 193H112V194L114 193V196H113ZM127 193H128V192H127ZM133 193H135V191H134ZM146 193H147V195H146ZM189 193H190V194H189ZM197 193H198L199 195H198ZM202 193H204L205 196H204V194H202ZM206 193H207V194H206ZM208 193H209V195H208ZM232 193H231V194H232ZM256 193H257V195H258V191L254 192V195H255ZM5 194L7 195V198L9 197L8 199H7V198L4 199L6 196H4V197L2 196V195H5ZM26 194H28V193H26ZM41 194H40V195H41ZM60 194H62V195H60ZM70 194L73 195L72 198H73L74 200L71 198V195H70ZM109 194H110V195H109ZM149 194H150V195H149ZM159 194H160V195H159ZM167 194H168V195H167ZM177 194H181V196L178 195V196H180V197L178 198ZM187 194H189V195L187 196ZM240 194H242V195L240 196ZM243 194H244V195H243ZM252 194H253V193H252ZM252 194H251V195H252ZM10 195H12V196H10ZM40 195L37 194V196H40ZM67 195H68L69 197H68ZM97 195H99V197H98ZM107 195L110 196L109 199H107V197H108ZM134 195H136V193H135ZM171 195H172V198H170ZM254 195H253V196H254ZM24 196H25V195H24ZM33 196H34V197H33ZM79 196H80V195H79ZM92 196H93V197H92ZM150 196H151V197H150ZM193 196H194L195 198H193ZM203 196H204V197H203ZM211 196H213V197H211ZM258 196H259V195H258ZM2 197H3V198H2ZM10 197H11V199H12V197H13V198L17 201V202H14V203H17V204L19 205V207H18V205L15 206V209H17L16 211H15V209H13V210L11 211V209L13 208L12 205H13L14 203L11 205ZM15 197H16V198H15ZM41 197H42V195H41ZM84 197H85L86 199H85ZM103 197H104L105 199H104ZM111 197H112V198H111ZM163 197H164V196H163ZM181 197H184V198H185L184 200H186V201L182 200L183 198L181 199ZM256 197H257V196H256ZM259 197H260V196H259ZM262 197L264 198V194H263ZM1 198H2V199H1ZM20 198H23V197H20ZM64 198H66L67 200L64 199ZM68 198L70 199V201H69ZM87 198H88V199H87ZM93 198H94V199H93ZM101 198H102V201H103V202L101 201ZM110 198H111L112 200H111ZM148 198H149V199H148ZM150 198H151V199H150ZM250 198H251V197H250ZM252 198H253V197H252ZM257 198H258V197H257ZM257 198H256V199H257ZM77 199H78V200H77ZM164 199H165V197H164ZM7 200H8V201H7ZM12 200H13V199H12ZM26 200H27V201H26ZM84 200H85V201H84ZM113 200H114V201H113ZM116 200H117V202H116ZM254 200H255V199H254ZM257 200H259V201H258V202H257L256 200H255V201L257 202V205H258V203H259L261 200H260V198L257 199ZM5 201H6V202H5ZM63 201L65 202V204H64L65 207H64V205H63ZM76 201H77V202H76ZM79 201H81V202H83V203H80ZM99 201H100V202H99ZM127 201H129V202H127ZM144 201H145V200H144ZM231 201H232V203H230ZM262 201L264 202V199H263ZM12 202H13V201H12ZM104 202H105V203H104ZM108 202L110 203V205H113V204H114L115 207L118 205V206H117L118 208H117V207L114 208V212H115V214H114V212H113V209H110V212H108L109 209L107 208V207L113 208L114 206L107 205V207H106V205H101L102 207L104 206V207H103L104 209L107 208L108 211H105L106 209L104 210V209H102V207L100 206L101 203H102V204H106V203L108 204ZM114 202H116V204H117V203H118V204L115 205ZM120 202H121V201H120ZM126 202H127V204H128V203H129V204L127 205ZM147 202H145V203H147ZM6 203H7V205H6ZM8 203H10V204L8 205ZM28 203H29V205H28ZM34 203H35V204H34ZM41 203H40V204H41ZM67 203H68V205H66ZM69 203H70V205H69ZM162 203H163V204H162ZM178 203H179V202H178ZM229 203H230V205H231V204H233V205L235 204L234 207H233L234 209L236 208V210H237V207L239 208V210H237V211H239V212H237V211L235 212V211H232V210H231V212L239 213V214H238L239 216H238L237 214H234V213L229 215V213H231V212H229V213H228L229 216L227 215V218H228V219L226 218V216H225L226 214H225V213H226L227 211H226L225 209L228 207L227 205H228ZM247 203H248V204H247ZM261 203H262V202H260V204H261ZM3 204H4V205H3ZM42 204L39 205V206H43ZM79 204H81V208L79 207ZM82 204H83V205H82ZM148 204H150V203H148ZM171 204H172V205L174 204L175 206H174V205H173V206H170ZM262 204H264V203H262ZM10 205H11V206H10ZM14 205H15V204H14ZM30 205H32V206H30ZM36 205H37V207H36ZM49 205H50V206H49ZM52 205L54 206V208H53ZM60 205H61L62 207H61ZM72 205H73V206H72ZM146 205H147V204H146ZM155 205H153V206H155ZM165 205H164V206H165ZM177 205H178V204H177ZM230 205H229V207H228L227 210H229V209L231 208ZM233 205H232V206H233ZM254 205H255V206H254ZM26 206H27V208H26ZM55 206H56V208H55ZM57 206H58V207L60 206V207H59L60 209H58ZM66 206H67V207L70 206V207H68V208L70 209V211H69V209H68ZM74 206H75V207H74ZM133 206H132V208H133ZM144 206H145V205H143V211H144V208H145V209H146L147 207L150 208V206H147V207H144ZM156 206H157V205H156ZM235 206H237V207H235ZM253 206H254V207H253ZM258 206H259V205H258ZM17 207H18V208H17ZM30 207H31V208H30ZM43 207H44V206H43ZM78 207H79V208H78ZM84 207H85V208H84ZM225 207H226V208H225ZM244 207L249 208V209L247 210V211H249V212H248V215H247V213H246V209H247V208L245 209ZM250 207H251L252 209H251ZM25 208H26L27 210H26ZM64 208H66V210H68V211H65ZM74 208H75V209H74ZM165 208H166V209H165ZM176 208H177V209H176ZM9 209H10L11 212H9ZM19 209H20V210H19ZM72 209H73V211H72ZM78 209H79V210H78ZM82 209H83V210H82ZM116 209H118V210H116ZM130 209H131V210H130ZM231 209H232V208H231ZM256 209H255V210H256ZM24 210H25V211H24ZM36 210H37V211H36ZM60 210H63V211H62L63 213L60 212ZM74 210H75V211H74ZM77 210H78V211H77ZM148 210H149V209H148ZM172 210H173L174 212H172ZM209 210H210V211H209ZM240 210H244V211H245V212H244V214L246 213V214H245V215H246L245 217H247V218L249 219V221L252 220L253 217H257V218H258L257 220L255 219V226H254L253 224H251V225H253V226H251L252 229H251V228H250V229L248 228L249 231H246V233H247L248 235L245 233V234L247 235V241H248V244H249V245L252 244L251 247L247 244V245L249 246V247H248V246H247V247L250 249L249 253H247V252H246V253H241L240 251H238V250H237V247H236V246H238L237 243H236L237 241H236V242H233V240H232L233 238H234V240H236V239L239 240V241L243 240V239L235 238L237 235H240V232H239L240 230H238V229H239V228L241 229V227H242V226L239 225L240 227L237 228L238 219L242 217V216L240 215V214H241V213H240ZM17 211H18L19 213H20V212H21V213L19 214ZM22 211H23V212H22ZM104 211H105V213H104ZM120 211H121V212H120ZM143 211H142V209H141V213H142ZM160 211H161V212H160ZM208 211H209L211 214H210ZM225 211H226V212H225ZM229 211H230V210H229ZM39 212H41V213H39ZM74 212H76L77 215H76V213H74ZM106 212H107V213H106ZM111 212H112V214H111ZM117 212H118V214H117ZM129 212H133V213L128 214ZM253 212H254V215H256V216H253ZM36 213H38L37 216H35ZM45 213H44V214H45ZM57 213H58L59 215H58ZM60 213H61V214H60ZM70 213H72L74 216H73L72 214H70ZM85 213H86V215H85ZM108 213H110L109 215H110L111 217L108 215ZM171 213H172V215H171ZM11 214H12V216H11ZM14 214H15V215H14ZM44 214H43V215H44ZM47 214H48V213H47ZM49 214H50V213H49ZM55 214H57V216H56ZM63 214L66 215L64 218H66V220L68 221V223L70 222V224H67V222H65V223L68 225V226H67V225L65 224V225H66V229H65V228L63 229V230H65V232H66V233H65V232L63 231V232L66 234L65 237L68 236V235H67V232H68V233L71 234V236L73 237V238L71 237L72 239L70 238L71 241L73 240L72 243H74V242L76 243V244H72V243L70 244L71 241L68 242V243L70 244V246L72 245V246H71V249H72V250H71L70 248H66L67 251H66V249L63 250V248H64L63 246H62V249H60V246H59L60 243L63 241V240H62V241H61V240L59 241L60 236H61V238H63V234H61V233H63V232H62V230H60V229H61V227H60L61 224H59L60 221L64 220L63 217H62V216H64ZM69 214H70L72 217L69 216ZM79 214H80V215H79ZM106 214H107V216H106ZM113 214H114V215H113ZM120 214H121V215H120ZM127 214H128V215H127ZM157 214H158V215H157ZM224 214H225V215H224ZM104 215H105V216H104ZM112 215H113V217H112ZM117 215H118V217H120V220H118L119 218H117ZM122 215H126V216L134 215V216H133V217H132V216H131V217L129 216L128 219L130 218V220L126 219V217H125L126 220H128L129 222L131 221V222H130V223L132 224V225H131V228H129L130 225H128V224H130V223H129L128 221H126V220L124 219V216H123V219L127 222V223H125V221H124V224L127 225V226H129V227H128L127 229H122V233H121V232H120L121 229H120L119 227H120V225L123 224V221H122V219H121ZM145 215H146V213H145ZM242 215H243V212H242ZM258 215H259V216H258ZM260 215H262V216L260 217ZM14 216H15V217H14ZM34 216H35V217H34ZM60 216H61L62 220H61V218L59 219ZM147 216H148V215H147ZM156 216H158V218H157ZM162 216H163L164 218H163ZM172 216H173L174 218H173ZM198 216H199L200 218H199ZM212 216H213L214 218L217 216L216 219L218 218V220H216V221H218V222L213 221L214 218H213ZM240 216H241V217H240ZM12 217H13V218H12ZM57 217H58L59 220H57ZM67 217H68V218L70 217V218H69L70 221L68 220ZM197 217H198L199 219H201V220L206 221V223L208 222L210 226H208V223L205 225V223H203L204 221H201L202 224L205 225V228L203 229V225H202L201 228H199V227H200V226H199L200 223L198 224V222H200V220H199ZM243 217H244V215H243ZM116 218H117V219H116ZM196 218H197V220H196ZM222 218H223V220H225L224 218H226V220L224 221L225 224L222 222ZM247 218H246V219H247ZM259 218H260V220H261V224H262L261 226H259V225H260V223H259L260 221H258ZM71 219H72V220H71ZM131 219H132V220H131ZM154 219H156V220H155L156 222H154ZM163 219H164V220H163ZM211 219H213V220H211ZM219 219H220V221H219ZM243 219H244V218H243ZM246 219H245V220H246ZM116 220H118V222L121 221L120 223H122V224H118V225H117L118 222L116 223ZM138 220H140V219L138 218ZM165 220H167V221L165 222ZM168 220H169V221H168ZM240 220H241V219H240ZM240 220H239V221H240ZM245 220H244V221H245ZM253 220H254V218H253ZM30 221H32V222L34 221V224H36L37 226H36V225H32L33 223H31ZM37 221H39L40 223L37 222ZM134 221L136 222V224L134 223ZM157 221H158V222H157ZM241 221H242V220H241ZM246 221H247V222H245V223H244V222L241 223V225H243V227H244V226L246 227V228H245V227H244V228L242 227L244 230L247 229V226L244 225V224H249V223H250V222L248 223V220H246ZM257 221H258V223H256ZM29 222H30V223H29ZM42 222H43V223H42ZM44 222H45L46 224H45ZM49 222H50L51 224H49ZM62 222H63V221H62ZM140 222L142 223V220H140ZM163 222H164V223H163ZM189 222H190V223H189ZM191 222H193V223L191 224ZM215 222L218 223V224H215ZM251 222L253 223L254 221H251ZM262 222H263V223H262ZM138 223H139V227H140V229H138L139 227H137ZM152 223H154V224H152ZM196 223H197V225H196ZM239 223H240V222H239ZM239 223H238V224H239ZM41 224H43V225H41ZM53 224H54V225H53ZM113 224H115V226H114L115 230H114V228H113ZM144 224L146 225V227H144ZM147 224H148V228H147ZM171 224H173V225H171ZM40 225L43 226L45 230L42 229L43 227H41ZM50 225H52V226H50ZM63 225H64V222H63L62 226H63ZM70 225H71V226H70ZM133 225H136V226L134 227ZM149 225H150V226H149ZM216 225H217V227H216ZM218 225H219V227H218ZM29 226H30V227H29ZM48 226H49V227H48ZM58 226H59V228H58ZM122 226H123V225H122ZM142 226H143V227H142ZM169 226H170V227H169ZM173 226H174V228H173ZM189 226H190V228L187 229L186 227H189ZM207 226H208V227H207ZM26 227H27V229H26ZM37 227H38V228H37ZM45 227H46L48 230H50V231L52 230L53 232H52V231H51V232L48 231ZM50 227H51V228H50ZM67 227H68V230H67ZM117 227H118V228H117ZM136 227H137V228H136ZM149 227H150V228H149ZM249 227H250V224H249ZM254 227H255V229H254ZM256 227H257V228H256ZM39 228H40V229H39ZM54 228H56V229H54ZM57 228H58V229H57ZM69 228H70V229H69ZM122 228H124V226H123ZM142 228H143V229H142ZM146 228H147V230H146ZM182 228L184 229V231H183ZM192 228H193L192 231H194V232H190V230H191ZM197 228L204 230V231L201 233L202 235H204V237H203L202 235H200L201 238H198V240L196 241V238H197L196 236H198V234L201 232V231H199V229H197ZM25 229H26V230H25ZM38 229H39V230H38ZM41 229H42V230H41ZM129 229H130V230H129ZM133 229H136V230H133ZM179 229H180V231H181V229H182V231H183V232L181 231L182 233H179V234H181V235L175 234V233H177V232L179 231ZM194 229H195V230H194ZM236 229H237V230H236ZM260 229H261V228H260ZM260 229H259V230H260ZM262 229H263V231H264V228H262ZM24 230H25V231L30 230V231H27L26 234H25V233H24ZM57 230H58V231H57ZM161 230H163V231H161ZM187 230H188V231H187ZM22 231H23V232H22ZM39 231H41V232H39ZM42 231H43L44 233H43ZM46 231H48V232H46ZM54 231H55V232H54ZM59 231H60L61 233H60ZM124 231L127 232V233L125 234ZM130 231H131V232H130ZM133 231H134V232H133ZM145 231H146V232H145ZM174 231H175V232H174ZM257 231H258V234H257ZM260 231H261V230H260ZM29 232H30V233L32 232L33 234H32V233L30 234ZM36 232H37V233H36ZM72 232H73V233H72ZM76 232H77V234L79 233L78 235H79L80 237L76 234ZM114 232H116V233L118 232V233H117L118 236H116V235H115L116 233L114 234ZM196 232H197V233H196ZM237 232H239V233L237 234ZM22 233H23V234H22ZM47 233H48V234H47ZM58 233H59V234H58ZM111 233H112V234H111ZM119 233H120V234H119ZM123 233H124V234H123ZM132 233H133V235H131ZM164 233H166L167 235L164 234ZM173 233H174V234H173ZM183 233H186V235H183V236H182ZM243 233H244V232L241 231V235H242ZM260 233H261V232H260ZM262 233H263V232H262ZM20 234H21L22 236H21ZM24 234H25L26 236H25ZM29 234H30V235H29ZM35 234H36L38 237H34ZM38 234H40V235H38ZM46 234H47V235H46ZM60 234H61V235H60ZM65 234H64V235H65ZM72 234H74V235H72ZM113 234L116 236V238H115V236H113ZM122 234H123L124 236H125V235H126V236L124 237ZM196 234H197V235H196ZM245 234H244V235H245ZM31 235H32L34 238H33ZM119 235H121L123 238H122L121 236H119ZM159 235H161V236H159ZM206 235H207V236H206ZM241 235H240V236H241ZM244 235L242 236V238H243V237H244V238L246 237V236H244ZM252 235L250 234L249 237L251 238ZM20 236H21V237H20ZM29 236H30V237H29ZM42 236H43V237H42ZM112 236H113V237H112ZM129 236H131L132 241H130L131 239L128 238ZM149 236H150L151 238H150ZM158 236H159V237H158ZM185 236H186V237H190V236H191V237L186 239ZM192 236H194V238H193ZM205 236H206V237H205ZM258 236H257V237H258ZM262 236H263V238H264V235H262ZM262 236H261V237H262ZM25 237L27 238V240H26ZM31 237H32V238H31ZM45 237L49 238V240H47V238H45ZM68 237H70V236H68ZM111 237L114 238V239H112ZM126 237L129 239L128 242H126V241L128 240ZM132 237H133V238H132ZM148 237H149V238H148ZM153 237H154V238H153ZM156 237H157V238H156ZM184 237H185V238H184ZM198 237H199V236H198ZM237 237H239V236H237ZM261 237H259L260 240H261ZM29 238H30V239H29ZM36 238H37V239H36ZM38 238H39V239H38ZM78 238H79L80 240H79ZM83 238H84V239H83ZM118 238H119V239H118ZM124 238H125V239H124ZM138 238H139V239L142 238V240L140 241ZM146 238H148L147 241H146ZM155 238H156V240H154ZM192 238H193V240H192ZM23 239H24V240H23ZM31 239H33V240H31ZM34 239H35V240H34ZM43 239H44L45 241H44ZM68 239H69V238H68ZM111 239H112V241H111ZM126 239H127V240H126ZM38 240H39V241H38ZM66 240H67V238H66ZM66 240L64 239V242H65ZM77 240H79V241H81V242H79V241H77ZM115 240H116V241H115ZM135 240H136V241H135ZM149 240H151V241H149ZM26 241L29 243V246L32 244V246L29 247L30 250L28 249V243H27ZM29 241L32 242V243L30 244ZM33 241H34V242H33ZM41 241H44V242L41 243ZM57 241H59V244H58ZM67 241H68V240H67ZM67 241H66V242H67ZM114 241H115V243H114ZM154 241H155V242H154ZM192 241H193V244H191ZM194 241H195L196 243H198V245L200 244L199 246L196 245V249H199V250H197V251H196V249H195V246H193V245L195 244ZM239 241H238V244H239V243L241 244L242 242H239ZM243 241H244V240H243ZM22 242H23V244L26 242V244L22 245ZM38 242L41 243V244L39 245ZM64 242H62V244H63ZM66 242H65L64 244H66ZM116 242H117V243H116ZM118 242H119V243H118ZM125 242L127 243V244H126L127 246L124 245ZM135 242H136V243H135ZM151 242H152V243H151ZM34 243H35V244H34ZM51 243H52V244H51ZM54 243H55V246H54ZM56 243L58 244V246L56 245ZM68 243H67V246H68ZM77 243H78V244H77ZM83 243H85L86 245H89L88 248H86L87 246H86V245L84 246ZM129 243H130V244H129ZM147 243H148V244H147ZM150 243H151L152 245H151ZM245 243H246V242H244V245L246 246ZM37 244H38V245H37ZM81 244H83V246H84L85 248L83 247V249H80V250H79V248H82V245H81ZM235 244H236V245H235ZM118 245H119V246H118ZM129 245H130V246H129ZM244 245H243L242 247H244ZM21 246L24 248V249L22 248L23 250L21 249ZM24 246H25L27 249H26ZM34 246H36L37 248L34 249V248H35ZM39 246H40V247H39ZM65 246H66V245H65ZM70 246H69V247H70ZM77 246H78V247H77ZM79 246H81V247H79ZM112 246H113V247H112ZM121 246H124V247L122 248ZM154 246H155L156 248H154ZM260 246H261V247H260ZM75 247L77 248L76 250H75ZM115 247H117L118 249L116 248V250H114ZM127 247H128V248L130 247V248L128 249ZM147 247H148V248H147ZM193 247H194V248H193ZM238 247L240 248L241 246H238ZM242 247H241V248H242ZM257 247H259V248L262 249V252H261V249H258V250H259V253H261V254H258V252H257V251H258V250H257ZM73 248H74V249H73ZM121 248H122V249L125 248V251L122 250ZM233 248H235L237 251L235 252V251L233 250ZM245 248H246V247H245ZM248 248H247V249H248ZM31 249H32V251H31ZM43 249H44V250H43ZM126 249H127V250H126ZM147 249H148V251L146 252ZM193 249H194V251H192ZM58 250H59L60 252H59ZM61 250H63V251H61ZM69 250H70V251H69ZM82 250H83V253H82ZM143 250H144L145 252H144ZM150 250H151V251H150ZM240 250H241V249H240ZM242 250H244V248H242ZM242 250H241V251H242ZM245 250H246V249H245ZM245 250H244V251H245ZM24 251H25V252H24ZM55 251H57L56 254H55ZM79 251H81V252H79ZM114 251H115V253H114ZM117 251H118V252H117ZM121 251H123V252H121ZM244 251H242V252H244ZM62 252H63V253H62ZM66 252H67V254H66ZM70 252H71V253L74 252L73 255L71 254V256H72L73 259L70 258ZM75 252H76V253H75ZM239 252H240V253H239ZM255 252H256V253H255ZM37 253H39V252L37 251ZM52 253H53V255H52ZM68 253H69V254H68ZM124 253H125V255H126V254H127V255L124 256ZM149 253H151L152 255L150 254V256L147 257V255H149ZM233 253H235V254H233ZM43 254H44V253H43ZM57 254H61V255L63 254V256H61V255H57ZM145 254H146V255H145ZM249 254H250V255H249ZM34 255H36V256H34ZM81 255H82V256H81ZM83 255H84V256H83ZM85 255H86V256H85ZM122 255H123V256H122ZM245 255H248L249 258L246 259L247 256H245ZM258 255H259V256H258ZM33 256H34V259H33ZM243 256H244V258H242V260H243V262H242V260H241L240 257H243ZM51 257H53V258H51ZM62 257H63V258H62ZM87 257H88V259H87ZM93 257H96V258H93ZM138 257H140V258H138ZM146 257H147V259H146ZM150 257H151V258H150ZM152 257H153V258H152ZM245 257H246V258H245ZM258 257H259L260 259H258ZM40 258H41V257H40ZM85 258H86V259H85ZM100 258H101V259H100ZM136 258H138V259H136ZM143 258H145L147 261H146L145 259H143ZM239 258H240V259H239ZM44 259H45V260H44ZM50 259H51V260H50ZM82 259H83V260H82ZM94 259H95V260H94ZM32 260H33V261H32ZM48 260H49V263H48ZM52 260H53V261H52ZM65 260H66V262H67V261H68V262L66 263ZM84 260H86V261H84ZM92 260H93V261H92ZM133 260H135V261L133 262ZM245 260H247L248 262H245ZM259 260H260V261H259ZM37 261H38V262H37ZM39 261H40V262H39ZM50 261H51L52 263H51ZM91 261H92V262H91ZM94 261H95V262H94ZM144 261H145L146 263H145ZM62 262H64V263H62ZM69 262H70V263H69ZM78 262H79V263H78ZM80 262H81V263H80ZM104 262H105V263H104ZM135 262H136V263H135ZM138 262H139V263H138ZM191 262H192V263H191Z\"/></svg>",
	"mask_w": 264,
	"mask_h": 264
}]
</instances>
